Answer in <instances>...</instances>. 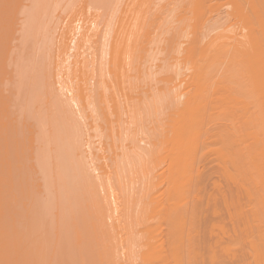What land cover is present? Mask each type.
I'll return each mask as SVG.
<instances>
[{
    "label": "bare ground",
    "instance_id": "6f19581e",
    "mask_svg": "<svg viewBox=\"0 0 264 264\" xmlns=\"http://www.w3.org/2000/svg\"><path fill=\"white\" fill-rule=\"evenodd\" d=\"M31 2V5H30V7L28 6V7H26V9H24V10H22L21 11V15L22 16H24V18L22 19V28L21 29H19V30H21V31H19V35H20V38H19V35H17L18 36V38L20 39V40H22L21 42H23V44L22 43H19V41H18V43L21 45L22 44V46H21V48H23V49H25V48H27L28 50H29V54L27 55V57L28 58H24V55H22V56H20V57H22L21 59H19V63H21V60H22V63L23 64H20V66H19V72H18V75H17V77H19V83L18 84H16V85H18L17 86V90L19 89V98H20V104H21V107H20V110H22L21 108H24V109H26L27 111H29L30 112V115H32V117L34 116V117H36V119H39V121L41 122V123H43V126H44V124H45V122H46V124L48 123H54V124H49V126L50 125H52V126H50V131L49 132H47V133H49V134H47V136H48V138H47V141H46V143H45V145L46 146H43V150L41 151V153H38V150L36 151V150H33V151H36L38 154H40L39 156H42L41 158L43 159V157H44V160H42V159H37V156H36V159H34V160H36L35 161V164H37V161L38 160H40L41 161V163L42 164H40V162L37 164L38 165V167H39V170H40V173H43L42 175H44L43 177L45 178V179H43V180H45L44 182L46 183V185H44V191L46 190V192L48 193L47 194V196H44V197H42V198H39L38 200H39V202L41 203V205L40 204H36L35 205V207L38 205L39 207V212H38V210H35L36 211V213H34L35 215H37V223H41V222H39V218H41L42 217V222H46L45 224H42V225H45V226H47L46 224H47V222H48V225L50 224L51 225V223H52V221L54 220V217L56 216L57 217V215L55 214L56 213V211H57V209L58 208H61V210H62V213L61 214H63L64 215V208L65 207H68V205L70 204V203H75L76 202V199L79 197V195H81L80 193H82L83 194V192H82V190H81V184L83 185L84 184V180L85 181H87V177L89 178V182L91 181V183L90 184H92V186H93V184L95 183V182H93V181H96V179L98 178L99 179V176H97V174L99 175V174H102L101 175V177H102V179H104V177L106 176V174H108L109 176H106L108 179H109V182H108V184L109 183H113V181H115L117 184H119L118 183V181H116L119 177H122V176H120V174H123L122 172L120 173L119 172V174L117 173V169H121V168H117L115 165H116V163H114L113 165H114V167L112 168L113 170H112V174L114 173V174H116V176H117V174L119 175V177H117V179L115 180H113V179H111L112 177H111V172H110V169L109 168H107V167H112L113 165L111 164L110 165V163L109 162H112L113 163V160H111V155L113 154L114 155V157L116 156V155H118V153H119V151H117V154H116V152H111L112 150H113V147H114V150H115V146H114V144H111V140L112 139H114L113 137H112V135H113V133L115 132H113V133H111L110 131V133H109V140L111 141L110 142V145H109V148H112L111 150L109 149V151L112 153L110 156L109 155H105L106 156V158L109 156L110 157V161L109 162H107V160L105 161V162H107V170L105 169V166H104V164H106V163H101V166L99 167V168H97L99 171V173L97 172H95V171H97L95 168H91L92 169V171L94 172V173H96L95 175H93L92 174V177H94L95 178V176H97V178H95V180L92 178V180H90V173L89 172H91V171H89V170H91L90 169V159H88V156L86 155V152H85V150L86 149H83V148H86V146H91V142H89V141H87V140H83L84 138H82L83 136H84V133H83V131L81 130V133H83V135L81 134H79L78 133V131L76 130V127H74L73 128V126H71L72 125V123L74 124V122H72L71 123V125H69V123L68 122H66L65 123V121L64 120H66V116L68 115V112H66V111H64V112H62V111H60V108H62V107H60L59 108V106L57 107L59 110H54V113H52V115L50 116L48 113L49 112H46L47 111V109H46V107H45V109H44V107L43 106H45L44 105V103L46 102L45 101V97H46V99H49L50 98V96H51V92H50V94H49V98H47L48 96H46L45 95V93L46 92H48V91H46L45 90V79H46V77H45V73H46V71H47V69L45 70V67H44V65L46 64V60L49 58V56H48V50H49V48L51 49V47H50V45L51 46H53L52 45V42H53V44L54 43H56V42H54V41H57V40H54L55 39V36L57 35L56 34V32H57V30H56V28H58L59 27V23H61V22H59V23H57L58 25H57V27L56 26H54V27H56V28H53V26L51 25V23L53 22V20H54V23L53 24H55V17H56V19L60 16V17H62L61 15H59V16H56V12H57V10H59L58 8L62 5V3H64L66 0H54V2L52 1V0H28V2ZM78 1V0H77ZM80 1V0H79ZM79 1H78V3H79ZM82 1H84V0H82ZM91 1V0H90ZM90 1H89V4H90ZM92 1H94V0H92ZM100 1V0H99ZM101 1H103V0H101ZM100 1V2H101ZM107 1V0H106ZM114 2H115V0H113ZM119 1V0H118ZM148 1V0H147ZM163 1V0H162ZM166 1V0H165ZM172 1V0H171ZM171 1H169L168 0V4L170 3L171 4ZM189 1V0H188ZM202 1H203V3H202ZM215 1L216 0H214V3H215ZM217 1H219V0H217ZM238 0H229V2H232V4H235V5H233V8H234V10H235V13H231V15L232 14H234V16L236 17L237 16V14L239 13V15L241 16H237L236 18H242V20H243V22L241 23L242 24V27L248 32V36L249 37H245L244 35H243V39H246L247 38V42H246V40L245 41H243L242 39L240 40V39H238L239 41H242V42H246L245 44L246 45H244V44H240L239 43V41H238V43H234L233 45H231V43L229 44V42L227 41L226 43L227 44H222L221 46L219 45V48H218V46L216 47L215 46V49L217 48V52L214 54L213 52V50L214 49H212L213 48V46L211 47V48H209V47H206L205 46V44L203 45L202 44V41L199 39V37H197V38H195V40L197 39V44L196 45H198V43L200 44H202V46L201 45H198L199 47H201L200 49H201V53H204L203 54V56L204 57H206V59L204 60V59H202V63L201 64H198V63H196V62H200V61H197L198 60V57H197V53H196V50L194 49L195 47H194V43H193V48L191 49V51H189L188 52V54H187V57H186V60H185V62H187V60H189V61H195L196 60V62H194V63H196L197 65H195V69H193V70H195L192 74H191V76H190V79L189 80H187L186 81V84H185V91L187 92H183V87L181 86V84L179 85H177V86H175V87H173V88H171L172 89V91L171 90H169L170 92H169V94L167 93V95L166 94H164L165 93V91H166V89H164L163 88V90L162 89H155L157 92L159 91V92H161V90L163 91V92H161L160 94H164V96L167 98V99H164V98H162V99H158L159 100V103H158V105L161 107V105H162V107L159 109L160 111H159V114L160 115H162V113H163V115H164V117H166V118H171V119H168V120H170V121H166L167 119H165V122H171V123H169V124H167V123H165L164 122V120H162L165 124H164V126L167 124V126H169V128L166 126V128H168L169 130H167V129H165L164 128V126L162 125V124H160V123H162V121L159 123V125L160 126H163V127H158V125H155V126H157L158 128V130L156 129V130H153V129H155V127H152V125L150 126V128L152 127V129L149 131L150 133H153L154 134V132L156 131V133H158L157 131H159L160 129L162 130H160L161 132H160V134L162 133H166V135H164V137L165 138H161L160 139V137L158 138V140L160 141V140H162V144H164L163 146H154L155 147V149H153V150H155V152H153L154 154H150V153H152V151L149 149V148H144V147H146V146H143L142 147V145H138V143H135V141L133 142V143H135L136 145L135 146H133V147H136L137 145H138V147H136V149L138 148L139 150H145V149H149V150H147V152H149V151H151L150 153H148V156H146V155H144L143 154V152H145V151H137V152H140V154L139 153H135V154H137L136 155V157L135 158H139V159H141V160H139V163L140 162H142L141 164H142V166H143V169H144V165H143V163H145V165L147 164L148 166H149V164L150 163H153L152 164V166L154 165V163L156 164L158 161V163H157V166H159L158 164H160V162L162 163V162H164V161H166V163H168V165L167 166H165V167H163L164 169H166V171L162 168V171H164L163 173L161 172V171H158V170H156V171H158L156 174L154 173V172H156V171H154V168H152V167H148V166H146L147 168H145V169H148L147 171H144V172H146V175H150L149 176V178H146V175L145 176H143V175H141V176H143V178H146L147 180L149 179L150 180V183L149 182H146L145 183V181H147L146 179H142L141 178V180H139V181H137V180H129L128 178L130 177V176H126V177H122L121 179H123V178H125V181L127 180V181H129L128 183L130 184H133V182L135 183L136 181L138 182V183H135V184H138V185H140L139 184V182L140 181H142V180H145V181H143V188L145 187V186H147L148 188V190L151 188L150 186H152L153 184H152V182H153V179H151L153 176H154V174H155V176H157V177H159L160 176V178H157V177H153L155 180H154V182H156V183H158L159 182V184L160 185H158L159 186V188L161 189V184L163 183V182H167V183H171V185H172V188L170 189V187L168 188L167 187V184L165 183V185H166V187L168 188V189H170L171 191L169 192V194L167 193V191H169V190H166V193L168 194V196L166 197V199H165V197H164V199L166 200V203H165V201H164V199H163V197H161L162 195H157V194H159L158 193V191L156 190V188H158V186L156 187L155 186V184L156 183H154V186L156 187H154V189H155V192H153V188L152 189H150V191H147L146 190V187L144 188L145 190H143V188L141 187L142 186V184H141V188H142V191H140V193L142 192L143 194L145 193L146 195H143L142 196V194H140L139 196H140V198L142 199V201L141 200H139L140 201V203L141 202H143L144 201V198L146 197H148V201H149V199H150V197L151 196H154V198L152 199L151 198V200H150V203H151V205H150V203L147 201V199L145 198V200L148 202V203H146L145 201H144V203H145V205H146V208H147V210H146V208L144 209V203H141L142 205H144V206H142L141 204H138V205H136L137 203H135L136 201L139 203V201L136 199V198H129L128 200H127V198H126V200H127V202L128 203H126L125 201V199H124V201H121V203L123 204V202L124 203H126V204H124V206L126 205L127 206V210H126V206L124 207V209L122 208V211L120 210V212H122V213H124V212H129V214L128 213H125V214H122V216H121V218L123 219V221L125 220H127L129 217H130V215L131 214H133V213H131L132 212V209H135V208H133V206H139L140 207V205L143 207L142 209H143V219H142V216L141 217H137L138 218V220H136V217L135 216H131L130 217V219H128L127 221H128V223H129V220H130V222H131V220H133L134 222H132V226H133V223H134V225H137V223L139 222V225H140V229L141 228H145L144 229V231H142V230H140V232H141V240H142V242L144 241L143 239H142V236L144 235V236H146V238H147V236H148V232H149V235L150 236H152V237H154L156 234H155V232H159L160 231V233H158V235L157 236H159L160 235V237H157L158 239H157V241L156 242H154L155 241V239H153L152 237L151 238H149L148 237V239H152V240H154L153 242V244H152V240L150 241V244H147L146 242V244L144 245L145 246V248H142L141 250H143V252H142V255L141 256H143L144 258V261H145V263L146 264H195V262L197 261V259L198 260H202L201 261V263L203 264H206V263H210V264H213L211 261H214V264H218V262L219 261H221V260H219V259H217V258H220V255H227V256H230V258H233L231 261L230 260H227V261H223V263L224 264H227L226 262H228V261H230V263H228V264H233L234 262V260L236 261V259L238 258V260H239V257H234L233 255H235L234 253H236V255L238 254V252H241L242 250L244 251V245H245V247L248 249V250H246V253H245V258H247L248 259V257H249V263L247 262V264H264V0H241L240 2L238 1ZM26 2V1H25ZM67 2H68V0H67ZM71 2H72V0H71ZM110 2V1H109ZM109 2H105V4H109L110 5V3H112V0H111V2L109 3ZM120 2V1H119ZM122 2V1H121ZM120 2V3H121ZM156 2V1H155ZM158 2V1H157ZM176 2H179V1H177L176 0ZM183 2H185L184 0L182 1V3ZM187 2V1H186ZM185 2V3H186ZM192 2V1H191ZM196 2L198 3H200V8L198 7L199 5L198 4H195V5H197V7L199 8V11H197L198 9H196V11L195 12H197V14H200L199 16L201 17V16H203L204 15V13L206 12V10L209 8V7H211V8H215L216 9V6L215 7H212L213 5H209L207 2H209V0L207 1V0H196ZM225 2V1H224ZM228 2V1H227ZM228 2V3H229ZM234 2V3H233ZM4 3V2H3ZM76 3V2H75ZM83 3H85V2H83ZM87 3V2H86ZM93 3V5L95 6V1L94 2H91V4ZM98 3V2H97ZM120 3H119V5H120ZM159 3V2H158ZM166 4H167V2H165ZM185 3H183V5L185 4ZM188 3V2H187ZM206 3V5H208V6H206V5H204ZM212 3H213V0H212ZM212 3H210V4H212ZM213 3V4H214ZM14 4V3H13ZM65 4H67V3H65ZM64 4V5H65ZM90 4V5H91ZM100 4V6L101 7H104V4L102 5L101 3H99ZM113 5H114V3H112ZM111 4V5H112ZM151 4V3H150ZM149 4V5H150ZM159 4H161V3H159ZM169 4V5H170ZM201 4H202V6H201ZM217 4V3H216ZM231 4V3H230ZM12 5V4H11ZM69 5V7H70V4H67V6ZM75 5V4H74ZM93 5H92V7H93ZM97 5V4H96ZM110 5V6H111ZM158 5V4H157ZM163 5V4H162ZM162 5H159V6H162ZM179 5H180V3H179ZM185 5H187V4H185ZM190 5H193V4H190ZM226 5V4H225ZM67 6H66V8H67ZM86 6H87V4H86ZM89 6V5H88ZM108 7V10H109V8H111V7ZM118 6V5H117ZM122 6V5H121ZM166 6H168V5H166ZM194 6V5H193ZM205 6L207 7L206 8V10H205V12H204V8H205ZM219 8H221L222 6L220 5V3H219ZM24 7V8H25ZM62 7H64V6H62ZM74 7V6H73ZM72 7V8H73ZM97 7H98V5H97ZM105 7H106V5H105ZM113 7V6H112ZM120 7V6H119ZM151 7V6H150ZM157 7V6H156ZM170 7V6H169ZM177 7H178V4H177ZM182 7V6H181ZM184 7V6H183ZM190 7V6H189ZM225 7V6H224ZM224 7L221 9V10H223L224 9ZM9 8V7H8ZM19 8V7H18ZM91 8V7H90ZM96 8V7H95ZM114 8H115V6H114ZM117 8V7H116ZM149 8V7H148ZM186 8H188V6L186 7ZM185 8V9H186ZM229 9H230V7H228ZM10 9H11V7H10ZM63 9V8H62ZM61 9V11H60V14H62L63 13V10ZM97 9V8H96ZM100 10H101V8H99ZM103 9V8H102ZM107 9V8H106ZM106 9H103V10H106ZM120 9V8H119ZM150 9V8H149ZM153 9H155L154 7H153ZM160 9V8H159ZM159 9H158V11H159ZM164 9V8H163ZM166 9H167V7H166ZM190 9V8H189ZM193 9H195V7L193 8ZM217 9H218V7H217ZM217 9H216V11H217ZM227 9V8H226ZM225 9V10H226ZM69 10L71 11L72 9H70L69 8ZM111 10V9H110ZM118 10V9H117ZM165 10V9H164ZM174 10H176V9H174ZM179 12H181V9L179 8ZM188 10V9H187ZM214 10V9H213ZM212 10V11H213ZM220 10V11H221ZM233 10V11H234ZM11 11V10H10ZM135 11V10H134ZM153 11V10H152ZM157 11V12H158ZM183 11H184V9H183ZM190 11V10H189ZM189 11H187V15H188V13H189ZM208 11V10H207ZM211 11V12H212ZM215 11V10H214ZM220 11L218 12V14L220 13ZM228 11H231V9L230 10H228ZM112 12V11H111ZM115 12V11H114ZM161 12H162V10H161ZM186 12V11H185ZM184 12V13H185ZM69 13V12H68ZM68 13L66 12V14H67V17H68ZM119 13V12H118ZM143 13H144V11H143ZM173 13H176V12H173ZM182 13V12H181ZM207 13L208 12H206V14L205 15H207ZM221 13H224V12H221ZM64 14V13H63ZM132 14V13H131ZM134 14V13H133ZM140 14V13H139ZM145 14V13H144ZM149 14V13H148ZM159 14H160V11H159ZM161 14H163V12L161 13ZM186 14V13H185ZM193 14V13H192ZM209 14V13H208ZM213 14H215L214 12H213ZM225 14V13H224ZM228 14V13H227ZM227 14L225 15V16H227ZM20 15V14H19ZM21 15H20V17H21ZM65 15V14H64ZM103 15H105L106 16V13L104 12V14ZM111 15V14H110ZM118 15V14H117ZM174 15H178V14H174ZM183 15V14H182ZM210 15V14H209ZM208 15V16H209ZM104 16V17H105ZM112 16H114V17H117V16H115V15H112ZM133 16V15H132ZM139 16V15H138ZM166 16H169V17H171L170 16V14L169 15H166ZM184 16H186V15H184ZM190 16V15H189ZM193 16V15H192ZM192 16H191V18H192ZM199 16H198V18H199ZM215 16H217V13H216V15ZM221 16H222V14H221ZM225 16H223V17H225ZM233 16V17H234ZM59 17V18H60ZM66 17V16H65ZM111 17V16H110ZM164 17H165V15H164ZM169 17H167V18H169ZM173 17V16H172ZM172 17L170 18V19H172ZM180 17V16H179ZM178 16H177V18H179ZM194 17V16H193ZM204 17V16H203ZM210 17H212L211 15H210ZM218 17V16H217ZM8 18V17H7ZM108 18V17H107ZM106 18V19H107ZM138 18V17H137ZM155 18V17H154ZM154 18H152V19H150V20H152L153 21V19ZM174 18V17H173ZM187 18V17H186ZM184 19L185 21H184V23L186 22V20L187 19ZM197 18V19H198ZM209 18V17H208ZM215 18V17H214ZM214 18L212 17V19L214 20ZM220 18V17H219ZM227 18V17H226ZM231 18V17H230ZM230 18H228V19H230ZM235 18V19H236ZM61 19V18H60ZM63 19H65V18H63ZM97 19V18H96ZM104 18L102 17V20H103ZM112 19V18H111ZM128 19H129V17H128ZM132 19V18H131ZM163 19V18H162ZM175 19V18H174ZM183 19V18H182ZM202 19V18H201ZM228 19H224V22L226 21L227 23H228ZM234 19V18H233ZM68 20V19H67ZM78 20V19H77ZM76 20V23L77 22H79V21H77ZM94 20V19H93ZM93 20L91 21V23L93 22ZM101 20V19H100ZM108 20V19H107ZM109 20H110V18H109ZM148 20V19H147ZM166 20V18L164 19V21ZM176 21H177V19H175ZM180 20V19H179ZM212 20V21H213ZM241 20V19H240ZM241 20V21H242ZM57 21V20H56ZM62 21H64V20H62ZM66 21V20H65ZM98 21V20H97ZM111 21V20H110ZM109 21V22H110ZM131 21V20H130ZM149 21V20H148ZM154 21H155V19H154ZM153 21V22H154ZM171 21H173V19L171 20ZM192 21V20H191ZM194 21V20H193ZM192 21V22H193ZM201 21V20H200ZM209 21H211L210 20V18H209ZM220 21V20H219ZM218 21V22H219ZM237 22L239 21V19H237L236 20ZM96 22V21H95ZM95 22H93V24L95 23ZM114 22H115V20H114ZM121 22V21H120ZM138 22V21H137ZM162 22V21H161ZM168 22V21H167ZM177 22H179V21H177ZM190 22V21H189ZM197 22V21H196ZM195 22V23H196ZM199 22V21H198ZM223 22V23H224ZM240 22V21H239ZM238 22V23H239ZM16 23V22H15ZM20 23H21V21H20ZM66 23V22H65ZM82 22H81V20H80V24H81ZM90 23V24H91ZM102 23V22H101ZM119 23V22H118ZM127 23H128V21H127ZM149 23V22H148ZM147 23V24H148ZM152 23V22H151ZM150 23V24H151ZM159 23V22H158ZM172 23V22H171ZM174 23V22H173ZM176 23V22H175ZM174 23V24H175ZM183 23V22H182ZM191 23V22H190ZM216 23V22H215ZM222 23V24H223ZM227 23H224L222 26H226L227 25ZM80 24H78V25H76V27L74 28V29H72V30H70V33H73V35H72V38L71 39H69V41H67L66 39L64 40L65 41V43H66V41L69 43L70 41V43H72V44H64L63 45V48H65V49H63V52H64V54H62V52H60L62 55H64V58H63V56H62V59H63V65H65V64H69V66H70V64H74V76L72 77L71 76V78H70V81H74V82H77V83H74V85L76 84V86H72V87H69V85H67V86H65L66 84H65V82L64 81H62V83H61V80H63L64 78L63 77H61V78H63V79H61L60 80V82L58 83L59 84V86L61 85V87L63 88V89H66V90H64V91H61V93H59L60 94V98H59V100L57 99V98H55V97H51L52 99H53V103L54 102H61V101H64L63 103H65L67 100L68 101H71L73 104H75V106L76 105H80V102L81 103H83V107L85 106V105H87L86 104V101H87V94H85V91H86V93H87V90H88V92H90V87H88V88H86V86H87V84H89L88 82H89V79H88V81H86V77L88 76V74L86 75V72L84 71V70H82V69H85V68H82V69H78L77 67H83V66H80L81 64L83 65V64H86V63H84L85 62V60H86V56L84 57V55L86 54H90V52L93 50L92 48H93V46L95 47L96 45H94V43L96 42H93V44H92V41H93V39L95 40V38L97 37V34L98 33H96L97 31H95V30H93V28L94 29H96V27L97 26H95L94 27V25H93V27L92 26H90L89 27V23H88V27H84V25L82 24V26H83V28L85 29L86 28V30H84V32H81V29H82V27H80L79 25ZM99 24H100V22H99ZM99 24H97V25H99ZM131 24V23H130ZM149 24V25H150ZM169 24V23H168ZM167 24V25H168ZM174 24H173V26H174ZM177 24V23H176ZM186 24H188L187 22H186ZM205 24V23H204ZM229 24H230V22H229ZM232 24V23H231ZM19 25V24H18ZM66 25V24H65ZM68 25V24H67ZM70 25V24H69ZM96 25V24H95ZM109 25V23H107V25H106V27ZM113 25H114V23H113ZM121 25V24H120ZM146 25V24H145ZM145 25H143V30L145 29L144 28V26ZM151 25H153V24H151ZM160 25V24H159ZM172 25V24H171ZM181 25H183V24H181ZM207 25H208V23H207ZM219 25H221L220 23H219ZM233 25H236V24H233ZM21 26V25H20ZM71 26V25H70ZM75 26V25H74ZM101 26V25H100ZM105 26V25H104ZM125 27H126V25H124ZM154 26H156V22H155V25ZM175 26H178V25H175ZM180 26V25H179ZM186 25H184L183 27H185ZM188 26H190V25H188ZM188 26L187 27H185V28H188ZM204 26V25H203ZM202 26V27H203ZM239 26V25H238ZM241 26V25H240ZM61 27V26H60ZM64 27V26H63ZM111 27V29H113V27L110 25L109 27H107L108 29ZM134 27V26H133ZM138 27V26H137ZM146 28H147V26H145ZM149 27V26H148ZM151 27V28H150ZM149 28H150V31L152 30V26H150ZM158 27V26H157ZM162 27H165V26H162ZM197 27H198V25H197ZM208 27H209V25H208ZM231 27V26H230ZM230 27H228V28H230ZM71 28H73V27H71ZM103 28V27H102ZM106 28V29H107ZM128 28H130V26L128 27ZM166 28H168V27H165V29ZM171 27H169L168 28V31H169V29H170ZM196 28V27H195ZM217 28H218V26H217ZM220 28H221V30H222V27L220 26ZM224 28V27H223ZM227 28V30H229V31H231L230 29H228ZM68 29H69V27H68ZM97 29H99L98 27H97ZM119 29V28H118ZM138 29H139V27H138ZM141 29V28H140ZM155 29V28H154ZM157 29V28H156ZM163 29V28H162ZM172 29V28H171ZM170 29V30H171ZM173 29H174V27H173ZM180 29H181V27H180ZM189 29V28H188ZM191 29V28H190ZM204 29V28H203ZM55 30H56V32H55ZM61 30V29H60ZM59 30V31H60ZM63 31H64V29H62ZM66 30V29H65ZM117 30V29H116ZM120 30H121V28H120ZM124 30V29H123ZM128 30V29H127ZM149 30V29H148ZM164 30V29H163ZM163 30H162V32H163ZM178 30V29H177ZM192 30V29H191ZM207 30V29H206ZM218 30V29H217ZM239 30V29H238ZM6 31V30H5ZM10 31V30H9ZM59 31H58V33H59ZM93 31V34H91V32ZM95 31V32H94ZM99 31V30H98ZM101 31V30H100ZM103 31V30H102ZM107 31V30H106ZM106 31L104 32L105 33V35L107 34L108 35V33H109V31H112V30H110L109 29V31L106 33ZM138 31V30H137ZM142 31V30H141ZM153 31V30H152ZM176 31V30H175ZM184 32V35H185V33L188 31L187 29L186 30H180L179 31V33H181L182 34V32ZM186 31V32H185ZM226 31V30H225ZM16 32H18V31H16ZM16 32H15V34H16ZM135 32H136V30H135ZM140 32V31H139ZM146 32V31H145ZM158 32V31H157ZM166 31H164L163 33H165ZM189 32V31H188ZM202 32V29H201V31H200V33ZM206 32V31H205ZM209 32V31H208ZM241 32V31H240ZM69 33V32H68ZM101 33V32H100ZM103 33V32H102ZM100 34V35H102L103 36V34ZM111 34H112V32H110ZM125 33V32H124ZM169 33H171V31L169 32ZM169 33H167V34H169ZM173 33H174V31H173ZM173 33H171V35L173 36ZM176 33H177V31H176ZM189 33H192L193 34V32L191 31V32H189ZM214 33V32H213ZM242 33V32H241ZM240 33V34H241ZM18 34V33H17ZM111 34H109L108 35V38L106 37V36H104V37H106L105 39H104V41L103 40H101V41H103V42H106V40L107 39H109L108 41H110L111 39L110 38H112V36L113 35H111ZM129 34V33H128ZM153 34H155L154 32H153ZM194 34H195V32H194ZM198 34V33H197ZM202 34H203V32H202ZM228 34V33H227ZM230 34V33H229ZM233 34H235V33H233ZM244 34V33H243ZM245 34H246V32H245ZM4 35V34H3ZM55 35V36H54ZM59 35V34H58ZM65 35V34H64ZM69 35V34H68ZM80 35V36H79ZM99 35V38L101 37ZM111 35V37L109 38V36ZM119 35H121V36H123V34L122 33H120V34H118V37L120 38V40H119V38L116 36V39L118 40H116V39H112L111 41H112V43H111V45L109 44V43H102V44H100V45H98L99 43L98 42H96V43H98L97 44V46H100V47H104V48H106L105 50H106V52H102L103 53V56H104V53H105V55L107 54V53H109L110 54V56H111V58H109V59H111V70H109L108 69V67L106 68V69H108L112 74H113V76H111L112 74L111 73H109V74H111V75H108V77L109 76H111L112 77V79H113V77H114V82H115V85H119V84H121V85H123V86H121V85H119L118 86V88L121 86L122 87V90L124 89L123 87H125V86H127V87H125V90H123V94H124V92L126 91V90H130V88L131 87H134L135 88V86H138V85H140V78L138 77L140 74H141V76H142V73H140V72H138V69H136V74L137 73H140L138 76H136V74H135V71L133 72L134 73V75H135V80H136V77H138L137 79L138 80H133V78H132V80L134 81V82H131V77L132 76H130V78H129V82H131V84L127 81L128 79L127 78H125L126 77V75H129V74H133L132 72H129L128 70L130 69V70H132L130 67L132 66V65H130V64H132V63H134L135 61H136V59H135V55L137 56V54H135V51H134V53H128V50H129V46L130 45H128L127 47H125L126 46V44H125V46L123 45V43H124V41L126 40H124V38H123V40H121V36H119ZM127 35V34H126ZM125 34H124V37L126 36ZM132 35V34H131ZM134 35V34H133ZM142 35V34H141ZM148 35V34H147ZM157 35V34H156ZM155 35V36H156ZM160 35H161V33H160ZM159 35V36H160ZM170 35V34H169ZM177 36H180V34L178 35V33L176 34ZM187 35H189L188 33H187ZM196 35V34H195ZM204 35H205V33H204ZM203 35V36H204ZM209 35V34H208ZM212 35V34H211ZM221 35V34H220ZM222 35H224L223 33H222ZM16 36V35H15ZM61 36V35H60ZM70 36V35H69ZM143 36V38L146 40V37H144V34L142 35ZM150 35H148V37H149ZM154 35H153V40H154V37H155ZM164 36H166V35H164ZM164 36H162V37H164ZM172 36H170L171 38H172ZM216 36V35H215ZM233 36V35H232ZM65 37V36H64ZM79 37V38H78ZM114 37V36H113ZM129 37H131V36H129ZM133 37V36H132ZM135 37V36H134ZM138 37H140V33H139V35H137V37H136V39L135 38H132L131 40H133V39H135L134 40V42L135 41H137L138 42ZM152 36H150L149 37V39L151 40L152 38H151ZM167 37V36H166ZM174 37H175V35H174ZM184 37V36H183ZM188 38L190 37L191 39H192V37L191 36H187ZM205 37V36H204ZM206 37H208V36H206ZM218 37H219V34H218ZM56 38H57V36H56ZM60 38V37H59ZM66 38V37H65ZM77 38L79 39V40H77ZM142 37L141 38H139L140 39V41L141 42H143L144 40H142L143 39ZM177 38V37H176ZM176 38H175V40L174 41H177L176 40ZM180 39H181V36L179 37ZM179 38H178V40H179ZM209 38V37H208ZM208 38H206V39H208ZM220 38V37H219ZM235 38V37H234ZM242 38V37H241ZM6 39V38H5ZM15 39V38H14ZM98 39V38H97ZM148 39V38H147ZM163 39V38H162ZM165 39V38H164ZM183 39V38H182ZM184 39H185V37H184ZM187 39V38H186ZM210 39V38H209ZM208 39V40H209ZM233 39V38H232ZM236 39V38H235ZM53 40V41H52ZM149 40V42H148V45H150L151 44V42H154V41H150ZM159 40V43L161 44V42H160V40L161 39H158ZM166 40V39H165ZM168 40L170 41V38L168 37ZM172 41H173V39H171ZM190 40V39H189ZM194 40V39H193ZM204 40V39H203ZM219 40V39H218ZM234 40V39H233ZM75 41H79V44L76 42L75 43ZM155 41H156V39H155ZM161 41H164V40H161ZM168 41V42H169ZM173 41V42H174ZM185 41V40H184ZM187 41V40H186ZM215 41V40H214ZM222 41V40H221ZM236 41V40H235ZM234 41V42H235ZM236 41V42H237ZM57 42H59V41H57ZM91 42V43H90ZM120 42V43H119ZM123 42V43H122ZM132 42L133 41H131L130 43H131V45H132ZM141 42H139L140 44H142ZM168 42H167V44H166V47L165 48H167L166 50H168V51H166V52H168V54L170 55V53H169V51H171V48H169V47H171L172 46V48L174 47L173 46V44L171 45V43H169L168 44ZM171 42V41H170ZM205 42V41H204ZM208 42V41H207ZM209 42H211V40L209 41ZM13 43H14V41H13ZM64 43V42H63ZM73 43H75L74 44V46H71V45H73ZM88 43H90L91 45H93L92 47L90 46H88L89 44ZM126 43V42H125ZM139 43H137V44H139ZM144 43H145V41H144ZM143 43V44H144ZM155 43V42H154ZM158 43V42H157ZM182 43V42H181ZM181 43H179V44H181ZM213 43V42H212ZM60 44V43H59ZM76 44H78V45H76ZM88 44V45H87ZM104 44V45H103ZM119 44V45H118ZM122 44V45H121ZM129 44V43H128ZM136 44V43H135ZM136 44V45H137ZM164 43H162V45H163ZM186 44H188V43H186ZM185 44V45H186ZM208 44H210V43H208ZM215 44V43H214ZM16 45V44H15ZM66 45V47H64ZM101 45H103V46H101ZM109 45L111 46V48H109ZM134 45V44H133ZM153 44H151L150 46H152ZM157 45H159V44H157ZM156 44H155V46H157ZM169 45V46H168ZM171 45V46H170ZM174 45H178V43H176L175 44V42H174ZM190 45V44H189ZM188 45V46H189ZM239 45V46H238ZM241 45H243L242 47H244V48H242V49H240V46ZM54 46H55V44H54ZM89 47V48H91V50H88V51H86V49L84 50V47ZM96 46V49H98L99 51H100V49H99V47H97ZM122 46H124V48L122 47ZM138 47H139V45H137ZM149 46V47H150ZM165 46V45H164ZM179 47H180V49L182 48L180 45H178ZM182 46H184L183 45V43H182ZM57 47H58V45H57ZM85 47V48H86ZM120 47H122V48H120ZM131 48L133 47V46H130ZM138 47H136L138 50H139V48ZM141 47V46H140ZM148 47V48H149ZM154 47V46H153ZM185 47V46H184ZM53 48H56V46L55 47H53ZM53 48H52V52L54 51L53 50ZM61 48V47H60ZM102 48H101V50H102ZM104 48H103V50H104ZM110 50V51H108V49ZM128 48V50H126V52L128 53H126L125 52V49H127ZM130 48V49H131ZM147 48V47H146ZM155 48V47H154ZM221 48H222V50H223V52H222V56H224V58H222L221 57V59H217V57H218V55H219V53L222 51L221 50ZM27 49H25V50H27ZM121 49H123V50H121ZM136 49V50H137ZM160 49V48H159ZM170 49V50H169ZM174 49V48H173ZM172 49V50H173ZM179 49V50H180ZM211 49H212V52H211ZM16 50V49H15ZM81 50H83L84 52L86 51V53L84 54ZM132 50H135L134 48L132 49ZM129 51V52H133V51ZM137 50V51H138ZM147 50V49H146ZM146 50L144 51V49L142 48V52H146ZM163 50V47H162V49H161V51ZM176 50V51H175ZM181 50H183L184 51V49H181ZM190 50V49H189ZM219 50H221V51H219ZM75 51V52H74ZM90 51V52H89ZM94 51V54H93V52H91V54H90V57L92 56V57H94V56H96V53H95V50H93ZM121 51L123 52L122 54L125 56V59H127L128 57L125 55V54H127V55H131L132 56V58H131V56H129V58H128V60L130 59H132V63L130 62H128L127 60H125V59H123V60H125L126 62H122V58L124 57L123 55V57H121ZM140 51V50H139ZM148 51H150V50H148ZM155 51H157V50H155ZM160 51V50H159ZM158 51V52H159ZM160 51V52H161ZM174 51L175 52H177L178 51V49H174ZM208 51H210V52H208ZM18 52V51H17ZM55 52V51H54ZM56 52H57V49H56ZM88 52V53H87ZM100 52V54H102ZM154 52V51H153ZM159 52V53H160ZM175 52H173L172 51V53L173 54H171V55H174V53ZM185 52V51H184ZM13 53V52H12ZM15 53V52H14ZM13 53V54H14ZM22 53V52H21ZM42 54L41 56L39 55L38 56V54ZM50 53V52H49ZM59 53V52H58ZM141 53V52H140ZM140 53H139V56H140ZM149 53V52H148ZM151 53V52H150ZM162 53V52H161ZM180 54L181 53H183V52H179ZM179 53H177V54H179ZM210 53H212L213 54V56H212V58H211V56L209 57V54ZM12 54V55H13ZM18 54V53H17ZM53 53H51V55H52ZM55 54V53H54ZM88 54V55H89ZM162 54H164V53H162ZM166 54V53H165ZM195 54H197V55H195ZM212 54H210V55H212ZM221 54V53H220ZM224 54V55H223ZM97 55H99V54H97ZM142 55V54H141ZM151 55H152V53H151ZM155 55V58L156 57H158L157 56V53H155L154 54ZM154 55H152V56H154ZM171 55H170V57H168V60L166 59V61H169V59L171 60ZM181 55H184V54H181ZM54 56V55H53ZM56 56V55H55ZM84 58H83V57ZM107 56V55H106ZM134 56V57H133ZM139 56H137L136 58H138ZM152 56H150L149 58L151 59V57ZM160 56V55H159ZM162 56H165V55H162ZM167 56V55H166ZM166 56L165 57H162L163 59H165L166 58ZM176 57H174L173 56V58H172V60L171 61H169V64H168V62H167V64H168V66L170 65H172L173 64V62L175 61V60H177V62L179 63V58H178V56L177 55H175ZM197 58H196V57ZM216 56V57H215ZM18 57V56H17ZM26 57V56H25ZM35 57H38V59H37V61L34 63V64H32L31 62V64L30 65H28L26 62H25V60L27 59V61H28V59H30L29 61H31L32 59L33 60H35ZM52 57V56H51ZM59 57V56H58ZM91 57V58H92ZM97 57V56H96ZM101 57V56H100ZM105 57V56H104ZM108 57H109V55H108ZM108 57H105V60L107 61L108 59ZM127 57V58H126ZM144 57H145V55H144ZM144 57H142V58H144ZM146 57H147V59H149L148 58V56L146 55ZM215 57V58H214ZM74 58V59H73ZM82 58V59H81ZM90 58V59H91ZM98 58H99V56H98ZM155 58L153 57L152 59H154L155 60ZM196 58V59H195ZM208 58H209V60H208ZM10 59H11V57H10ZM9 59V60H10ZM52 59V58H51ZM50 59V60H51ZM71 59H73V61L71 62ZM87 59H88V57H87ZM89 59V60H90ZM101 59H104V58H101ZM139 60H140V57L138 58ZM149 59V60H150ZM159 59H160V57H159ZM162 59V60H163ZM182 59V58H181ZM211 59V60H210ZM212 59L214 60V61H212ZM44 60H45V64L43 63L44 62ZM50 60H49V65H51V62H50ZM56 60V59H55ZM93 59H91V61H92ZM129 60V61H130ZM135 60V61H134ZM138 60V61H139ZM144 60V59H143ZM156 60L158 61V58H156ZM155 60V62H157ZM161 60V59H160ZM199 60H201V59H199ZM208 60V61H207ZM12 61V60H11ZM43 61V62H42ZM52 61V60H51ZM59 61V60H58ZM95 61V60H94ZM97 61V60H96ZM96 61L95 62H92V63H96ZM99 61V60H98ZM10 62V61H9ZM25 62V63H24ZM62 62V61H61ZM60 61H59V63H61ZM89 62V61H88ZM105 62V61H104ZM103 62V63H104ZM141 62H143V61H141ZM147 62V61H146ZM155 62H152V63H155ZM160 62V61H159ZM159 62H157L158 64H159ZM162 62H164L165 64H166V62L163 60ZM171 62V63H170ZM183 62V61H182ZM12 63V62H11ZM15 63H17V67H18V61L17 62H15ZM53 63V62H52ZM58 63V64H59ZM92 63H91V65H92ZM100 63V62H99ZM123 63H125V65L123 64ZM136 63H137V61H136ZM150 63V62H149ZM152 63L150 64V65H152ZM203 63H205V64H203ZM57 64V63H56ZM57 64V65H58ZM87 64H89V63H87ZM107 64V63H106ZM140 63H138L137 64V66H140L139 65ZM148 64V63H147ZM164 64V65H165ZM177 64V63H176ZM176 64H174V65H176ZM180 64V63H179ZM189 63L187 62V65H188ZM47 65V64H46ZM63 65H61V66H63ZM94 65V64H93ZM92 65V66H93ZM99 65V64H98ZM102 65V64H101ZM100 65V67H104L103 65L101 66ZM105 65V64H104ZM124 65V66H123ZM130 65V66H129ZM144 66V64H141V66ZM155 65V64H154ZM154 65L153 66H151V67H154ZM160 65V64H159ZM182 65H184L183 63H182ZM181 64H180V67L182 66ZM191 65V64H190ZM205 65V66H204ZM14 66V65H13ZM52 66V65H51ZM51 66H50V68L49 69H51L52 70V68H53V66H52V68H51ZM66 67L68 66V65H65ZM90 66V65H89ZM89 66H86V67H89ZM91 66V67H92ZM95 66V65H94ZM97 66V65H96ZM129 67V69H128V67L127 68H124V70H123V72H124V74H125V69H126V74L124 75V74H121V76H125L124 78L125 79H127L126 81V83L128 84V85H126V83L123 81L122 83L121 82H119V81H121V79H119L118 78V75L120 74V72L122 73V69H123V67ZM142 66V67H143ZM148 66V65H147ZM156 66H158V65H156ZM156 66L153 68V70H155V68H156ZM177 66V65H176ZM185 66V65H184ZM183 66V67H184ZM64 67V66H63ZM72 69H73V66L71 65L70 66ZM69 67V68H70ZM99 67V68H100ZM133 67V66H132ZM149 67V66H148ZM150 67V68H151ZM161 67V66H160ZM159 67V68H160ZM163 67V66H162ZM173 67V66H172ZM178 67V66H177ZM179 67V68H180ZM182 67V68H183ZM190 67V66H189ZM192 67V66H191ZM16 68V67H15ZM58 68H59V66H58ZM99 68H96L97 69V71H98V69ZM136 68H138V67H136ZM8 69H11V66H10V68H8ZM13 69H14V67H13ZM18 69V68H17ZM61 69V68H60ZM134 69H135V64H134ZM133 69V70H134ZM149 69V68H148ZM152 69V68H151ZM158 69V68H157ZM166 69H167V66H166ZM165 69V70H166ZM172 69V68H171ZM170 69V70H171ZM141 70V69H140ZM147 70V69H146ZM150 70V69H149ZM149 70H148V72H149ZM159 70V69H158ZM173 70V69H172ZM176 68H175V72H176ZM183 70H184V68H183ZM7 71V70H6ZM18 71V70H17ZM62 71H65V69L64 70H61V72ZM67 71V70H66ZM89 71H91V69L89 70ZM93 71V70H92ZM101 71H104V70H102L101 69ZM127 71H128V73L129 74H127ZM143 71V70H142ZM141 71V72H142ZM168 71V70H167ZM166 71V72H167ZM174 71V70H173ZM173 71H170V73L171 72H173ZM177 71H179V69L177 70ZM181 71V70H180ZM53 72V71H52ZM73 73L71 70L69 71V74H71V73ZM94 72V71H93ZM148 72H145V74H147ZM156 72V71H155ZM158 72V71H157ZM162 72V71H161ZM165 72V73H166ZM7 73V72H6ZM11 73V72H10ZM16 73V72H15ZM15 73H14V75H15ZM65 73V72H64ZM76 73V74H75ZM91 73V72H90ZM95 73V72H94ZM100 73H102V72H100ZM150 73V72H149ZM160 73V72H159ZM164 72H163V74H165ZM168 73V72H167ZM181 73H184V72H180L179 74L177 73V76H179L178 77V79L179 78H181L180 76H181ZM47 74V73H46ZM53 74V73H52ZM68 74V73H67ZM81 74H83V77H82V75ZM93 74V73H92ZM104 74H106V72L104 73ZM156 75H158L157 73H155ZM161 74V79H160V81L161 82H163V83H169L168 85H170V83H171V81H175V77H173V74H175V73H173L172 75L171 74H169V75H171V76H168V74L166 75V76H164V75H162V73H160ZM159 74V75H160ZM49 75H50V72H49ZM60 75H62V73L60 74ZM65 75V74H64ZM71 75H73V74H71ZM85 75H86V77H85ZM90 75V74H89ZM96 75V74H95ZM99 76H100V74H98ZM103 74H101V76H102ZM9 76V75H8ZM78 76V77H77ZM79 76H81V77H79ZM92 76V75H91ZM104 76V75H103ZM120 76V75H119ZM121 76H120V78H121ZM145 76V75H144ZM143 76V77H144ZM146 76H148V74L146 75ZM149 76H150V74H149ZM151 76H153L154 77V74H152ZM162 76H164V77H162ZM182 76H183V74H182ZM184 76H185V74H184ZM11 77V76H10ZM49 77V76H48ZM75 77H77L78 79H76ZM85 77V78H84ZM128 77V76H127ZM158 77H160V76H158ZM55 78V77H54ZM56 78H59V77H56ZM73 78H75V79H73ZM89 78V77H88ZM100 78V77H99ZM104 78V77H103ZM103 78H101V79H103ZM110 78V77H109ZM146 78V77H145ZM157 78V77H156ZM52 79V78H51ZM67 79V78H66ZM65 79V80H66ZM73 79V80H72ZM96 79H97V76H96ZM112 79H110V82H111V80ZM7 80V79H6ZM5 80V81H6ZM56 80V79H55ZM54 80V81H55ZM76 80V81H75ZM92 81H93V77H92V79H91ZM95 80V79H94ZM98 81L100 80V79H97ZM104 80H105V78H104ZM107 80V79H106ZM109 80V79H108ZM113 80H112V84H110V85H112V86H114V82H113ZM142 80H144V78L142 79ZM141 80V81H142ZM147 80V78L145 79V81ZM149 80H150V78H149ZM181 80V79H180ZM13 81V80H12ZM30 81V82H29ZM51 81V80H50ZM48 82V84L49 83H51V82ZM58 81H59V79H58ZM96 81V80H95ZM156 81H158V80H156ZM155 81V82H156ZM159 81V82H160ZM178 81V80H177ZM182 81L183 80H181L180 82L182 83ZM4 82V81H3ZM47 82V81H46ZM64 82V83H63ZM97 82V81H96ZM107 83H108V85H109V83L110 82H108V81H106ZM105 81H100V82H97V83H99V85L97 84V86H99V87H97L98 89L99 88H102V86H104V88H106V85L105 84H107ZM119 84H118V83ZM144 82V81H143ZM152 82V81H151ZM179 82V83H180ZM17 83V82H16ZM54 82H52V85H53V87H55L54 85L55 84H53ZM56 83V82H55ZM70 83V82H69ZM68 83V84H69ZM83 83L85 84V87H84V85H83ZM132 83H135V85L133 84V86H132ZM138 83V85H136ZM144 83H146L147 85H149L148 83L149 82H144ZM157 83V82H156ZM175 83V82H174ZM178 83V82H177ZM177 83H175V84H177ZM90 84H91V82H90ZM94 84V83H93ZM160 84V83H159ZM182 84H184V82L182 83ZM5 85V84H4ZM7 85V84H6ZM8 85H10V84H8ZM15 85V86H16ZM96 85V84H95ZM107 85V86H108ZM131 85V86H130ZM167 85V86H168ZM111 86V87H112ZM128 86H130L129 88H128ZM145 85L143 84V86L142 85H140V89H142V87H144ZM154 86V82L151 84V86L149 85V87L151 88V87H153ZM161 86H162V84H161ZM174 86V85H173ZM110 86H108V88H109ZM149 87H148V89H149ZM158 87V86H157ZM156 87V88H157ZM163 87V86H162ZM171 87V85L168 87V89ZM180 87H182V89H181V92H179L180 91ZM48 88V87H47ZM49 88L51 89V87L49 86ZM61 88V89H62ZM96 88V92H100V90H98ZM118 88H117V86H116V89L118 90ZM138 88V87H137ZM145 88V87H144ZM154 88H155V86H154ZM186 88H188V91L186 90ZM5 89H6V86H5ZM107 89V88H106ZM103 90V92H106V94H107V90ZM109 89H111V88H109ZM108 89V91H109V96H108V94L105 96V97H107L106 99H108V98H110L111 97V95H110V93H113V91L111 92V90H109ZM132 89L133 88H131V90H130V92H133L135 89H133V91H132ZM139 89V88H138ZM147 89V87H146V91L148 90ZM55 90V89H54ZM59 90V91H58ZM57 90V92H60V89H58ZM92 90V89H91ZM94 90V89H93ZM113 90H114V88H113ZM122 90H118V95H119V93L120 92H122ZM144 90V89H143ZM151 90V89H150ZM115 91V90H114ZM142 91V90H141ZM153 90H151V92H152ZM7 91L5 90V93H6ZM18 92V91H17ZM102 92V93H103ZM128 92V91H127ZM127 92H126V95H128L130 92H128V94H127ZM144 91H142V93H143ZM150 92V93H151ZM167 92V91H166ZM183 92V93H182ZM56 93V92H55ZM54 93V94H55ZM92 93V92H91ZM94 93V92H93ZM101 93V92H100ZM134 94L133 95H135L137 92H133ZM142 93H141V95H142ZM155 93V95L157 94L156 92H154ZM154 93H152V98H153V100L154 101H152L153 103H151L150 102V104L152 105H157V102L155 103V100H156V97L154 98L153 97V94ZM68 94V95H67ZM70 94V95H69ZM96 95H99V93H95ZM122 94V93H121ZM131 94V93H130ZM129 94V95H130ZM138 94V93H137ZM143 94H145V92L143 93ZM148 94V93H147ZM162 94V95H163ZM48 95V94H47ZM53 95V94H52ZM93 95V94H92ZM92 95H91V97L90 96H88L89 98H93L92 97ZM113 95H114V97H111L110 99L111 100H109V102H107L106 100H104L105 99V97H102V96H104V93L102 94V96H101V98H100V96H95L94 98H96L95 100H99L100 101V103H98L97 104V102H94V100L93 99H91L93 102H94V105H95V103H96V106L98 105V109L99 110H101V111H99L98 109H97V111H99V113L102 115V116H104L105 117V119H104V117H102L101 116V120H102V118H103V120L102 121H104L103 123H107V125H111V126H113L114 124H113V122H115V119H112V120H110L111 119V117L109 116V115H111L110 113L112 112V115H114V116H116V117H120V113L123 111V107H122V103L124 102H122L121 104H120V100H123L124 98H125V94H124V98H122V99H115V95H117V93L116 94H114L113 93ZM128 95V100H127V102L130 100H134L135 99V101L137 102L138 100H140V99H138V98H131V99H129L130 98V96ZM146 95V94H145ZM144 95V96H145ZM162 95H160L161 97H162ZM18 96V95H17ZM57 96V95H56ZM71 96V97H70ZM121 96H123V95H121ZM131 96H132V94H131ZM143 96V97H144ZM147 96V95H146ZM145 96V97H146ZM157 97L159 96V93L156 95ZM159 96V97H160ZM61 97H62V99L63 100H61L60 101V99H61ZM63 97H65V100H64V98ZM97 97H99V98H97ZM142 97V96H141ZM142 97V98H143ZM16 98V97H15ZM18 98V97H17ZM17 98H16V100H17ZM66 98H67V100H66ZM147 98V97H146ZM184 98V99H183ZM54 99H55V101H54ZM138 99V100H137ZM145 99V98H144ZM151 99V98H150ZM149 99V100H150ZM104 100V101H103ZM125 100V99H124ZM146 100V99H145ZM149 100L146 102V105H147V103H148V105H149ZM152 100V99H151ZM4 101V100H3ZM80 101V102H79ZM98 101V102H99ZM118 101V102H117ZM129 101V102H130ZM135 101H133V103L134 104H136V105H138L139 104V102L141 103V101H138V103H135ZM157 101V100H156ZM76 102L77 103H79V104H76ZM89 102V101H88ZM87 102V103H88ZM105 105L106 104V106H102L103 104ZM105 102V103H104ZM108 104H107V103ZM128 102V103H129ZM47 103V102H46ZM62 103V104H63ZM71 103V104H72ZM91 103V102H90ZM89 103V104H90ZM128 103H126V105L128 104ZM143 103V102H142ZM145 103V102H144ZM143 103V104H144ZM2 104V103H1ZM62 104H60V105H62ZM66 104L68 105L69 104V102H66ZM65 104V105H66ZM71 104H69V105H71ZM102 104V105H101ZM124 104H125V102H124ZM130 104H131V106H133V107H131V109L133 108V109H136V105H132V102H130ZM130 104L128 105L129 107H130ZM3 105V104H2ZM10 105V104H9ZM37 105H39V107H38V109L36 110L35 109V107L37 106ZM52 105V104H51ZM57 105V104H56ZM64 105V106H65ZM91 105V104H90ZM109 105V106H108ZM120 105H121V108H120ZM145 105V104H144ZM145 105V106H146ZM148 105L146 106V107H148ZM155 105V107L157 108V111H158V107L159 106H156ZM7 106V105H6ZM20 106V105H19ZM81 106V105H80ZM88 106V105H87ZM87 106H86V108H87ZM96 106H94V107H96ZM102 106V108H100ZM135 106V107H134ZM144 106V108H146ZM163 106H164V108L165 109H168V110H172V112L170 113V111H169V113H167L168 111L167 110H163L162 108H163ZM14 107V106H13ZM43 107V108H42ZM70 109H71V107L70 106H68ZM78 107V106H77ZM82 107V110L84 109ZM91 107H93V105H91ZM93 107V108H94ZM140 107L142 108V105H140ZM149 107H150V105H149ZM148 107V108H149ZM152 107H154V106H152ZM152 107H151V110L150 111H152V110H154V111H152L153 113L155 112V114L154 115H158V114H156V108L155 109H152ZM6 108H8V107H6ZM14 108H16V107H14ZM56 108V109H57ZM65 108H67V106L65 107ZM81 108V107H80ZM85 108V109H86ZM89 108L90 107H88V110H89ZM139 107H137V109H138ZM144 108H142V110H143V112L142 113H144V112H147L148 114H149V112L146 110L145 111V109ZM24 109L22 110L23 112H24ZM76 109V108H75ZM77 109H79V108H77ZM122 109V110H121ZM128 109V108H127ZM132 109V111L129 113V114H131L132 112L134 113V110ZM150 109V108H149ZM148 109V110H149ZM69 110V109H68ZM108 110H109V112H108ZM140 110V109H139ZM165 112H163V111ZM6 111V110H5ZM70 111V110H69ZM81 111V110H80ZM91 111V110H90ZM96 110H95V112H97ZM106 111L108 112V113H106ZM111 111V112H110ZM124 111L126 112V109H125V107H124ZM130 111V110H129ZM66 112V116L64 117V113ZM71 112V111H70ZM75 112V111H74ZM83 112V111H82ZM89 112V111H88ZM92 112H94V109H92ZM92 112H90V114L92 113ZM136 112V111H135ZM137 112H138V110H137ZM136 112V114L138 115L139 114V112L137 113ZM6 113V112H5ZM72 113H73V111H72ZM79 113V112H78ZM86 113H87V111H86ZM98 113V112H97ZM124 113V112H123ZM132 113V114H133ZM151 113V112H150ZM167 113V114H166ZM9 114V113H8ZM81 114V113H80ZM79 114V115H80ZM83 115H84V113H82ZM94 114H96V113H94ZM93 114V115H94ZM126 114V113H125ZM135 114V113H134ZM140 114H141V110H140ZM139 114V115H140ZM145 114V113H144ZM48 115V116H47ZM55 117H54V116ZM88 115V114H87ZM126 115H128V114H126ZM137 115L135 116L134 115V117H137ZM138 115V116H139ZM143 115V114H142ZM142 115H140L139 116V118L141 117V119L142 118H144V117H142ZM146 115V114H145ZM150 115V114H149ZM152 115V114H151ZM150 115V116H151ZM153 115V116H154ZM162 115V116H163ZM69 116V115H68ZM67 116V117H68ZM78 116V115H77ZM109 116V117H108ZM150 116H146V117H149L150 118ZM153 116H152V118H153ZM161 116V117H162ZM239 116H240V118H239ZM13 117H15V116H13ZM52 117H54V118H52ZM83 117V116H82ZM87 117V116H86ZM89 117H90V115L87 117V119H89ZM95 116H93V118H94ZM98 117H99V114H98ZM123 117H124V115H123ZM123 117L121 116V118H122V120H124L123 119ZM129 117V116H128ZM127 117V118H128ZM132 117V116H131ZM8 118V117H7ZM19 118V117H18ZM25 118V117H24ZM61 118V119H60ZM70 118V117H69ZM78 118V117H77ZM85 118V117H84ZM92 118V117H91ZM97 118V117H96ZM100 118V117H99ZM98 118V119H99ZM137 119L138 121H140V119ZM152 118H150V119H152ZM62 119H64L63 121H62ZM79 119H80V117H79ZM86 119V118H85ZM86 119V120H87ZM95 119V118H94ZM97 119V120H98ZM120 119V118H119ZM118 119V120H119ZM126 119V118H125ZM154 119V118H153ZM156 119V118H155ZM154 119V120H155ZM159 119V118H158ZM158 119H156V122L158 121ZM164 119V118H163ZM227 120V122L229 121V119H230V124H228L227 122H226V120ZM239 119V120H238ZM244 121H243V120ZM0 120H1V117H0ZM8 120V119H7ZM60 120V121H59ZM76 121H78L77 119H75ZM97 120H96V122H97ZM118 120H116L117 122H119ZM122 120H120V121H122ZM136 120V121H137ZM144 120H146V119H144ZM148 120V119H147ZM154 120H152V121H154ZM238 120V121H237ZM6 121V120H5ZM25 121V120H24ZM36 121V120H35ZM49 121V122H48ZM50 121H53V122H50ZM75 121V122H76ZM107 121V122H106ZM113 121V122H112ZM126 121H127V119H126ZM129 121V120H128ZM132 121H133V119H132ZM135 121V120H134ZM133 121V124L136 122H134ZM143 121V120H142ZM221 121H225L226 123H227V125H226V123L225 122H223V123H225L224 125L225 126H227L226 127V129H225V127H223V124H222V122ZM243 121V122H242ZM70 122H71V120H70ZM91 122H92V120H91ZM116 122V123H117ZM131 122V121H130ZM148 122H149V120H148ZM148 122L146 123V125L148 124ZM151 122V121H150ZM149 122V123H150ZM155 122V121H154ZM29 123H31V122H29ZM33 123V122H32ZM76 123H79V121L78 122H76ZM84 123V122H83ZM99 123H100V121H99ZM103 123H101V124H103ZM116 123H115V126H116ZM123 123V121L121 122V124ZM128 123V122H127ZM143 123V122H142ZM2 124V123H1ZM80 124V123H79ZM82 124V123H81ZM124 124V123H123ZM126 124V123H125ZM131 124V123H130ZM140 124V125H139ZM153 124V123H152ZM155 124V123H154ZM3 125H5V124H3ZM13 125V124H12ZM76 125V124H75ZM97 125H99V124H97ZM106 125V124H105ZM104 126V125H101V127H99V129L100 130H102L101 128H105V127H110V126ZM118 125H119V123H118ZM128 125H129V123H128ZM134 125H136V124H134ZM137 125L139 126V127H141V122L140 123H137ZM143 125V124H142ZM149 125V124H148ZM34 126V125H33ZM81 126V125H80ZM87 126V125H86ZM102 126H104V127H102ZM115 126H113V127H115ZM121 126V125H120ZM127 126V125H126ZM130 126V125H129ZM132 126V125H131ZM130 126V127H131ZM6 127V126H5ZM4 127V128H5ZM41 127V126H40ZM47 127V126H46ZM52 127V128H51ZM125 127V126H124ZM129 127V129H130V131H131V129H132V135H135V131L136 130H134L133 129V127L134 126H132L131 128ZM222 127V129H220ZM15 128V127H14ZM42 128V127H41ZM48 128V127H47ZM80 129H81V127H79ZM78 128V129H79ZM123 128V127H122ZM128 128V127H127ZM136 129L138 128V127H135ZM145 128V127H144ZM164 128V129H163ZM29 129V128H28ZM35 129V128H34ZM79 129V130H80ZM82 129H83V126H82ZM87 129V128H86ZM90 129H91V127H90ZM96 130L98 129V127L97 128H95ZM108 129V128H107ZM106 128H105V133L106 132H108V130H107ZM110 129V128H109ZM111 129H112V127H111ZM116 129V128H115ZM125 129H126V127H125ZM124 129V130H125ZM141 129V128H140ZM145 129H148L149 130V128H145ZM9 130V129H8ZM92 130V129H91ZM117 131L118 130H121L120 128L119 129H116ZM167 130V131H166ZM16 131V130H15ZM33 131V130H32ZM116 131V132H117ZM125 131H127V130H125ZM129 131V132H130ZM133 131H134V133H133ZM141 131V130H140ZM139 131V132H140ZM142 131H143V126H142ZM152 131V132H151ZM154 131V132H153ZM163 131H166V132H163ZM120 132V131H119ZM129 132L127 131V132H125V133H128L127 135H131V134H129ZM138 132V133H139ZM144 132V131H143ZM96 133V132H95ZM121 133V132H120ZM142 133V132H141ZM141 133L139 134V135H141ZM146 133V132H145ZM149 133V134H150ZM156 133H155V138H156ZM223 133H225L224 135H223ZM46 134V133H45ZM85 134H86V132H85ZM89 134V133H88ZM100 134H101V131H100ZM149 134H148V137L150 138V136H149ZM13 135V134H12ZM32 135V134H31ZM103 135H105V134H103ZM102 135V136H103ZM115 135H116V133H115ZM118 135L120 136V134L118 133ZM126 136L127 137V135L126 134H124V132H123V134H122V136ZM11 136V135H10ZM33 136V135H32ZM86 136V135H85ZM84 136V137H85ZM108 135L106 134V138H108L107 137ZM136 136V135H135ZM145 137H144V139L146 140V135H144ZM158 136H159V133H158ZM161 136V135H160ZM16 137V136H15ZM45 137V136H44ZM94 137V136H93ZM104 137V138H105ZM118 137V136H117ZM126 137H123L122 138V140H119V143H121V141H123V139H125ZM138 139H140L138 136H136ZM142 137H143V135H142ZM227 137V138H226ZM12 138V137H11ZM96 138V137H95ZM111 138V139H110ZM116 138V137H115ZM127 138H129L130 139V136L129 137H127ZM126 138V139H127ZM148 138V139H149ZM221 138H222V140L224 141V139H225V143H222L221 142ZM224 138V139H223ZM2 139V138H1ZM21 139V138H20ZM24 139V138H23ZM94 139V138H93ZM100 139V138H99ZM120 139V138H119ZM126 139H125V142H122L123 143V145L125 144V145H127L126 144ZM135 139V138H134ZM150 139H153L152 137L150 138ZM16 140V139H15ZM45 140H46V138H45ZM95 140V139H94ZM93 140V141H94ZM104 140H106V139H103L102 140V142L104 141ZM128 140V139H127ZM154 140V139H153ZM155 140H157V139H155ZM27 141H29V140H27ZM91 141V140H90ZM97 141V140H96ZM137 141V140H136ZM141 141H142V139H141ZM117 142V141H116ZM115 142V143H116ZM150 142V141H149ZM156 142V141H155ZM159 142V144H158V142H156L157 143V145H162L161 143ZM16 143V142H15ZM97 143V142H96ZM99 143V142H98ZM108 143V142H107ZM106 143V144H107ZM127 143H129V142H127ZM142 143V142H141ZM140 143V144H141ZM144 143V142H143ZM146 144H147V142H145ZM151 143H152V141H151ZM155 143V144H156ZM1 144V143H0ZM6 144V143H5ZM41 144V143H40ZM103 144V146L101 147V149L102 150H106V144H104V143H102ZM109 144V143H108ZM145 144V145H146ZM152 144H154V142L152 143ZM152 144H148V146L149 147H151L152 146ZM223 144V145H222ZM13 145V144H12ZM36 145V144H35ZM93 145H94V142H93ZM117 145V144H116ZM222 145V146H221ZM4 146V145H3ZM2 146V147H3ZM15 147H16V145H14ZM20 146V145H19ZM95 146H97V145H95ZM104 146H106V147H104ZM113 146V147H112ZM121 147V151H122V149H123V146H122V144H120V145H118V146H116V147ZM131 146V145H130ZM130 146H128L127 148L128 149H132ZM231 148V149H233L231 152H229V153H227V151H226V149H228V151H230L229 150V147ZM47 148L46 150L44 149V148ZM221 147V148H220ZM13 148V147H12ZM24 148V147H23ZM28 148V147H27ZM96 148V147H95ZM105 148V149H104ZM124 148H126L125 146H124ZM162 148V149H161ZM210 148V149H209ZM30 149V148H29ZM99 149V148H98ZM118 150H119V148H117ZM135 149V150H136ZM159 149V150H158ZM208 149V150H207ZM32 150V149H31ZM45 150V151H44ZM89 150V149H88ZM100 150V149H99ZM98 150V151H99ZM113 150V151H114ZM17 151V150H16ZM30 151V150H29ZM90 151V150H89ZM88 151V152H89ZM109 151H108V153H109ZM126 151V150H125ZM132 151V150H131ZM162 151V152H161ZM204 151H207L206 153H208L209 151H210V153L212 154V155H209L208 154V156H209V158H212V157H210V156H213L214 157V155L215 156H217V157H219V159H218V161L220 160V161H223V163H226V167L223 165L222 166V164H221V166L222 167H224V168H229L228 169V173H227V170H225V174H229L231 177L228 179V180H226L227 179V177H229L228 175H227V177L225 178L224 177V175H223V178L225 179V182L226 181H228V183H229V180L230 181H232L231 180V178L232 179H234L235 181L237 180L238 181V183L240 182V184H239V187L237 186L238 184H236V188H235V186H234V188L235 189H239V188H241L242 189V191L241 190H236V191H234L233 189L234 188H232L231 187V189L229 188V191L228 190H224L225 188H227L228 189V187H225L223 190L225 191V193H226V195H225V193L223 194V190H221V188L220 189H218V186L219 185H217L216 184V186H215V189H216V187H217V189L218 190H220L221 191V194H223L222 196H220L221 194L220 193H218L219 195H218V197L220 198V200H218V203L221 201V200H223L222 199V197L223 198H226V199H224V201L223 202H225V205L223 204V202L222 203H220L221 204V206H219V208H224V207H227V208H229V209H227V210H229V215H231V214H233V213H236L235 212V208H236V210H237V212H239L238 214H233L234 215V217L231 215V217H233L234 219H235V217H236V215H238V217H239V219H238V217H237V219H235V221H236V224L234 223V225H233V227L232 228H235V227H237L233 232L231 231V229H229V232H227L228 231V226H232V224H231V221L233 220V218H232V220L228 217V216H226L225 218H223V220L224 221H226V218L228 217V219H230L231 221H229V220H227V222H225L227 225H223L222 224V227H221V232H224V236L226 237V236H229L231 233H230V231L232 232V233H238L237 234V236L236 237H238V235H239V238H235L234 236H235V234H232V238H230L231 237V235L228 237V238H226V240H227V243H228V245L225 243L226 242V240L224 241V238L222 237V233H221V236L220 237H222L223 238V241H222V239H221V241L219 240V236L217 237H215V234H218V233H220V232H218V233H215V232H217V231H219L218 229L220 228V226L221 225H219V222H220V224H221V222L223 223L224 221L222 220V218H221V216L222 215H224L225 216V214L227 215L228 214V211H226V208L223 210V212L225 213V214H221V211H220V214H217V215H215L214 216V218H216V219H221V221H217V220H215V219H211V221H212V223H213V221H214V223H215V221H217L218 222V224L217 223H213V226L215 225L216 227H217V230L215 231V229H214V231H212V230H210V231H212V233L214 232L215 234L213 235L212 234V236H214L215 237V240H216V238H218V240H216V241H220L221 243L223 242L224 244H225V246L226 247H224V248H220V249H222L221 251H220V249L218 248L219 247V245L221 246L222 244L221 243H219V245H215V244H213L212 242H213V238H212V236H211V238L213 239H211L210 237H209V239H208V241L207 240H205L204 241V239H202L203 241H202V243H203V245L205 244V250L207 249V245L206 244H208V245H210V241H211V244H212V246L211 247H209V248H212L213 247V245H214V247L212 248V249H216V252L213 250V252H211V253H209L210 255H208V258L212 255V258L210 259L209 258V260H208V258H207V254H206V252H204L205 250H203L202 249V247H201V249H200V242H201V240L200 239H198L197 240V243H199V246H198V248L203 252H201L202 254H200L199 255V249L197 250L196 249V247H195V237L196 236H198L197 235V233H200V231H201V235H200V237L203 235V236H205L206 235V233L208 232V233H210L209 232V229H210V227L212 228V225L211 226H209L208 225V222L207 221H204V222H207V225H206V230H205V234L203 233L202 234V232H204V231H202V228L200 229V227H201V225H199L200 227H197L198 226V224H200L199 222H197L196 223V219L195 218H198L199 220L200 219H204L205 220V216L202 218V211H201V208H202V210H203V208H204V205L205 204H208L209 202H207V203H205L204 202V200H202V197L204 196H200L202 193H204L203 192V190H205V188H202L203 190H199L200 188H201V185H199L200 186V188L198 189V191H201V192H197L196 190L194 191L195 193H191V191L192 190H194L193 189V185H194V180H196V179H194V178H196V176H195V174L196 173H198V171L196 172V170H193L194 168L195 169H197L198 170V166L196 167V165H197V163H203V162H201L204 158V156L206 155L205 153H204V156L203 157H201L200 158V156H201V154L204 152ZM212 151V152H211ZM18 152V151H17ZM79 153V155H80V157L83 159V157L85 156V158H86V160L84 159V161L83 160H81L82 162H80L78 159H77V157H78V153ZM92 152H93V150H92ZM101 152V151H100ZM98 153V154H101V153ZM133 152H134V150H133ZM8 153V152H7ZM36 153V155H38ZM90 153V152H89ZM105 153H107L106 151L104 152V153H102V154H105ZM116 155H115V154ZM122 153H123V155H124V153L126 154V155H124L126 158L129 156L128 155V153H130L129 151H128V153H127V151L126 152H121V153H119V154H121V160L125 163V165L128 163L129 164V159H126V161L125 160H123L124 159V156H122ZM201 153V154H200ZM31 154V153H30ZM28 155L27 157H28V159L29 160H31L32 159V155ZM93 154V153H92ZM101 154V156L99 155V157H98V159L99 160H101L102 158H105L104 157V155H102ZM143 155V156H145V157H149V154H150V156L151 155H154L153 156V158H151V159H149L148 158V160L150 161V163H149V161L148 162H146L147 161V158H145L146 159V161L144 162V161H142V159L143 160H145L144 158H141V157H143V156H138V155ZM146 154V153H145ZM19 155V154H18ZM27 155V154H26ZM90 155V154H89ZM128 155V156H127ZM203 155V154H202ZM219 155V156H218ZM2 156V155H1ZM0 156V157H1ZM103 156V157H102ZM119 156V155H118ZM18 157V156H17ZM102 157V158H101ZM113 157V158H114ZM156 157H161V159H157ZM207 157V156H206ZM223 157V158H222ZM112 158V159H113ZM117 158V157H116ZM116 158L114 159V161L116 160ZM135 158H134V160H135ZM157 160H156V159ZM203 158V159H202ZM27 159V160H28ZM132 160L131 161H133V158H131ZM162 159H164V161L162 160ZM200 159H202L200 162L198 161V160H200ZM215 159V158H214ZM23 160V159H22ZM98 160V161H99ZM152 160H153V162H152ZM206 160V159H205ZM212 161H213V158L211 159ZM216 160V159H215ZM215 160H214V163H215ZM89 161V162H88ZM92 161H94L93 159L91 160V162ZM102 161H103V159H102ZM122 161H120V162H122ZM136 161V160H135ZM138 161V160H137ZM157 161V162H156ZM209 160H207V162H208ZM212 161H209V162H212ZM219 161V162H220ZM83 162H85V163H83ZM95 162V161H94ZM122 162V163H123ZM127 162V163H126ZM208 162V163H209ZM229 162H233V163H229ZM30 163V162H29ZM97 163V162H96ZM99 163V162H98ZM149 163V164H148ZM20 164H21V161H20ZM26 164V163H25ZM94 164V163H93ZM103 164V165H102ZM163 164V163H162ZM162 164H160V166L162 165ZM205 164H207V163H205ZM217 164H219V163H217ZM231 164H235L234 166L237 168L238 167V165L240 166V165H242V167L244 168V169H242V167L240 168V169H242V171L243 170H246V173H244V172H242L241 173V175H239L240 174V169H232V170H230L232 167L230 166ZM11 165H13V164H11ZM41 165V166H40ZM91 165H92V163H91ZM100 164H96V166H99ZM109 165V166H108ZM138 165V164H137ZM164 165H166L165 163H164ZM163 165V166H164ZM203 165V164H202ZM208 165V167H206L207 169L210 167L211 168V163H210V165L209 164H207ZM213 165V164H212ZM232 165V166H233ZM237 165V166H236ZM9 166V165H8ZM17 166H19V165H17ZM121 166H122V168H124L123 167V165L121 164ZM128 166H130V165H128ZM150 166H151V164H150ZM156 166V165H155ZM154 166V167H155ZM157 166H156V168H157ZM203 166H206V165H203ZM228 166V167H227ZM13 167V166H12ZM20 167V166H19ZM92 167V166H91ZM93 167H95V166H93ZM117 168L116 170L114 169V168ZM126 167V166H125ZM131 167H132V165H131ZM141 167V166H140ZM139 167V168H140ZM167 167V168H166ZM194 167V168H193ZM219 167V166H218ZM221 167V168H222ZM231 167V168H230ZM86 170L87 169V171H89V172H87L88 174H90V175H87L86 176V178H84L83 176H81V175H79V173H80V171L81 170H84V169ZM126 168H129V167H126ZM132 168H134V167H132ZM137 168V167H136ZM153 170H152V169ZM160 168V169H161ZM192 168V169H191ZM205 168V169H206ZM15 169V168H14ZM109 169V170H108ZM130 169V168H129ZM135 169V168H134ZM203 169V168H202ZM204 169V170H205ZM206 169V170H207ZM10 170V169H9ZM26 170V169H25ZM100 170H103L102 172H100ZM126 170V169H125ZM133 170V169H132ZM140 170H142V169H140ZM211 169H209V171H210ZM213 170H215L216 171V169H215V167H214V169ZM219 170H221V169H219ZM222 170H223V172H224V169L222 168ZM7 171V170H6ZM34 171V170H33ZM116 173H115V172ZM130 171H131V169H130ZM136 171L138 172V170H133V172H135L136 173ZM154 171V172H153ZM196 172L195 174L193 173V172ZM229 171H234L233 173H235V171H236V173L238 172V176L237 175H235L234 176V174L232 175L231 173H229ZM37 172V171H36ZM82 172H85V173H83V175L84 174H87L86 173V171H82ZM147 172H149L148 174H147ZM150 172H151V174H150ZM154 174H153V173ZM159 172H161V174L159 173ZM200 172H204V171H200ZM218 172V171H217ZM222 172V173H223ZM40 173H37V174H40ZM110 173V174H109ZM125 173V172H124ZM126 173H127V171H126ZM139 173V172H138ZM137 173V174H138ZM141 173V172H140ZM159 173V174H158ZM206 174H207V171L205 172ZM204 173V174H205ZM210 173H211V171H210ZM210 173L208 172V174H207V176H208V178H209V176H210ZM215 173V172H214ZM214 173H211L212 175L214 174ZM243 173L245 174V176L243 175ZM82 174V173H81ZM105 176H104V175ZM136 174V175H137ZM216 174V173H215ZM12 175V174H11ZM41 175V174H40ZM126 175V174H125ZM124 174H123V176H125ZM127 175H129L128 173H127ZM131 175L133 176V174L131 173ZM201 175H203V173L201 174ZM211 175V176H212ZM220 173H219V177H220ZM85 176V175H84ZM115 176V177H116ZM140 176V177H141ZM203 176H205V175H203ZM203 176H201L202 178H203ZM210 176V177H211ZM215 176V175H214ZM222 176V175H221ZM105 177V178H106ZM135 177V176H134ZM133 177V178H134ZM137 177H139V175L137 176ZM197 177H198V179L200 178L198 175H197ZM213 177V176H212ZM211 177V178H212ZM216 177V176H215ZM219 177H217V178H219ZM246 177V178H245ZM7 178H9V177H7ZM6 178V179H7ZM11 178V177H10ZM127 178V179H126ZM132 177H131V179H133ZM136 178V177H135ZM134 178V179H135ZM157 178V179H156ZM201 178V179H202ZM222 178V177H221ZM222 178V179H223ZM247 180V182H245L246 180ZM5 179V180H6ZM107 179V180H108ZM110 179L111 180H113V181H111L110 182ZM160 181H159V180ZM205 179V178H204ZM244 179V180H243ZM1 180H3V179H1ZM105 180V179H104ZM118 180H120V178L118 179ZM152 180V181H151ZM157 180V181H156ZM206 181H208L207 180V177H206V179H205ZM213 180H214V178H213ZM217 180V179H216ZM12 181V180H11ZM123 182H124V180H122ZM122 181H120V182H122ZM132 181V182H131ZM192 181L194 182V183H192ZM200 182H201V180H199ZM199 181L198 180H196V184H197V186H194V187H196L195 189H197L199 186H198V183H199ZM203 181V180H202ZM3 182H5V181H3ZM7 182V181H6ZM28 182V181H27ZM32 182V181H31ZM83 182V183H82ZM88 181H87V183H89ZM93 182V183H92ZM97 182V181H96ZM113 183V185L115 184L116 185V183ZM123 182H122V185H123ZM214 182H215V180H214ZM218 182V181H217ZM219 182H221L220 180H219ZM224 182V183H225ZM234 182V181H233ZM244 182H245V184L246 183H248L249 184V186H247V187H244ZM10 183V182H9ZM15 183V182H14ZM18 183V182H17ZM99 183V182H98ZM97 183V184H98ZM104 183H106V182H104L103 181V184ZM125 184L123 185V186H125L126 185V182H124ZM127 183V184H128ZM141 183V182H140ZM204 183H206V182H204ZM211 183V182H210ZM223 183V182H222ZM221 183V184H222ZM227 183V182H226ZM227 183V184H228ZM40 184V183H39ZM38 184V185H39ZM97 184H94V189H95V192L97 191V192H99L98 190H96V186L98 187V185ZM146 184H148V185H146ZM169 184H168V186H169ZM195 184V185H196ZM200 184V183H199ZM202 184V183H201ZM206 184H208V182L206 183ZM220 184V183H219ZM231 185L233 184L232 182L230 183ZM230 184H228V185H230ZM38 185H37V187H38ZM89 185V184H88ZM96 185V186H95ZM102 185V184H101ZM105 185H107V183L105 184ZM104 185V186H105ZM115 185H114V187L112 186V184H110L108 187H109V189L108 188H106V189H108V190H105V188H104V190L105 191H107L106 193V195H104L103 193H101V192H103V189H100V188H97V189H100V190H102V191H100L99 193H101V195H104V196H101L99 193L97 194V193H95V194H97V195H99L100 197H104L103 199H105L106 201H102V203H101V201H99V197L97 196V200L98 201H96V204L98 203V204H100V207H101V205L103 206L104 205V203L103 202H107L106 203V207L105 206H103V208H104V210H107L105 213V215L103 216L102 215V217H100V222H102L103 220V223L104 224H99V226H101V225H103L105 228H103L102 230L98 227V229L102 232L103 230V233H101V235H103V234H106V233H108L109 235H110V229L109 228H111L112 229V231H113V229H114V231H116L117 230V228H116V226H115V224L117 223H115L114 225H112L113 224V222L116 220V219H118V220H120L119 222H122L123 223V221H121V218L119 219V218H115L114 216L116 215V216H118L119 214V209H120V204H119V200H121V196H122V194L120 195V192L122 191H124V189L122 190L121 189V191L120 192H118V191H116V192H118L119 193V197L116 195V193H115ZM119 185H121V184H119ZM164 184H162V186H163ZM170 185V186H171ZM205 185V184H204ZM203 185V186H204ZM210 186H211V184H209ZM223 185V184H222ZM227 185V186H228ZM230 185V186H231ZM234 185V184H233ZM247 185V184H246ZM245 185V186H246ZM9 186V185H8ZM26 186V185H25ZM91 186V185H90ZM132 186V185H131ZM133 186H134V184H133ZM132 186V187H133ZM136 186V185H135ZM134 186V187H135ZM191 186H192V188H191ZM210 186H208V187H210ZM212 186H213V184H212ZM226 186V185H225ZM229 186V187H230ZM56 190H54L53 191V188ZM84 187V186H83ZM86 187V186H85ZM89 187V186H88ZM107 187V186H106ZM113 187V188H112ZM117 187H118V185H117ZM133 187V188H134ZM137 187V186H136ZM135 187V189L137 190V188L139 187H137L136 188ZM164 187V186H163ZM162 187V188H163ZM220 187V186H219ZM4 188V187H3ZM22 188V187H21ZM92 188V189H93ZM125 188V187H124ZM128 188V186L126 185V188H125V192H128V190H126ZM133 188H132V190H133ZM158 188V189H159ZM167 188H163L164 190L165 189H167ZM207 188V187H206ZM5 189H8V188H5ZM10 189V188H9ZM39 189V188H38ZM79 189H80V193H79ZM85 189V188H84ZM87 189V188H86ZM91 189V191H93ZM118 189H120V188H118ZM129 189V188H128ZM134 189V191L136 192V190ZM139 189V188H138ZM162 189V190H163ZM211 189V188H210ZM216 189V190H217ZM18 190V189H17ZM40 190V189H39ZM88 190V189H87ZM117 190V189H116ZM130 190V189H129ZM141 190V189H140ZM152 190V191H151ZM162 190H160V193L162 192ZM163 190V191H164ZM208 190V189H207ZM215 190V191H216ZM217 190V191H218ZM10 191V190H9ZM104 191V192H105ZM131 191V190H130ZM208 191H210V190H208ZM212 191V190H211ZM227 191L228 192H230V194H229V198L230 197H232V198H234V199H231L230 198V200L231 201H226L227 200V196H228V193H227ZM237 191L239 192V193H237ZM241 191V192H240ZM5 192V191H4ZM27 192V191H26ZM45 192V193H46ZM94 192V191H93ZM121 192V193H122ZM123 193L124 195H126V197H128V195L127 194H129V193ZM131 192H133V191H131ZM137 192H139V191H137ZM149 192H152V193H150L149 195H148V193ZM207 192V191H206ZM214 192V191H213ZM236 192V193H235ZM6 193V192H5ZM14 193V192H13ZM154 193H155V195H154ZM164 193H165V191L164 192H162L161 194H163V196H164ZM198 193V194H197ZM199 193H201V194H199ZM233 193V195H238V197H240V193L242 194L243 193V195H244V197L246 196V200L244 201L245 202V204H241L242 203V201H243V199H244V197H243V195H242V197L239 199V201L236 203L234 200H236V198H237V196H234L233 197V195H231ZM89 194H90V197L92 196L91 195V192H90V189H89ZM88 194V195H89ZM139 194V193H138ZM138 194H137V197H139L138 196ZM152 194V195H151ZM166 194V195H167ZM194 194H197L198 195V201H203L204 203V205H203V207L201 206V207H199V205L198 206H196V209H197V211H199V209H200V211H201V213H200V216H196V213H197V211H196V213H195V210H194V208H195V205H197L199 202L197 201V200H193V204L192 205H194V207L192 206V207H190V209L192 208L194 211H192V210H190L189 209V206H191L190 204H188L187 205V203L189 202V203H191L189 200H190V196H192V195H194ZM205 194V193H204ZM211 194H213L214 195V193H211ZM211 194H209V195H211ZM94 195V194H93ZM130 195V194H129ZM131 195H133V194H131ZM135 195V194H134ZM5 196V195H4ZM82 196V195H81ZM84 196V195H83ZM86 196V195H85ZM96 196V195H95ZM196 195H194L193 197H192V199L195 197ZM206 196V195H205ZM226 196V197H225ZM17 197V196H16ZM90 197H89V199H90ZM129 197H131V196H129ZM135 197H136V195H135ZM143 197V198H142ZM156 197V198H155ZM159 199H158V198ZM161 197V198H160ZM199 197H201V199L199 198ZM236 197V198H235ZM8 198V197H7ZM6 198V199H7ZM92 198H94V197H91V199ZM123 198H125L124 196H123ZM139 198V199H140ZM210 198V197H209ZM215 198H217L216 197V194H215V197H214V200H215ZM218 198V199H219ZM229 198H228V200H229ZM20 199V198H19ZM24 199V198H23ZM79 199V198H78ZM88 199V198H87ZM102 199V200H103ZM135 199V200H134ZM163 199V200H162ZM200 199V200H199ZM203 199H204V197H203ZM212 199H213V196H212ZM247 199H248V201H247ZM81 200V199H80ZM133 200V201H132ZM153 200V201H152ZM158 200V201H157ZM205 200H206V197H205ZM207 200H209V199H207ZM211 200V199H210ZM213 200V201H214ZM237 200H238V198H237ZM3 201V200H2ZM1 201V202H2ZM44 201V202H43ZM83 201V200H82ZM81 201V202H82ZM94 201H95V199H94ZM164 201V202H163ZM232 201H234V202H232ZM14 202H15V200H14ZM22 202V201H21ZM23 202H25V201H23ZM22 202V203H23ZM29 202V201H28ZM38 202V201H37ZM92 202H93V200H92ZM92 202H91V204H92ZM152 202H154V203H152ZM157 202V203H156ZM211 202V201H210ZM231 202V204L233 205V203L235 204L233 207V210L234 211H232V206H231V204H228V203H230ZM241 202V203H240ZM247 202V203H246ZM43 203H46V205H44ZM94 203V202H93ZM131 203H132V206H131ZM158 204V205H155V206H153L154 204ZM166 204L165 205V207H164V212L162 211L163 210V205L162 204ZM195 203H197V204H195ZM212 203V202H211ZM211 203H209L205 208L206 209H210L209 211L208 210H206V213H208V214H210V213H212L213 211V209H215V207H217L216 209H218L219 210V208H218V205H220V204H218L216 201L215 202H213L214 204H213V206H215L214 208L211 206L210 207V205H212ZM218 204L217 206H216V204ZM5 204H6V202H5ZM43 204V205H42ZM68 204V205H67ZM84 204H86V203H84ZM127 204H129V206L127 205ZM153 204V205H152ZM224 205V207H222L223 205ZM228 204V205H227ZM16 205H18V203L16 204ZM246 205V206H245ZM0 206L2 207V208H0V209H5L6 207L4 206L3 207V205L2 204H0ZM8 206V205H7ZM10 206H12V205H10ZM23 206H24V204H23ZM22 206V207H23ZM26 206V205H25ZM90 206V205H89ZM99 206V205H98ZM150 206V207H149ZM152 206V207H151ZM162 206V210H161V207ZM188 206V207H187ZM244 206V207H243ZM248 206V208H246ZM35 207H34V209H35ZM58 207V208H57ZM71 207V206H70ZM82 207V206H81ZM86 207V206H85ZM122 207V206H121ZM156 208V210H157V208H158V212H160V216H159V219L156 217V215L155 214H158V213H156L157 211L156 210H154L155 208ZM8 208V211H10V208L9 207H7ZM24 208V207H23ZM26 208V207H25ZM24 208V209H25ZM29 208H30V206H29ZM37 208V207H36ZM90 208H91V206H90ZM93 208H95L94 207V205H93ZM152 208H154L153 209V211H152ZM199 208V209H198ZM205 208H204V210H203V212L205 213ZM240 208V209H239ZM66 209V208H65ZM87 210H88V208H86ZM137 209V208H136ZM161 211H160V210ZM249 209V210H248ZM6 210V209H5ZM56 210V211H55ZM71 210H72V207H71ZM90 210V209H89ZM88 210V211H89ZM95 210H96V208H95ZM99 210H100V208H99ZM140 210V211H139ZM150 211V213H154V211H156L154 214H152V215H155V217L156 218H154L152 215V217L151 218H153V220L155 219V221H153V225L150 223V227H148V226H145V227H143V224H144V222H146L147 220V216L149 215H147V213L146 212H149ZM1 211V210H0ZM7 211V210H6ZM16 211L18 212L19 210H16L15 209V211L13 210V212L12 213H10L11 215H9L10 216V219L12 218V222H10V224L8 223L7 224V222L8 221H6V224L7 225H13V220L15 221V219H13V213L15 212V214H17L16 213ZM26 211H27V208H26ZM55 211V212H54ZM90 211H92V208H91V210ZM103 211V210H102ZM102 211H101V214H102ZM131 211V212H130ZM136 211V210H135ZM139 213H138V212ZM136 212L138 213V215L140 214V212H141V209L139 208L138 210H137ZM211 211V212H210ZM2 212H5V211H3L2 210ZM1 212V213H2ZM11 212V211H10ZM32 212V211H31ZM38 212V213H37ZM60 212V211H59ZM73 212V211H72ZM104 212V211H103ZM109 212H111V213H109ZM218 212V211H217ZM232 212V213H231ZM0 213V214H1ZM7 213H9V212H7ZM21 212H18V214H17V217H18V215L20 214ZM23 213V212H22ZM22 213L20 214V216H22ZM26 213V212H25ZM33 213V212H32ZM58 213V212H57ZM89 213V212H88ZM92 214H93V212H91ZM95 213V212H94ZM118 215H117V214ZM137 213H135V214H137ZM142 213V212H141ZM145 213V214H144ZM193 213H195V215L193 214ZM199 213V212H198ZM205 213V215H206V220H207V217L208 216H210V215H207ZM215 213H216V210H215ZM33 214V215H34ZM55 214V215H54ZM86 214V213H85ZM95 214H97V212L95 213ZM94 214V215H95ZM100 214V213H99ZM129 215V217H128V215ZM134 214V215H135ZM213 214H214V212H213ZM213 214H211V218H213L212 217V215ZM3 217H4V215L3 214H1ZM25 215V214H24ZM41 215V217H39ZM84 215V214H83ZM88 216H89V214H87ZM140 215H142V214H140ZM139 215V216H140ZM146 215V216H145ZM204 215V214H203ZM221 215V216H220ZM2 216H1V219H0V224H1V222H2V226H3V224H5V221H4V223H3V221H1V220H3L2 219ZM12 216V217H11ZM217 216H218V218H217ZM36 217V216H35ZM74 217V216H73ZM73 217H71V218H73ZM94 217V216H93ZM98 217V214H97V216L95 217V219ZM103 217H105V218H103ZM123 217H126V218H123ZM149 218H150V216H148ZM220 217V218H219ZM20 218V217H19ZM19 218H18V220H19ZM26 220H27V215H26ZM28 218H29V215H28ZM32 218H33V216H32ZM83 218V217H82ZM81 218V219H82ZM91 218V217H90ZM101 218H102V220H101ZM132 218V219H131ZM146 218V219H145ZM148 218V219H149ZM9 219V220H10ZM86 219V218H85ZM92 219V218H91ZM94 219V220H95ZM142 219V220H141ZM145 219V220H144ZM208 219H210L209 217H208ZM17 220V221H18ZM57 220V219H56ZM99 220V219H98ZM144 220V221H143ZM196 220V221H195ZM239 220V221H238ZM20 221V220H19ZM18 221V222H19ZM97 221V220H96ZM95 221V222H96ZM108 221H111L110 223H112V224H109L108 223ZM136 221H137V223H136ZM143 223H142V222ZM151 221V220H150ZM157 221V223L155 224L154 222H156ZM209 221V220H208ZM211 221L209 222V224L211 223ZM228 221H229V223H228ZM238 221V222H237ZM240 221H243V223L240 225L239 224V222ZM24 222V221H23ZM202 222V221H201ZM203 222V223H204ZM27 223H29V220L27 221ZM56 223H58V222H56ZM75 223V222H74ZM77 223V222H76ZM87 223H88V221H87ZM91 223H93V222H91ZM91 223H90V225H91ZM99 223V222H98ZM127 223V224H128ZM148 223V224H149ZM224 223V224H225ZM238 223V224H237ZM14 224H15V222H14ZM53 224H54V222H53ZM53 224H52V226H53ZM95 224H97V222L95 223ZM109 224V225H108ZM130 224V223H129ZM128 224V225H129ZM202 224V223H201ZM206 224V223H205ZM24 225V224H23ZM89 225V226H90ZM93 225V224H92ZM110 225H112V226H110ZM117 225V224H116ZM118 225H120V223L118 224ZM128 225H124V226H126L127 228H128ZM139 225L138 226H133V227H136V229L137 230H139L137 227H139ZM147 225V224H146ZM152 225V226H151ZM218 225V226H217ZM237 225H239V226H237ZM1 226V228H3ZM15 226V225H14ZM19 226V225H18ZM38 224H37V228H38ZM51 226V227H52ZM89 226H87L88 227V229H89ZM97 226V225H96ZM103 226H101V227H103ZM106 226H109V227H106ZM121 226H122V224H121ZM124 226H123V229H124ZM142 226V227H141ZM164 226H166V227H164ZM207 226H209L208 227V230H207ZM223 226H225V227H227V234H226V232H225V230L223 229ZM230 226V227H231ZM9 227V226H8ZM43 227V226H42ZM50 227V228H51ZM55 227V226H54ZM76 227V226H75ZM94 227V226H93ZM146 227H148V228H146ZM164 227V228H163ZM219 227V228H218ZM224 227V228H225ZM1 228H0V230H1ZM11 228H12V230L11 231H16V230H13V228L15 229L16 227H13V226H11ZM10 228V229H11ZM27 228V227H26ZM31 228V227H30ZM44 228V227H43ZM42 228V229H43ZM49 227H47V229H48ZM49 228V229H50ZM57 228V227H56ZM83 228V227H82ZM126 228V229H127ZM256 228V229H255ZM39 229V228H38ZM38 229L37 230H35V232L37 231V234H39V235H41V236H43L42 238H43V240L45 239V235H42L41 233H39V232H41V229L38 231ZM47 229H45L46 231H47ZM74 229V228H73ZM84 229V228H83ZM88 229H86V230H88ZM97 229V231H99ZM105 229H107L106 231H105ZM108 229H109V231H108ZM119 229V228H118ZM122 229V230H123ZM125 229V230H126ZM130 229V228H129ZM129 229H127L128 230V233H126V235L128 234V235H133V233L131 232V233H129L130 231H129ZM131 229L133 230L134 228H132L131 227ZM203 229H204V226H203ZM120 230V229H119ZM118 230V231H119ZM124 230V231H125ZM126 230V231H127ZM186 230H187V232H186ZM197 230H200L199 232H197ZM223 230V231H222ZM256 230V231H255ZM23 231V230H22ZM44 231V230H43ZM46 231H44L45 233L44 234H48V231L50 232V230H48L47 231V233H46ZM75 231H76V229H75ZM93 231H95V229L93 230ZM92 231V232H93ZM114 231H113V233H114ZM255 231V232H254ZM257 231H260L259 232V236H258V233H257ZM17 232V231H16ZM15 232V233H16ZM26 232H29L28 230L26 231ZM78 232H80V231H78ZM83 232H85V231H83ZM82 232V233H83ZM90 232V231H89ZM89 232H87V233H89ZM96 232V231H95ZM94 232V233H95ZM140 232H139V234H140ZM142 232H144L143 234H142ZM147 234H146V233ZM195 232H197V233H195ZM255 234H254V233ZM14 233V232H13ZM12 233V234H13ZM43 233V232H42ZM75 233H77V232H75ZM94 233H93V235H94ZM99 233V232H98ZM116 233H118L117 231H116ZM116 233H114V237L115 236H118ZM135 233H136V231H135ZM152 233V234H151ZM251 233V234H250ZM253 233V234H252ZM257 233V234H256ZM12 234H10V235H12ZM17 234V233H16ZM16 234H13V235H15L16 236ZM50 234V233H49ZM84 234V233H83ZM89 234H91V233H89ZM137 234H138V232H137ZM137 234H136V240L138 241V239L140 240V236H138L139 238L137 239ZM153 234H155V235H153ZM241 234V235H240ZM20 234H17V236H19ZM23 235V234H22ZM56 235H57V233H56ZM67 235V234H66ZM76 235V234H75ZM74 235V236H75ZM85 235V234H84ZM99 235V234H98ZM107 235V234H106ZM127 235V236H128ZM196 235V236H195ZM210 235H211V233H210ZM210 235H206V236H210ZM15 236H13V238L16 240L17 238H18V241H15L14 239H12L13 240V244L15 243V244H17V246H18V244L20 243L21 244V239L19 240V237L21 238L22 236H19V237H17L16 236V238H15ZM25 236V235H24ZM41 236H39V239H40V237ZM48 236H50V235H48ZM92 236V235H91ZM90 236V237H91ZM108 236V235H107ZM112 236V235H111ZM121 236H123V235H121ZM120 236V237H121ZM125 236V235H124ZM127 236H125V240H127L126 239V237ZM134 236H135V234H134ZM243 236V237H242ZM257 236V237H256ZM46 237H47V235H46ZM56 237V236H55ZM78 237V236H77ZM94 237H96L95 235H94ZM99 237H101V236H99ZM104 237H106V236H103V241H105V238ZM241 237L243 238V239H241ZM23 238V237H22ZM33 238H35V236L33 237ZM37 238V237H36ZM36 238H35V240H36ZM81 238H83V236H81ZM81 238H79V240L81 239ZM87 238H89V237H87ZM108 239H110L109 237H107ZM106 238V239H107ZM116 238V237H115ZM115 238H113L114 240H115ZM127 238H129V236L127 237ZM198 238V237H197ZM206 238V237H205ZM208 238V237H207ZM206 238V239H207ZM25 239V238H24ZM48 239H49V237H48ZM56 239V238H55ZM76 239V238H75ZM95 239V238H94ZM100 239V238H99ZM117 239H118V237H117ZM116 239V240H117ZM124 239V238H123ZM130 239L133 241V239L130 237ZM130 239H128L127 241L128 242H126V243H130L129 242V240ZM144 239H145V237H144ZM211 239V240H210ZM231 239H233V240H231ZM237 241V242H235V240ZM241 239V240H240ZM43 240H41L42 242H44ZM97 240H98V238H97ZM96 240V241H97ZM112 239H110V241H111ZM120 240V239H119ZM119 240H117L116 241V243L115 244H119ZM199 240H200V242H199ZM15 241V242H14ZM22 241H23V244H25V240H23L22 239ZM83 241V240H82ZM100 241V240H99ZM99 241H97V242H99ZM102 241V240H101ZM113 241V240H112ZM122 241V240H121ZM145 241H147V240H145ZM232 241H234V242H232ZM17 242H19V243H17ZM36 242V241H35ZM46 243L48 242V241H45ZM91 242H93V241H91ZM94 242H95V240H94ZM97 242H96V244H97ZM115 242V241H114ZM139 242H141V241H139ZM215 242V241H214ZM240 242H242L243 243V245H241L242 243H240ZM11 243H12V241H11ZM100 243V242H99ZM103 243V242H102ZM102 243H100V244H102ZM108 243V242H107ZM112 242H110V244H111ZM122 243V242H121ZM125 243V242H124ZM126 243H125V245H126ZM131 243H133L134 244V242H131ZM137 244H138V242H136ZM144 243V242H143ZM149 243V242H148ZM202 243H201V245H202ZM216 243V242H215ZM230 243V244H229ZM19 244V245H20ZM23 244H21V245H23ZM29 244V243H28ZM31 244V243H30ZM35 244V243H34ZM55 244V243H54ZM80 244V243H79ZM87 244V243H86ZM115 244H114V246H115ZM136 244V245H137ZM217 244H218V242H217ZM224 244L222 245V246H224ZM239 244V245H238ZM49 245H50V243H49ZM92 245V244H91ZM104 245L105 246H107L106 244H105V242H104ZM109 245V244H108ZM122 245V244H121ZM125 245H123L124 246V248H126L127 250H129V245H131V244H128L127 245V247L125 246ZM198 245V244H197ZM196 245V246H197ZM202 245V246H203ZM243 246V248L241 247V246ZM14 246V247H13ZM12 246V250L15 248V249H17L18 247L16 246L15 247V245H13ZM80 246V245H79ZM95 246V245H94ZM93 246V247H94ZM100 246H102V245H100ZM111 247H114V246H112V245H110ZM122 246V247H123ZM135 246V245H134ZM133 246V247H134ZM139 246H141V244L139 245L138 244V246H136V247H138L139 248ZM143 246V245H142ZM143 246V247H144ZM216 246H218V247H216ZM221 246V247H222ZM240 246V247H239ZM40 247H41V245H40ZM64 247V246H63ZM97 247H98V244H97ZM104 247V246H103ZM116 247H118L117 248V250L114 248L113 250L115 251H118L119 250V246H117L116 245ZM135 247V248H136ZM24 248V247H23ZM50 248V247H49ZM83 248H85V247H83ZM88 248V247H87ZM110 248V247H109ZM108 248V249H109ZM131 248V247H130ZM141 248V247H140ZM19 250H22L21 248H18ZM17 249V250H18ZM25 252H27L28 250H29V248H28V250H26L27 249V246H25ZM35 249V248H34ZM43 249V248H42ZM54 249V248H53ZM78 249H80L81 250V248H78ZM89 249V248H88ZM103 249H105V248H103ZM112 249V248H111ZM111 249H110V251H111ZM126 249H125V251H126ZM133 249V248H132ZM145 249V250H144ZM217 249H219L218 251H220V252H218L217 251ZM234 251H236V252H233V250ZM241 249V251H239ZM18 250V251H19ZM32 250V249H31ZM36 250V249H35ZM46 250H48L47 248H46ZM99 250H100V248H99ZM124 250V249H123ZM135 249H133V251H134ZM154 250V251H153ZM155 250H156V252H155ZM23 251V250H22ZM38 251V250H37ZM40 251V250H39ZM90 251H92L91 249H90ZM106 251V250H105ZM109 251V252H110ZM124 251V252H125ZM129 251H131V249L129 250ZM136 252H137V250H135ZM135 251L132 253L133 255H131V253L129 254V252L127 253V257H130L131 259L132 258H134V260L136 259V257H131V256H134V255H136L137 253H135ZM138 251H139V249H138ZM199 251V252H198ZM210 251H211V249H210ZM209 251V249H208V252H210ZM238 251V252H237ZM241 252L242 254L241 255H239V256H242L243 255V253L244 252ZM13 252H15L14 250H13ZM12 252V253H13ZM24 252V251H23ZM75 252V251H74ZM102 254H103V250L102 251H100ZM100 252H97L98 254L100 253ZM107 252V251H106ZM113 252V251H112ZM111 252V253H112ZM121 252H123V251H121ZM132 252V251H131ZM155 252V253H154ZM222 252V253H221ZM11 253V254H12ZM19 253L21 254V252L19 251V252H17V256L19 255ZM41 253V252H40ZM43 253V252H42ZM49 254H50V252H48ZM54 253V252H53ZM57 253V252H56ZM85 253V252H84ZM93 253V252H92ZM108 253V252H107ZM115 253H117V255H118V252H115ZM139 253H141V252H139ZM153 253V254H152ZM204 253H205V255H204ZM217 253H221L220 255L219 254H217ZM248 253V254H247ZM16 254V253H15ZM34 254V253H33ZM32 254V255H33ZM58 254V253H57ZM68 254V253H67ZM91 254V253H90ZM94 254V253H93ZM113 255H114V253H112ZM119 254H120V252H119ZM126 254V253H125ZM240 254V253H239ZM248 256H247V255ZM22 255V254H21ZM52 255V254H51ZM104 255V254H103ZM105 255H106V253H105ZM108 255V254H107ZM130 255V256H129ZM147 255H150L149 256V258L150 259H148V257H147ZM203 255V256H202ZM217 255H219V257H217ZM222 255V256H223ZM232 255V256H231ZM235 255V256H236ZM13 256H15L14 254H13ZM17 256H15V257H17ZM26 256V255H25ZM43 256H44V254H43ZM47 257H48V255H46ZM74 256V255H73ZM91 256V255H90ZM116 256V255H115ZM114 256V257H115ZM121 256V255H120ZM120 256H117V257H120ZM123 256H124V254H123ZM122 256V257H123ZM227 256H225V257H222L223 259H226V257ZM244 256V255H243ZM27 257V256H26ZM46 257V258H47ZM56 257V256H55ZM54 257V258H55ZM67 257V256H66ZM89 257V256H88ZM99 257V259H100V255L98 256ZM105 257V259H106V257L107 256H104ZM109 257H110V255H109ZM112 257V256H111ZM109 258V260H108V262L110 261V259H112V258ZM116 257V258H117ZM125 258V260L126 259H128V258ZM145 257H147L146 259H145ZM202 257H206L207 258V260L208 261H210V262H207V260H206V258L204 259V258H202ZM24 258V257H23ZM42 258V257H41ZM52 258H53V255H52ZM85 258V257H84ZM94 258V257H93ZM97 258V257H96ZM103 258V257H102ZM138 258V257H137ZM245 258H243V261H244V259ZM12 259H14L13 257H12ZM57 259V258H56ZM55 259V260H56ZM72 259H74L73 257H72ZM76 259V258H75ZM114 260H116L115 258H113ZM113 259H112V261L111 262H113ZM118 260V262H119V259L120 258H117ZM123 259V258H122ZM130 259V260H131ZM139 259V258H138ZM138 259H136L137 261H140V260H138ZM206 260V262H203L204 260ZM221 259V258H220ZM222 259V260H223ZM227 259H228V257H227ZM240 259H242V258H240ZM17 260H19V259H17ZM16 259H15V264H16V261H17ZM22 260V259H21ZM25 260V259H24ZM36 260V259H35ZM82 260H83V257H82ZM104 260V259H103ZM129 260V261H130ZM142 260V259H141ZM218 260V261H217ZM26 261V260H25ZM31 261V260H30ZM39 261V260H38ZM64 262H66L67 263V261H65V260H63ZM69 261V260H68ZM72 261V260H71ZM74 261H77V260H74ZM73 261V262H74ZM94 261V260H93ZM105 261V260H104ZM124 261V260H123ZM128 260H126V262H127ZM128 261V262H129ZM133 261V260H132ZM132 261L131 262H129V263H131V264H134V263H132ZM215 261H217V262H215ZM242 261V262H243ZM50 262V261H49ZM48 262V263H49ZM51 262H52V259H51ZM54 262V261H53ZM82 262H84V260L82 261ZM91 262V261H90ZM102 262V261H101ZM107 262V263H108ZM141 262V261H140ZM139 262V263H140ZM197 262H199L200 263V261H197ZM237 262L238 261H236V263H234V264H237ZM241 262V261H240ZM26 263V262H25ZM24 262H23V264H25ZM34 263V262H33ZM42 263H44V260H43V262ZM94 263H95V261H94ZM105 263H106V261H105ZM114 263H115V261H114ZM117 263V262H116ZM115 263V264H116ZM119 263H122V261H120ZM118 263V264H119ZM144 263V262H143ZM142 263V264H143ZM144 263V264H145ZM199 263H197V264H199ZM239 263V262H238ZM18 264V263H17ZM30 264V263H29ZM35 264V263H34ZM55 264V263H54ZM58 264H59V262H58ZM61 264V263H60ZM65 264V263H64ZM68 264H69V262H68ZM84 264V263H83ZM91 264V263H90ZM109 264V263H108ZM128 264V263H127ZM136 264V263H135ZM220 264V263H219ZM242 264H246L245 262H243Z\"/></svg>",
    "mask_w": 264,
    "mask_h": 264
},
{
    "label": "rangeland",
    "instance_id": "374dc122",
    "mask_svg": "<svg viewBox=\"0 0 264 264\" xmlns=\"http://www.w3.org/2000/svg\"><path fill=\"white\" fill-rule=\"evenodd\" d=\"M26 1V2H25ZM53 2H54V0H52ZM79 1V0H78ZM78 1L77 0H72V2H71V0H68V2H67V0L64 2V3H62V5L58 8L59 10H57V12H56V16H59V15H61L62 17H58L57 19H56V17H55V24H53L54 23V20H53V22L51 23V25L53 26H56L57 27V23H59V22H61V23H59V27L58 28H56V27H54L53 26V28H56V30H57V32H56V30H55V32H56V36H57V38H56V36H55V39L54 40H57V41H59V42H57V41H54V42H56V43H54L55 44V46H56V48H53V47H55L54 46V44H53V42H52V45L53 46H51L50 45V47H51V49L49 48V50H48V56H49V58L46 60L47 62H46V64H45V60H44V67H45V70L47 69V71H46V73H45V77H46V81H45V90L46 91H48V92H46L45 93V95L46 96H48L47 98H49V94H50V92L53 94H51V96H50V98L49 99H46V97H45V101L47 102H45L44 103V105L45 106H43L44 107V109H45V107H46V109H47V111L46 112H49L48 114L51 116L52 115V113H54V110L56 111V110H59L57 107L59 106V108L60 107H62V108H60V111H62V112H64V111H66V112H68V115L66 114V112L64 113L65 115H64V117L66 118V120H64V119H62V121L64 120L65 121V123L66 122H68L69 123V125H71V123L72 122H74V124L72 123V125L71 126H73V128L74 127H76V130L78 131V133L81 135H83V133H84V136L82 137V138H84L83 140H87V141H89V142H91V146H86V148H83V149H86L85 150V152H86V155L88 156V159H90L89 161H90V169L91 168H95L97 171H95L96 173L99 171L97 168H99L100 166H101V163L103 162V163H106V164H104V166H105V169L107 170V168H109L110 169V172H111V179H117V177H119V172L121 173H123L125 176H123V174H120V176H122V177H128V176H130L128 179L129 180H137V181H139V180H141V178L142 179H146V178H149V172H147V174L148 175H146V172H144V171H147L148 169H145V168H147L146 166H148L147 164L145 165V163H143V165H144V169H143V166H142V162H140L139 163V160H141V159H139L138 157L137 158H135L136 157V155L137 154H135L137 151H145V152H143V154L144 155H146V156H148V153H150L153 149H155V147L156 146H163L164 144H162L161 142H162V140H158V138L160 137V139L163 137V138H165L164 137V135H166V133H161L160 134V132L162 131L161 129V131L159 130V131H157L158 133H159V136H158V133H156V131L154 132V134L153 133H150L149 131L152 129V127H155V129H153V130H156L158 127H163L164 126V124L165 123H167V124H169V123H171V122H165V119H167L166 121H170V120H168V119H171V118H166V117H164V115H163V113H162V115H160L159 114V109L162 107V105H161V107L158 105V103H159V100L158 99H162V98H164V99H167L165 96L167 95V93L169 94V90H171L172 91V89L171 88H173V87H175V86H177L178 84L180 85L181 84V86L183 87V89H182V87H180V91L179 92H181V89L183 90V92L185 91V84H186V81L187 80H189L190 79V76H191V74L195 71V70H193V69H195L194 67H195V65H197L196 63H198V64H201L202 62V59H206V57H204L203 56V54L204 53H201V47H199L198 45H201L202 46V44L204 45L205 44V46L206 47H209V48H211L212 46H213V48L212 49H214L213 51V53L215 54L218 50H217V48L215 49V46L217 47L218 46V48H219V45L221 46L222 44H227L226 42L228 41L229 42V44L231 43V45H233L234 43L236 44V43H238V39H242L243 41H245L246 40V42H247V38L246 39H243V35L245 36V37H249L247 34H248V32L242 27V22H243V20H242V18H236L237 16L239 17L240 15H239V13L237 14V16L235 17L234 16V14H232L231 15V13H235V10H234V8H233V5H235V4H232V2H229V0H219V1H215V3H214V0H213V3H212V0H209V2H207L210 6L211 5H213L212 7H215L216 6V9H217V7H218V9H217V11H216V9L215 8H211V7H209L207 10H206V6H208V5H206V3L204 4V5H206L205 6V8H204V12H205V10H206V12H208L213 18H214V20L212 19V17H210V15L207 13V15H205L206 14V12L204 13V17L203 16H199L200 14H197V12H195L196 11V9H198L197 11H199V8H200V3L198 2H196V0H184L185 2H183V3H185V4H187V5H183V3H182V1L183 0H177V1H179V2H176V0H169V1H171V4L169 5L168 4V0H115V2L112 0V3H114V5L112 4V3H110L111 2V0H103V1H99V0H94L95 1V3L98 5V7H97V5L95 4V6L93 5V3L91 4V2H94V1H90V0H84V1H82V0H80L79 1V3H78ZM89 1H90V4H89ZM110 1V2H109ZM156 1V2H155ZM159 3H161V4H159ZM192 1V2H191ZM208 1V0H207ZM225 1V2H224ZM229 3H228V2ZM239 2L241 1V0H238ZM237 1V2H238ZM4 2V3H3ZM76 2V3H75ZM83 2H85V3H83ZM87 2V3H86ZM98 2V3H97ZM105 2L107 3V2H109L110 3V5L109 4H105ZM165 2H167V4L165 3ZM14 3V4H13ZM65 3H67V4H70V7H69V5L67 6V4H65ZM99 3H101L102 5L104 4V7H101L100 6V4ZM119 3H120V5H119ZM151 3V4H150ZM179 3H180V5H179ZM202 3H203V1H202ZM210 3H212V4H210ZM217 3V4H216ZM219 3H220V5L222 6L221 8H219L220 6H219ZM231 3V4H230ZM234 3V2H233ZM12 4V5H11ZM65 4V5H64ZM75 4V5H74ZM86 4H87V6H86ZM150 4V5H149ZM158 4V5H157ZM163 4V5H162ZM177 4H178V7H177ZM190 4H193V5H190ZM195 4H198L199 6V8L197 7V5H195ZM226 4V5H225ZM30 5H31V2L29 1L28 2V0H0V117H1V120H0V204H2L3 205V207L5 206L6 208V210L3 208V209H0L1 211H0V213L2 212V210L3 211H5V212H2L1 214H3L4 215V217L0 214V219H1V216H2V219L3 220H1V221H3V223H4V221H5V224H3V226L1 225L2 224V222H1V224H0V228H1V226L3 227V228H1V230H0V264H15V259L17 260V259H19V260H17L16 261V264L18 263V264H23V262L25 263V264H58V262H59V264L61 263V264H68V262H69V264H115L116 262V264H118L120 261H122V263H119V264H131V263H129V262H131L132 260V263H136V264H142L143 262L145 263V261H144V257L143 256H141L142 255V252H143V250H141L142 248H145V244L147 243V244H150V241L152 240V239H148V237L149 238H151L152 236H150L149 235V232H148V236H147V238H146V236H142V239L144 240L143 242H142V240H141V232H140V230H142V231H144V229L145 228H141L140 229V225H139V222L137 223V221H136V223H137V225H134V223H133V226H138L139 225V227H137L139 230H137L136 229V227H133L131 224H132V222H134L133 220H131V222H130V220H129V223H128V219H130V217L133 215V216H137L138 218L139 217H141L142 216V219H143V207L142 206H144L145 205V203H144V201L146 202V203H150V200H151V198L153 199L154 198V196H151L150 197V199H149V201H148V197L146 198L147 199V201L145 200V198H144V201L143 202H141V203H144V205H142L141 203H140V201L139 200H141L142 201V199L140 198V194H142V196L143 195H146L145 193L143 194L142 192V188H143V185L146 183V182H149L150 183V180L148 179H146L147 181H145V180H142V181H140L139 182V184L140 185H138V184H135V183H138L137 181L134 183L133 182V184H134V186L137 188V190L135 189V187L133 186V184H129L128 182L129 181H125V178H123V179H121L122 177H119L120 178V180H116V181H118V183L119 184H121V185H119V184H117L115 181H113V180H111L110 179V182L111 181H113V183L115 182L116 183V185H115V193H116V195L119 197L121 194H122V196H121V200H119L118 202H119V204L122 206H120V209H119V215L118 216H114L115 218H121V216H122V214H125V213H128L129 214V212H124V213H122L123 211H122V208L124 209V207L126 206H124V204H126V203H128L127 202V200L130 198H138L137 200L139 201V203L136 201L135 203H137L136 205H138V204H141L140 205V207L138 206H133V208H135V209H132V212L131 213H133V214H131L130 215V217H129V215H128V219L125 221H123V219L121 218V221H123V223L122 222H119L120 220H118V219H116L114 222H113V224L112 223H110L111 221H108V223L109 224H112V225H114L116 222V224H115V226H116V228H117V232L118 233H116V231H114V229H113V231H114V233H116L118 236H113L114 235V233H113V231H112V229L111 228H109L110 229V231H109V229H108V231L110 232V235L108 234V233H106V234H103V235H101V233H103V231L101 232L99 229H98V227L102 230L103 228H105L103 225H101V226H103V227H101V226H99V224H104L103 223V221L102 222H100V217H102V215L104 216L107 212V210H104V208L107 206L106 205V203L107 202H103L104 203V205L103 206H105L104 208H103V206L101 205V207H100V204L102 203V201H106L105 199H103L104 197H100L99 195H97L100 191H102V190H100V189H103V192H101V193H105L104 195H106L107 193V191H105V190H108L109 189V185L110 184H112V186L114 187V185H113V183H109L108 184V182H109V179L106 177V176H109L108 174H106V178L104 177V179H102V177H101V175L102 174H97V176H99V179L97 178V176H95V178H97L96 179V181H93V182H95L94 184H97L98 182V187L96 186V190H98L99 192H95V189L93 188L94 187V184H93V186H92V184H90L91 183V181L89 182V176L86 178V176L87 175H90V180H92V178L95 180V178L94 177H92V174L93 175H95L96 173H94L93 171H92V169L91 170H89V171H91V172H89V171H87V169L85 170L84 168V170H81L80 171V173H79V175H81V176H83L84 178H86L87 179V181L89 182V183H87V181H85L84 180V184L82 185L81 184V190H82V192H83V194L82 193H80V189H79V193L82 195H79V199L77 198L76 199V202L75 203H70L69 205H68V207H65L64 208V215L63 214H61L62 213V210H61V208H58L57 209V211H56V215H57V217L55 216L54 217V220L52 221V223H51V225L49 224L48 225V222H47V226H45V225H42V224H45L46 222L44 221V222H42V217H41V215L39 216V217H41V218H39L38 220H39V222H41V223H37V215H35L34 213H36V211L35 210H38L40 207L37 205L36 207H35V205L36 204H40L41 205V203L39 202V198H42V197H44V196H47V192H46V190L44 191V185H46V183L44 182L45 180H43V179H45L43 176L44 175H42L43 173H40V170H39V167H38V163L40 162V164H42L41 163V161L40 160H38L37 161V164H35V161L36 160H34V159H36V156H37V159H42L41 157L42 156H39L40 154H38V153H41V151L43 150L42 148H43V146H46L45 145V143H46V141H47V138H48V136H47V134H49V133H47V132H49L50 130V126H52V125H50L49 126V124H54V123H47L46 124V122H45V124H44V126H43V123H41L40 121H39V119H36V117H32V115H30V112L29 111H27L26 109H24V108H21L22 110L24 109V112L22 111V110H20V107H21V104H20V98H19V89L17 90V86L18 85H16V84H18L19 83V77H17V75H18V72H19V66H20V64H23L22 63V60H21V63H19V59H21L23 56L22 55H24V58H28L27 57V55L29 54V50L27 49V48H25V49H27V50H25V49H23V48H21V46H22V44H23V42H21L22 40H20L19 38H20V35H19V31H21V30H19V29H21L22 28V19L24 18V16H22L21 15V11L22 10H24V9H26V7H30ZM89 5V6H88ZM92 5H93V7H92ZM105 5H106V7H105ZM118 5V6H117ZM122 5V6H121ZM159 5H162V6H159ZM166 5H168V6H166ZM203 5V6H204ZM26 6V7H25ZM62 6H64V7H62ZM66 6H67V8H66ZM74 6V7H73ZM111 7V8H109V10H108V7ZM113 6V7H112ZM114 6H115V8H114ZM120 6V7H119ZM151 6V7H150ZM157 6V7H156ZM170 6V7H169ZM182 6V7H181ZM184 6V7H183ZM188 6V8H186ZM190 6V7H189ZM201 6H202V4H201ZM202 6V7H203ZM225 6V7H224ZM9 7V8H8ZM10 7H11V9H10ZM19 7V8H18ZM25 7V8H24ZM73 7V8H72ZM91 7V8H90ZM97 9H96V8ZM117 7V8H116ZM150 9H149V8ZM153 7L155 8V9H153ZM166 7H167V9H166ZM195 7V9H193ZM224 7V9L223 10H221L222 8ZM228 7H230V9H231V11H228V10H230ZM63 8V9H62ZM69 8L70 9H72L71 11L69 10ZM99 8H101V10L99 9ZM106 9V10H103V9ZM120 8V9H119ZM160 8V9H159ZM165 10H164V9ZM179 8L181 9V12H179L180 10H179ZM186 8V9H185ZM190 8V9H189ZM227 8V9H226ZM61 9L63 10V13L65 14H60V11H61ZM111 9V10H110ZM118 9V10H117ZM158 9H159V11H160V14H159V11H158ZM174 9H176V10H174ZM183 9H184V11H183ZM188 9V10H187ZM215 11H214V10ZM226 9V10H225ZM11 10V11H10ZM135 10V11H134ZM153 10V11H152ZM161 10H162V12H163V14H161L162 12H161ZM190 10V11H189ZM213 10V11H212ZM221 10V11H220ZM234 10V11H233ZM112 11V12H111ZM115 11V12H114ZM143 11H144V13H143ZM158 11V12H157ZM186 11V12H185ZM187 11H189V13H188V15H187ZM212 11V12H211ZM220 11V13L218 14V12ZM66 12L68 13V17H67V14H66ZM104 12L106 13V16L105 15H103L104 14ZM119 12V13H118ZM173 12H176V13H173ZM186 14H185V13ZM213 12L215 13V14H213ZM221 12H224V13H221ZM132 13V14H131ZM134 13V14H133ZM140 13V14H139ZM149 13V14H148ZM193 13V14H192ZM216 13H217V16H215L216 15ZM228 13V14H227ZM21 15V17H20V15ZM59 14V15H58ZM111 14V15H110ZM118 14V15H117ZM170 14V16L172 17H174L175 19H177V21H179V22H177L173 17H172V19H173V21H171L172 19H170L171 17H169V16H166V15H169ZM174 14H178L177 16L179 17V18H177V16L176 15H174ZM183 14V15H182ZM221 14H222V16H221ZM227 14V16H225ZM236 14V13H235ZM112 15H115V16H117V17H114V16H112ZM133 15V16H132ZM139 15V16H138ZM164 15H165V17H164ZM184 15H186V16H184ZM190 15V16H189ZM194 17H193V16ZM209 15V16H208ZM66 16V17H65ZM105 16V17H104ZM111 16V17H110ZM191 16H192V18H191ZM198 16H199V18H198ZM223 16H225V17H223ZM234 16V17H233ZM8 17V18H7ZM102 17L104 18L103 20H102ZM108 17V18H107ZM128 17H129V19H128ZM138 17V18H137ZM155 17V18H154ZM167 17H169V18H167ZM187 17V18H186ZM210 18V20L211 21H209V18ZM220 17V18H219ZM227 17V18H226ZM231 17V18H230ZM241 17V16H240ZM63 18H65V19H63ZM97 18V19H96ZM108 20H107V19ZM109 18H110V20H109ZM112 18V19H111ZM132 18V19H131ZM152 18H154L155 19V21H154V19H153V21L152 20H150V19H152ZM163 18V19H162ZM166 18V20L164 21V19ZM183 18V19H182ZM187 19L186 20V22L188 23V24H186V22L184 23V19ZM198 18V19H197ZM202 18V19H201ZM228 18H230V19H228ZM234 18V19H233ZM236 18V19H235ZM68 19V20H67ZM78 19V20H77ZM94 19V20H93ZM101 19V20H100ZM149 21H148V20ZM180 19V20H179ZM224 19L226 20V19H228L227 21H228V23L225 21L224 22ZM237 19H239V23L236 21ZM242 21H241V20ZM57 20V21H56ZM60 20V21H59ZM62 20H64V21H62ZM66 20V21H65ZM76 20L77 21H79V22H77L76 23ZM80 20H81V24H80ZM93 20V22H95L94 24H93V22L91 23V21ZM98 20V21H97ZM114 20H115V22H114ZM131 20V21H130ZM193 22H192V21ZM201 20V21H200ZM213 20V21H212ZM220 20V21H219ZM20 21H21V23H20ZM59 21V22H58ZM110 21V22H109ZM121 21V22H120ZM127 21H128V23H127ZM138 21V22H137ZM162 21V22H161ZM168 21V22H167ZM191 23H190V22ZM197 21V22H196ZM199 21V22H198ZM219 21V22H218ZM16 22V23H15ZM57 22V23H56ZM66 22V23H65ZM99 22H100V24H99ZM102 22V23H101ZM119 22V23H118ZM149 22V23H148ZM152 22V23H151ZM155 22H156V26H154L155 25ZM159 22V23H158ZM172 22V23H171ZM175 24H174V23ZM183 22V23H182ZM196 22V23H195ZM216 22V23H215ZM227 23V25L226 26H222L224 23ZM229 22H230V24H229ZM88 23H89V27L90 26H92L93 27V25H94V27L95 26H97L99 29H97V27H96V29H94L93 28V30H95V31H97L96 33H98L97 34V37L95 38V40L93 39V41H92V44H93V42H98V43H94V45H96L97 46V44L98 45H100V44H102V43H106L109 39H107L106 40V42H103L104 41V39L107 37L108 38V35L109 34H111L110 32H112V34L111 35H113L112 36V38H110L111 37V35L109 36V38L112 40H114V39H116V36L118 37V34H120V33H122L123 34V36H121V35H119V36H121V40H123V38H124V43H123V45L125 46V44H126V46L125 47H127L128 45H130V46H133L132 48L129 46V50H128V48L127 49H125V52H126V50H128V53H134V51H135V54H137V56H139V53H140V60L138 59V58H136L137 56L135 55V59H136V61H137V63H136V61L134 62V63H132L133 61H132V59L129 61L128 60V58H129V56H131L130 54L129 55H127V54H125L127 57V59H125V56L122 54L123 52L121 51V57H123L122 58V62L124 61V62H126L125 60H127L129 63L131 62L132 64H130V65H132L130 68L132 69V70H130L129 69V67H128V71L129 72H134L135 71V74H136V69H138V72H140V73H142V76H141V74L140 73H137L136 74V76H138V77H136V80H140L139 82H140V85H142L143 86V84L145 85L144 87H142V89H140V85H138V83L136 84V85H138V86H135V88L134 87H131V88H133V89H135L134 91H133V89H132V91L133 92H137L135 95H133L134 93L133 92H130V90H131V88H130V90H126L125 92H124V94L126 95V92L128 91V92H130L131 94H132V96H131V94L129 95L128 94V92H127V94L130 96V98L129 99H131V98H138V99H140V100H138V101H141V103L139 102V104L138 105H136V104H134L133 103V101H135V99L132 101H130V102H132V105L134 104V105H136L137 107H139L138 109H137V107H136V109H133L134 110V113L132 114H129L131 111H132V109H131V107H133V106H131V104H130V102L128 103L127 102V100H128V95H126L125 96V98H124V94H123V90H125V87H127V86H125V87H123L124 89L122 90V87L121 86H123V85H121V84H119L118 82V84L119 85H121L119 88H118V86L119 85H115V82H114V77H113V79H112V77L111 76H113V74L109 71V70H111V59H109V58H111V56H110V54L109 53H107L106 55H105V53H104V56L105 57H108V55H109V57L107 58L108 60L106 61L105 60V57L103 56V51L104 52H106V48H104V50H103V48L102 47H100V46H97V47H99V49H100V51L98 50V49H96V46L94 47L93 45H91L90 43H88L87 45L90 47H92L93 46V50H95V53H96V56H94V57H90V54H91V52H93V54H94V51L92 50L91 52H90V54L88 55H86L85 53H86V51H88V50H91V48H89V47H84V50L86 49V51L84 52L83 50H81L85 55H84V57L86 56V60H85V62L84 63H89V64H81L80 66H83V67H77L78 69H82V68H85V69H82V70H84L85 72H86V75L88 74V76L86 77V75H85V77H86V81H88V79H89V84H87V86H86V88H88V87H90V92H88V90H87V93H86V91H85V94H87V101H86V104L88 105H85L84 107H83V103H81L80 101V105H76L75 106V104H73L71 101H68L67 100V98H66V102H69V104H71V105H67L66 104V102L65 103H63L64 101H61V100H63L62 99V97H61V99H60V101L61 102H54L53 103V97H55V98H57L58 100H59V98H60V94L59 93H61V91H64V90H66V89H63L62 87H61V85L59 86V82H60V80L61 79H63V80H61V83H62V81H64L65 82V86H67V85H69V87H72V86H76V84L74 85V83H77V82H74V81H70V78H71V76L73 77L74 76V64H70V66L72 65L73 66V69L69 66V64H65V65H68L67 67L65 66V65H63L62 63H63V59H62V56H63V58H64V52H63V49H65V48H63V45L64 44H69L67 41H69V39H71L72 38V35H73V33H70V30H72V29H74L75 27H76V25H78V24H80L79 26L80 27H82V29H81V32H84V30H86V28L84 29L83 28V26H82V24L84 25V27H88L87 25H88ZM91 23V24H90ZM107 23H109V25L107 26V27H109L110 25L113 27V29H111V27L109 28L110 30H112V31H109V29L106 27V25H107ZM113 23H114V25H113ZM131 23V24H130ZM148 23V24H147ZM153 24V25H151V24ZM169 23V24H168ZM205 23V24H204ZM207 23H208V25H209V27H208V25H207ZM219 23L221 24V25H219ZM223 23V24H222ZM232 23V24H231ZM19 24V25H18ZM66 24V25H65ZM68 24V25H67ZM71 26H70V25ZM87 24V25H86ZM93 24V25H92ZM96 24V25H95ZM97 24H99V25H97ZM121 24V25H120ZM146 24V25H145ZM150 24V25H149ZM160 24V25H159ZM168 24V25H167ZM172 24V25H171ZM173 24H174V26H173ZM181 24H183V25H181ZM233 24H236V25H233ZM21 25V26H20ZM75 25V26H74ZM101 25V26H100ZM105 25V26H104ZM124 25H126V27L124 26ZM143 25H145V26H147V28L144 26V30H143ZM175 25H178V26H175ZM180 25V26H179ZM184 25H186L185 27H187L188 25H190V26H188V28H185V27H183ZM197 25H198V27H197ZM204 25V26H203ZM225 25V24H224ZM239 25V26H238ZM241 25V26H240ZM61 26V27H60ZM64 26V27H63ZM130 26V28H128ZM134 26V27H133ZM139 27V29H138V27ZM150 26H152V30L150 31V28L149 27ZM158 26V27H157ZM162 26H165V27H171L170 29H169V31H168V28H166L165 29V27H162ZM203 26V27H202ZM217 26H218V28H217ZM220 26L222 27V30H221V28H220ZM231 26V27H230ZM68 27H69V29H68ZM71 27H73V28H71ZM103 27V28H102ZM173 27H174V29H173ZM180 27H181V29H180ZM196 27V28H195ZM224 27V28H223ZM228 27H230V28H228ZM107 28V29H106ZM119 28V29H118ZM120 28H121V30H120ZM141 28V29H140ZM155 28V29H154ZM157 28V29H156ZM164 30H163V29ZM192 30H191V29ZM204 28V29H203ZM227 28L228 29H230L231 31H229V30H227ZM61 29V30H60ZM62 29H64V31L62 30ZM66 29V30H65ZM117 29V30H116ZM124 29V30H123ZM128 29V30H127ZM149 29V30H148ZM178 29V30H177ZM188 30L189 32H193V34L192 33H189L188 31L185 33V35H184V32H182V34L181 33H179V31L180 30ZM201 29H202V32H203V34H202V32L200 33V31H201ZM207 29V30H206ZM218 29V30H217ZM239 29V30H238ZM6 30V31H5ZM10 30V31H9ZM60 30V31H59ZM99 30V31H98ZM101 30V31H100ZM103 30V31H102ZM107 30V31H106ZM135 30H136V32H135ZM138 30V31H137ZM142 30V31H141ZM162 30H163V32L164 31H166L165 33H163L162 32ZM177 31V33H178V35L180 34V36H181V39L179 38L180 36H177L176 34V31ZM226 30V31H225ZM16 31H18V32H16ZM58 31H59V33H58ZM94 31V32H95ZM106 31V33L109 31V33H108V35L106 34L105 35V32ZM140 31V32H139ZM146 31V32H145ZM158 31V32H157ZM171 31V33H173V31H174V33H173V36L171 35V33H169ZM206 31V32H205ZM209 31V32H208ZM242 33H241V32ZM15 32H16V34H15ZM69 32V33H68ZM103 34V36L102 35H100L101 33ZM125 32V33H124ZM153 32L155 33V34H153ZM194 32H195V34H194ZM214 32V33H213ZM245 32H246V34H245ZM18 33V34H17ZM129 33V34H128ZM139 33H140V37H138L137 39H138V42L137 41H135L134 42V40L136 39V37H137V35H139ZM160 33H161V35H160ZM167 33H169V34H167ZM187 33L189 34V35H187ZM198 33V34H197ZM204 33H205V35H204ZM222 33L224 34V35H222ZM228 33V34H227ZM230 33V34H229ZM233 33H235V34H233ZM241 33V34H240ZM244 33V34H243ZM4 34V35H3ZM59 34V35H58ZM65 34V35H64ZM70 36H69V35ZM72 34V35H71ZM91 34H93V31L91 32ZM124 34L126 35L125 37H124ZM132 34V35H131ZM134 34V35H133ZM144 34V37H146V40L143 38V36L142 35ZM150 35V36H152L151 38V40L152 41H154V42H151V44H153L152 46H150V45H148V42H149V37H148V35ZM157 34V35H156ZM209 34V35H208ZM212 34V35H211ZM218 34H219V37H218ZM221 34V35H220ZM16 35V36H15ZM17 35H19V38H18V36ZM61 35V36H60ZM99 35L101 36L100 38H99ZM153 35L155 36L154 37V40H153ZM160 35V36H159ZM164 35H166V36H164ZM174 35H175V37H174ZM205 37H204V36ZM216 35V36H215ZM233 35V36H232ZM66 38H65V37ZM80 36V35H79ZM104 36H106V37H104ZM129 36H131V37H129ZM133 36V37H132ZM135 36V37H134ZM162 36H164V37H162ZM170 36H172V38L170 37ZM185 37V39H184V37ZM187 36H191L192 37V39L189 37H187ZM199 37V39L202 41V44L200 43H198V45H196L197 43V37ZM206 36H208V37H206ZM60 37V38H59ZM71 37V38H70ZM104 39H103V38ZM123 37V38H122ZM143 38L142 40H144L145 41V43H144V41L143 42H141L140 41V39L139 38ZM168 37L170 38V41L168 40ZM177 37V38H176ZM236 39H235V38ZM242 37V38H241ZM6 38V39H5ZM15 38V39H14ZM69 38V39H68ZM79 38V37H78ZM77 38V40H79ZM98 38V39H97ZM119 38V37H118ZM117 38V39H118ZM132 38H135V39H133V40H131ZM148 38V39H147ZM163 38V39H162ZM166 40H165V39ZM175 38H176V40L177 41H174L175 40ZM178 38H179V40H178ZM183 38V39H182ZM187 38V39H186ZM195 38H197L196 40H195ZM206 38H208V39H206ZM234 40H233V39ZM238 38V39H237ZM67 40L66 41V43H65V41L64 40ZM116 39V40H117ZM155 39H156V41H155ZM158 39H161V40H164V41H161L160 40V42H161V44L159 43V40ZM171 39H173V41L175 42V44L176 43H178V45H180L182 48L181 49H184V51L183 50H181L180 49V47L178 46V45H174V42L171 40ZM190 39V40H189ZM194 39V40H193ZM204 39V40H203ZM219 39V40H218ZM101 40H103V41H101ZM108 41L107 43H109L110 45H111V43H112V41ZM119 40H120V38H119ZM150 40V41H151ZM185 40V41H184ZM187 40V41H186ZM211 40V42H209ZM215 40V41H214ZM222 40V41H221ZM237 42H236V41ZM13 41H14V43H13ZM18 41H19V43H22L21 45L18 43ZM53 41V40H52ZM118 41V40H117ZM131 41H133L132 42V45H131ZM169 41V42H168ZM205 41V42H204ZM208 41V42H207ZM235 41V42H234ZM64 42V43H63ZM77 41H75V43H76ZM111 42V43H110ZM126 42V43H125ZM139 42H141L142 44H140ZM158 42V43H157ZM167 42H168V44L169 43H171V45L173 44V48L174 49H178V51L177 52H175L174 51V49L172 48V46L171 47H169V48H171V51H169V53H170V55L171 54H173L172 53V51L173 52H175L174 53V55H171V57L173 58V56L174 57H176L175 55H177L178 56V58H179V63L182 65V63L185 65H182L181 67H180V64L177 62V60H175L174 62H173V64L170 66H168V64H169V61H171L172 60V58H171V60L169 59V61H166V59L168 60V57H170V55L168 54V52H166V51H168V50H166L167 48H165L166 47V44H167ZM183 43V45L185 46H182V43ZM213 42V43H212ZM241 42V43H240ZM245 42V43H246ZM60 43V44H59ZM75 43H73V45H71V46H74V44ZM78 44H79V41L77 42ZM106 43V44H107ZM120 43V42H119ZM129 43V44H128ZM137 43H139V44H137V45H139V47L136 45ZM144 43V44H143ZM150 43V42H149ZM162 43H164L163 45H162ZM179 43H181V44H179ZM186 43H188V44H186ZM193 43L195 44L194 45V49L196 50V53L198 54H195V55H197V57H198V60L197 61H200V62H196V60L195 61H189V60H187V62L189 63L188 65H187V62H185V60H186V57H187V54H188V52L189 51H191V49L193 48ZM208 43H210V44H208ZM215 43V44H214ZM239 43L240 44H244V45H246L244 42H242V41H239ZM16 44V45H15ZM70 44H72V43H70ZM78 44H76V45H78ZM103 44V45H104ZM134 44V45H133ZM155 44L157 45V44H159V45H157V46H155ZM186 44V45H185ZM190 44V45H189ZM57 45H58V47H57ZM66 45L64 46V47H66ZM103 45H101V46H103ZM109 45V48H111V46ZM119 45V44H118ZM122 45V44H121ZM165 45V46H164ZM189 45V46H188ZM124 46H122L123 48H124ZM141 46V47H140ZM150 46V47H149ZM155 48H154V47ZM169 46V45H168ZM239 46V45H238ZM243 45H241L240 46V49H242V48H244V47H242ZM23 47V46H22ZM61 47V48H60ZM122 47H120V48H122ZM136 47H138L139 48V50L136 48ZM147 47V48H146ZM149 47V48H148ZM162 47H163V50L161 51V49H162ZM52 48H53V50L55 51H53L52 52ZM89 48V49H88ZM101 48H102V50H101ZM131 48V49H130ZM135 49V50H132V49ZM142 48L144 49V51L146 50V52H142L141 50H142ZM160 48V49H159ZM16 49V50H15ZM56 49H57V52H56ZM88 49V50H87ZM108 49V48H107ZM138 51H137V50ZM173 49V50H172ZM180 49V50H179ZM190 49V50H189ZM212 49H211V52H212ZM220 49V48H219ZM121 50H123V49H121ZM133 51V52H129V51ZM148 50H150V51H148ZM155 50H157V51H155ZM162 52V53H164V54H162L160 51ZM170 50V49H169ZM217 50V51H216ZM221 50H222V48H221ZM221 50H219V51H221ZM18 51V52H17ZM102 51V52H101ZM108 51H110L109 49H108ZM154 51V52H153ZM160 53H159V52ZM14 54H13V53ZM22 52V53H21ZM50 52V53H49ZM59 52V53H58ZM60 52H62V54H64V55H62ZM75 52V51H74ZM100 52L102 53V54H100ZM149 52V53H148ZM152 53V55H154L155 53H157V56L158 57H156V58H158V61L156 60V58H155V55L154 56H152L151 55V53ZM179 52H183V53H181V54H184V55H181ZM208 52H210V51H208ZM222 52H223V50L219 53V55H218V57H217V59H221V57L222 58H224V56H222ZM18 53V54H17ZM51 53H53L52 55H51ZM55 53V54H54ZM166 53V54H165ZM177 53H179V54H177ZM13 54V55H12ZM97 54H99V55H97ZM142 54V55H141ZM210 54H212V53H210ZM209 54V57L211 56V58H212V56H213V54L212 55H210ZM41 56L42 54H38V56ZM54 55V56H53ZM56 55V56H55ZM95 55V54H94ZM123 55V56H122ZM133 55V54H132ZM144 55H145V57H144ZM146 55L148 56V58L150 57V56H152L151 57V59L149 60V59H147V57H146ZM160 55V56H159ZM162 55H167L166 56V58L165 59H163L162 57H165V56H162ZM224 55V54H223ZM18 56V57H17ZM20 56H22V57H20ZM26 56V57H25ZM52 56V57H51ZM59 56V57H58ZM98 56H99V58H98ZM101 56V57H100ZM10 57H11V59H10ZM83 57V56H82ZM83 57V58H84ZM87 57H88V59H87ZM134 57V56H133ZM142 57H144V58H142ZM155 58V60L157 61V62H159V64L157 63V62H155V60L154 59H152V58ZM159 57H160V59H159ZM196 57V56H195ZM196 57V58H197ZM216 57V56H215ZM214 57V58H215ZM52 58V59H51ZM93 59L92 61H91V59ZM101 58H104V59H101ZM131 58H132V56H131ZM177 58V57H176ZM182 58V59H181ZM195 58V59H196ZM10 59V60H9ZM37 59H38V57H35V60H31V61H29L30 59H28V61H27V59L25 60V62L28 64V65H30L32 62V64H34L36 61H37ZM52 61H51V60ZM56 59V60H55ZM74 59V58H73ZM73 59H71V62L73 61ZM82 59V58H81ZM90 59V60H89ZM123 59H125V60H123ZM144 59V60H143ZM166 62V64L164 63V62H162L163 60ZM199 59H201V60H199ZM12 60V61H11ZM49 60H50V62H51V65L53 66V68H52V66L51 65H49ZM61 62V63H59V61ZM96 61V63H92V62H95ZM99 60V61H98ZM139 60V61H138ZM208 60H209V58H208ZM207 60V61H208ZM211 60V59H210ZM215 60V59H214ZM213 59H212V61H214ZM10 61V62H9ZM18 61V67H17V63H15V62H17ZM89 61V62H88ZM105 61V62H104ZM141 61H143V62H141ZM147 61V62H146ZM183 61V62H182ZM12 62V63H11ZM24 62V63H25ZM31 62V63H30ZM53 62V63H52ZM100 62V63H99ZM104 62V63H103ZM150 62V63H149ZM152 62H155V63H152ZM167 62H168V64H167ZM194 62H196V63H194ZM58 65H57V64ZM91 63H92V65H91ZM107 63V64H106ZM138 63H140L139 65L140 66H137V64ZM148 63V64H147ZM152 63V65H150ZM171 63V62H170ZM177 63V64H176ZM99 64V65H98ZM103 65L104 67H100V65ZM105 64V65H104ZM124 65H125V63H123ZM134 64H135V69H134ZM141 64H144V66L142 67L141 66ZM155 64V65H154ZM165 64V65H164ZM174 64H176V65H174ZM191 64V65H190ZM203 64H205V63H203ZM14 65V66H13ZM61 65H63V66H61ZM90 65V66H89ZM97 65V66H96ZM101 65V66H102ZM123 65V66H124ZM129 65V66H130ZM149 67H148V66ZM154 65V67L156 66V65H158V66H156V68H155V70H153V68L154 67H151V66H153ZM10 66H11V69H8V68H10ZM50 66H51V68H52V70L51 69H49L50 68ZM58 66H59V68H58ZM86 66H89V67H86ZM92 66V67H91ZM122 66V67H123ZM161 66V67H160ZM163 66V67H162ZM166 66H167V69H166ZM173 66V67H172ZM184 66V67H183ZM190 66V67H189ZM192 66V67H191ZM205 66V65H204ZM13 67H14V69H13ZM16 67V68H15ZM70 67V68H69ZM100 67V68H99ZM108 67V69H106V68ZM126 66L125 67H123V69H122V73L120 72V76H121V74H124V72H123V70H124V68H127ZM136 67H138V68H136ZM152 69H151V68ZM160 67V68H159ZM180 67V68H179ZM184 68V70H183V68ZM18 68V69H17ZM61 68V69H60ZM96 68H99L98 69V71H97V69ZM150 70H149V69ZM159 70H158V69ZM174 70H172V69ZM175 68L178 70L179 69V71H177L176 70V72H175ZM193 68V69H192ZM65 69V71H62L61 72V70H64ZM91 69V71H89ZM101 69L102 70H104V71H101ZM134 69V70H133ZM141 69V70H140ZM147 69V70H146ZM166 69V70H165ZM171 69V70H170ZM7 70V71H6ZM18 70V71H17ZM67 70V71H66ZM72 71L73 73H71V74H73V75H71V74H69V71ZM95 72H93V71ZM143 70V71H142ZM148 70H149V72H148ZM168 70V71H167ZM182 72H184V73H181V78H179L178 79V77L179 76H177V73L179 74L181 71ZM53 71V72H52ZM128 71H127V74H129L128 73ZM142 71V72H141ZM156 71V72H155ZM158 71V72H157ZM162 71V72H161ZM168 73H167V72ZM170 71H173V72H171L170 73ZM193 71V72H192ZM7 72V73H6ZM11 72V73H10ZM16 72V73H15ZM49 72H50V75H49ZM65 72V73H64ZM91 72V73H90ZM100 72H102V73H100ZM106 72V74H104ZM111 73V74H109V73ZM145 72H148L147 74H148V76H146L147 74H145ZM162 73V75H164V76H166L167 74H168V76H171L173 73H175V74H173V77H175V81L173 80V81H171V83H170V85H171V87L168 89V87L170 86V85H168L169 83H163V82H161L160 81V79H161V74L160 73ZM163 72L165 73V74H163ZM14 73H15V75H14ZM53 73V74H52ZM62 73V75H60ZM68 73V74H67ZM93 73V74H92ZM155 73H157L158 75H156ZM65 74V75H64ZM76 74V73H75ZM90 74V75H89ZM96 74V75H95ZM98 74H100V76L98 75ZM101 74H103L102 76H101ZM125 74H126V69H125ZM124 74V75H125ZM149 74H150V76H149ZM152 74H154V77L153 76H151ZM160 74V75H159ZM169 74H171V75H169ZM182 74H183V76H182ZM184 74H185V76H184ZM9 75V76H8ZM82 75V77H83V74H81ZM92 75V76H91ZM108 75H111V76H109L108 77ZM118 75V78L119 79H121V81H119V82H129V78H130V76H132L130 79H131V82H134L133 80H135V75H134V73L133 74H129V75H126V77L125 76H121V78H120V76ZM145 75V76H144ZM11 76V77H10ZM49 76V77H48ZM96 76H97V79H100L99 81L96 79ZM128 76V77H127ZM134 76V77H133ZM144 76V77H143ZM158 76H160V77H158ZM164 76H162V77H164ZM55 77V78H54ZM56 77H59V78H56ZM61 77H63V78H61ZM78 77V76H77ZM77 77H75L76 79H78ZM79 77H81V76H79ZM84 77V78H85ZM89 77V78H88ZM92 77H93V81L91 80L92 79ZM100 77V78H99ZM105 78V80H104V78ZM127 78V79H125V78ZM147 78V80L145 81V79ZM157 77V78H156ZM172 77V76H171ZM52 78V79H51ZM67 78V79H66ZM75 78H73V79H75ZM101 78H103V79H101ZM132 78H133V80H132ZM138 78V79H137ZM144 78V80H142ZM149 78H150V80H149ZM7 79V80H6ZM56 79V80H55ZM58 79H59V81H58ZM66 79V80H65ZM72 79V80H73ZM97 81V82H100V81H108V82H110V79H112L113 80V82H114V86H112L113 84H112V80H111V82L109 83V85H108V83L107 84H105L106 85V88H104V86H102V88H97V87H99V86H97V84L99 85V83H97L95 80ZM107 79V80H106ZM109 79V80H108ZM183 80L182 81V83L184 82V84H182L180 81L181 80ZM6 80V81H5ZM13 80V81H12ZM51 80V81H50ZM55 80V81H54ZM123 80V81H122ZM127 80V81H126ZM135 80V81H136ZM142 80V81H141ZM156 80H158V81H156ZM178 80V81H177ZM4 81V82H3ZM51 82V83H49L48 84V82ZM76 81V80H75ZM149 82L148 84L151 86V84L154 82V86H155V88H154V86L153 87H149V85H147L146 83H144V82ZM152 81V82H151ZM157 83H156V82ZM160 81V82H159ZM17 82V83H16ZM30 82V81H29ZM52 82H54L53 84H55L54 86L55 87H53V85H52ZM56 82V83H55ZM63 82V83H64ZM70 82V83H69ZM90 82H91V84H90ZM131 82H129L130 84H131ZM177 83V84H175V83ZM180 82V83H179ZM69 83V84H68ZM94 83V84H93ZM128 83V84H129ZM160 83V84H159ZM5 84V85H4ZM7 84V85H6ZM8 84H10V85H8ZM96 84V85H95ZM110 84H112V85H110ZM127 83H126V85H128ZM133 84L135 85V83H132V86H133ZM161 84H162V86H161ZM16 85V86H15ZM72 85V86H71ZM83 85H84V87H85V84L83 83ZM110 86L109 88H111V89H109L108 88V86ZM168 85V86H167ZM174 85V86H173ZM5 86H6V89H5ZM49 86L51 87V89L49 88ZM112 86V87H111ZM116 86H117V88H118V90L120 91V90H122V92H120L119 93V95H118V90L116 89ZM131 86V85H130ZM130 86H128V88L130 87ZM158 86V87H157ZM48 87V88H47ZM139 89H138V88ZM146 87H147V89H148V87H149V89L146 91ZM157 87V88H156ZM62 88V89H61ZM96 88L98 89V90H100V92H96L97 90H96ZM113 88H114V90H113ZM163 88L164 89H166V91H165V93L164 94H166L165 96H164V94L162 95V94H160L161 92H163L162 90H163ZM55 89V90H54ZM58 89H60V92H57V90ZM92 89V90H91ZM94 89V90H93ZM107 90V94H108V96H109V91H108V89L109 90H111V92L113 91V93L114 94H116L117 93V95H115L116 97H115V99H122V98H124L123 100H120L119 102H120V104L124 101L125 102V104H124V102L121 104L122 105V107L124 106L125 107V109H126V112L124 111V107L122 108L123 109V111L120 113V119L118 118V117H116V116H114V115H112V112L110 113L111 115H109L110 117H111V119L110 120H112V119H115V122H113V126H115V123L117 122L116 120H118L119 122H117L116 123V126L115 127H113V126H111V125H107V123H103L104 121H102L103 120V118H102V120H101V112L99 113V111H101V110H99L98 109V105L96 106V103H95V105H94V102H97V104L98 103H100V101L99 100H95L96 98H94L95 96H100V98H101V96H102V94L104 93V96H102V97H105L107 94H106V92H103V90ZM144 89V90H143ZM153 90L152 92H151V90ZM158 89H162L161 90V92H157L156 90ZM5 90L7 91L6 93H5ZM144 91L145 92V94L147 95H145V94H143L142 93V91ZM186 90L188 91V88H186ZM18 91V92H17ZM59 91V90H58ZM56 92V93H55ZM92 92V93H91ZM94 92V93H93ZM103 92V93H102ZM151 92V93H150ZM154 92H156L157 94L159 93V96L160 95H162V97L160 96H156L155 95V93ZM182 92V93H183ZM186 92V91H185ZM184 92V93H185ZM55 93V94H54ZM95 93H99V95H96ZM113 93H110V95H111V97H114V95H113ZM122 93V94H121ZM141 93H142V95H141ZM148 93V94H147ZM152 93H154L153 94V97L155 98L156 97V100H155V103L157 102V105L156 106H159L158 107V111H157V108L155 107V105H153L154 103L152 102V101H154L153 100V98H152ZM187 93V92H186ZM48 94V95H47ZM93 94V95H92ZM18 95V96H17ZM57 95V96H56ZM68 95V94H67ZM70 95V94H69ZM91 95H92V97L93 98H89L88 96H90L91 97ZM121 95H123V96H121ZM147 97H145V96ZM107 96V97H108ZM143 98H142V97ZM17 98V100H16V98ZM52 97V98H51ZM71 97V96H70ZM107 97H105V99L104 100H106L107 102H109V100H111L110 98H108V99H106ZM64 98V100H65V97H63ZM97 98H99V97H97ZM146 100H145V99ZM152 100H151V99ZM91 99H93L94 100V102L91 100ZM127 99V100H126ZM150 99V100H149ZM184 99V98H183ZM4 100V101H3ZM103 100V101H104ZM149 100V105H150V107H149V105H148V103H147V105H148V107L150 108H148V107H146L147 105H146V102ZM54 101H55V99H54ZM89 101V102H88ZM99 101V102H98ZM138 101L136 102L135 101V103H138ZM88 102V103H87ZM91 102V103H90ZM106 102V103H107ZM118 102V101H117ZM146 105H144L143 103ZM150 102L151 103H153L152 105L150 104ZM3 105H2V104ZM63 103V104H62ZM93 105V107L94 106H96V107H91V105ZM102 103V102H101ZM105 103V102H104ZM126 103H128L127 105H126ZM10 104V105H9ZM52 104V105H51ZM57 104V105H56ZM60 104H62V105H60ZM66 104V105H65ZM76 104H79V103H77L76 102ZM103 104V103H102ZM101 104V105H102ZM108 104V103H107ZM130 104V107L128 106ZM7 105V106H6ZM20 105V106H19ZM65 105V106H64ZM121 105H120V108H121ZM140 105H142V108H144V106L146 107V108H144L145 109V111L147 110L148 112H149V114L151 115H149L147 112H144V113H142L143 112V110H142V108L140 107ZM16 107V108H14V107ZM67 106V108H65ZM68 106H70L71 107V109L68 107ZM78 106V107H77ZM86 106H87V108H86ZM103 107L104 106H106V104L104 105H102ZM102 106L100 107V108H102ZM109 106V105H108ZM152 106H154L155 108H156V114H158L157 116L156 115H154L155 114V112L153 113L152 111H154V110H152V111H150L151 110V107ZM6 107H8V108H6ZM38 107H39V105H37L36 107H35V109L37 110L38 109ZM42 107V108H43ZM81 107V108H80ZM82 107L84 108L83 110H82ZM88 107H90L89 108V110H88ZM135 107V106H134ZM154 107H152V109H155ZM57 108V109H56ZM76 108V109H75ZM77 108H79V109H77ZM86 108V109H85ZM128 108V109H127ZM45 109V110H46ZM66 109V110H65ZM71 111H69V110ZM92 109H94V112H92ZM97 109L99 110V111H97ZM121 109V110H122ZM141 110V114H140V110ZM149 109V110H148ZM164 111L165 110H167L168 112L167 113H169V111H170V113L172 112V110L170 109V110H168V109H165L164 108V106H163V108H162ZM6 110V111H5ZM81 110V111H80ZM91 110V111H90ZM95 110L98 112H95ZM130 110V111H129ZM137 110H138V112H139V114L140 115H142V117H144V118H142L141 119V117L139 118V116L136 114V112H137ZM162 110V111H163ZM72 111H73V113H72ZM75 111V112H74ZM83 111V112H82ZM86 111H87V113H86ZM89 111V112H88ZM136 111V112H135ZM163 111V112H164ZM6 112V113H5ZM52 112V113H51ZM79 112V113H78ZM90 112H92L91 114H90ZM108 112H109V110H108ZM107 111H106V113H108ZM124 112V113H123ZM137 112V113H138ZM151 112V113H150ZM9 113V114H8ZM81 113V114H80ZM82 113H84V115L82 114ZM94 113H96V114H94ZM128 114V115H126V114ZM165 113V112H164ZM166 113V114H167ZM169 113V114H170ZM80 114V115H79ZM88 114V115H87ZM94 114V115H93ZM98 114H99V117H98ZM78 115V116H77ZM90 115V117H89V119H87V117ZM123 115H124V117H123ZM134 115L136 116L137 115V117H134ZM150 116V118H152V116H153V118L155 119H158V121L156 122V119L154 120L153 118L152 119H150L149 117H146V116ZM13 116H15V117H13ZM48 116V115H47ZM54 116V115H53ZM83 116V117H82ZM87 116V117H86ZM93 116H95L94 118H93ZM105 116V115H104ZM104 116H102V117H104ZM108 116V117H109ZM121 116L123 117V119L124 120H122V118H121ZM129 116V117H128ZM132 116V117H131ZM162 116V117H161ZM8 117V118H7ZM19 117V118H18ZM25 117V118H24ZM55 117V116H54ZM54 117H52V118H54ZM70 117V118H69ZM78 117V118H77ZM79 117H80V119H79ZM87 119H85V118ZM92 117V118H91ZM97 117V118H96ZM115 117V118H114ZM128 117V118H127ZM99 118V119H98ZM127 119V121H126V119ZM140 119V121H138L137 119ZM164 118V119H163ZM239 118H240V116H239ZM8 119V120H7ZM61 119V118H60ZM75 119H77L78 121H79V123H76V122H78V121H76ZM98 119V120H97ZM104 119H105V117H104ZM132 119H133V121L135 120H137L134 124H136V125H134L133 124V121H132ZM144 119H146V120H144ZM149 120V122H148V120ZM6 120V121H5ZM25 120V121H24ZM36 120V121H35ZM70 120H71V122H70ZM91 120H92V122H91ZM96 120H97V122H96ZM120 120H122L123 121V123L121 124V122L122 121H120ZM129 120V121H128ZM143 120V121H142ZM152 120H154V121H152ZM162 120H164V122L162 121ZM226 120V119H225ZM228 120V119H227ZM227 120H226V122H227ZM239 120V119H238ZM237 120V121H238ZM243 120V119H242ZM60 121V120H59ZM63 121V122H64ZM76 121V122H75ZM99 121H100V123H99ZM131 121V122H130ZM162 121V123H160ZM244 121V120H243ZM242 121V122H243ZM29 122H31V123H29ZM33 122V123H32ZM49 122V121H48ZM50 122H53V121H50ZM84 122V123H83ZM129 123V125L131 126H134L133 127V129L134 130H136L135 131V135L136 136H138L140 139H138L135 135H132V129H131V131H130V129H129V125H128V123ZM141 122V127H139L138 125H137V123H140ZM143 122V123H142ZM148 122V124L146 125V123ZM222 122V124H223V127H225V129H226V127L227 126H225L224 124L226 123L225 121H221ZM223 122H225V123H223ZM229 122V123H228ZM227 123L228 124H230V119H229V121H228ZM2 123V124H1ZM82 123V124H81ZM101 123H103V124H101ZM118 123H119V125H118ZM126 123V124H125ZM131 123V124H130ZM153 123V124H152ZM155 123V124H154ZM159 123L160 124H162L163 126H160L159 125ZM227 123H226V125H227ZM3 124H5V125H3ZM13 124V125H12ZM76 124V125H75ZM97 124H99V125H97ZM110 126V127H105L107 130H108V132H106L105 133V128L103 129V128H101L102 130H100L99 129V127H101V125H104V126ZM143 124V125H142ZM167 124L164 126V128L165 129H167V130H169L168 128H169V126H167ZM34 125V126H33ZM81 125V126H80ZM87 125V126H86ZM121 125V126H120ZM127 125V126H126ZM140 125V124H139ZM152 125V127L150 128V126ZM155 125H158V127L157 126H155ZM6 126V127H5ZM42 128H41V127ZM48 128H47V127ZM82 126H83V129H82ZM104 126H102V127H104ZM126 127V129H125V127ZM131 126V127H132ZM142 126H143V131H142ZM166 126L168 127V128H166ZM5 127V128H4ZM15 127V128H14ZM79 127H81V129L79 128ZM90 127H91V129H90ZM98 127V129L96 130L95 128H97ZM111 127H112V129H111ZM123 127V128H122ZM128 127V128H127ZM130 127V128H131ZM135 127H138L137 129L135 128ZM149 128V130L148 129H145V128ZM29 128V129H28ZM35 128V129H34ZM52 128V127H51ZM80 130H79V129ZM87 128V129H86ZM110 128V129H109ZM121 129V130H116V129ZM141 128V129H140ZM163 128V129H164ZM9 129V130H8ZM75 129V128H74ZM127 130L128 132H129V134H131V135H127L128 133H125V132H127V131H125V130ZM159 129V128H158ZM157 129V130H158ZM220 129H222V127L220 128ZM16 130V131H15ZM33 130V131H32ZM49 130V131H48ZM81 130L83 131V133H81ZM111 130V131H110ZM141 130V131H140ZM166 130V131H167ZM100 131H101V134H100ZM111 133H113L114 131V133H113V135H112V137L114 138V139H112L111 141L109 140V133L110 132ZM117 131V132H116ZM121 133H120V132ZM140 131V132H139ZM166 131H163V132H166ZM85 132H86V134H85ZM96 132V133H95ZM123 132H124V134H126L127 135V137H129L130 136V139L129 138H127L126 136H122V134H123ZM139 132V133H138ZM142 132V133H141ZM146 132V133H145ZM152 132V131H151ZM46 133V134H45ZM89 133V134H88ZM115 133H116V135H115ZM118 133L120 134V136L118 135ZM133 133H134V131H133ZM141 133V135H139ZM150 133V134H149ZM155 133H156V138H155ZM13 134V135H12ZM33 136H32V135ZM103 134H105V135H103ZM106 134L108 135L107 137L108 138H106L105 136H106ZM148 134H149V136H150V138L152 137L153 139H150L149 137H148ZM225 133H223V135H224ZM11 135V136H10ZM103 135V136H102ZM142 135H143V137H142ZM144 135H146V140L144 139ZM161 135V136H160ZM226 135V134H225ZM16 136V137H15ZM45 136V137H44ZM94 136V137H93ZM118 136V137H117ZM12 137V138H11ZM96 137V138H95ZM105 137V138H104ZM116 137V138H115ZM123 137H126L125 139H126V144L127 145H123V143L122 142H125V139H123V141H121V143H119V140H122V138ZM158 137V138H157ZM2 138V139H1ZM21 138V139H20ZM24 138V139H23ZM45 138H46V140H45ZM95 140H94V139ZM100 138V139H99ZM120 138V139H119ZM135 138V139H134ZM149 138V139H148ZM227 138V137H226ZM16 139V140H15ZM103 139H106V140H104L103 142H102V140ZM111 139V138H110ZM141 139H142V141H141ZM155 139H157V140H155ZM224 139V138H223ZM27 140H29V141H27ZM91 140V141H90ZM94 140V141H93ZM97 140V141H96ZM137 140V141H136ZM117 141V142H116ZM135 141V143H138V145H142V147L143 146H146V147H144V148H151L150 150L151 151H149V152H147V150H149V149H145V150H139L138 148V145L136 146V147H138L137 149H136V147H133V146H135L136 144L135 143H133ZM150 141V142H149ZM151 141H152V143L154 142V144H152L151 143ZM158 142V144H159V142L162 144V145H157V143L156 142ZM224 141H225V139H224ZM223 140H222V138H221V142L222 143H225ZM16 142V143H15ZM93 142H94V145H93ZM97 142V143H96ZM99 142V143H98ZM109 144H108V143ZM110 142H111V144H114V146H115V150H114V147H113V150L111 151L112 153L113 152H116V154H117V151H119V153H121L122 151L123 152H126L127 151V153H128V151L130 152V153H128V157L126 158L124 155H126L125 153H124V155H123V153H122V156H124V159L123 160H125L126 161V159H129L128 161H129V164L127 163L126 165H125V163L121 160V154H119L118 153V155H116L115 153V157H114V155L109 151V149L111 150L112 148H109V145H110ZM116 142V143H115ZM127 142H129V143H127ZM142 142V143H141ZM144 142V143H143ZM145 142H147V144L145 143ZM6 143V144H5ZM41 143V144H40ZM102 143H104V144H106V146H104V147H106V150H102L101 149V147L103 146V144ZM141 143V144H140ZM152 144V146L151 147H149L148 146V144ZM156 143V144H155ZM13 144V145H12ZM36 144V145H35ZM117 144V145H116ZM120 144H122V146H123V149H122V151L120 150L121 149V147L119 146V147H116V146H118V145H120ZM146 144V145H145ZM4 145V146H3ZM14 145H16V147L14 146ZM20 145V146H19ZM95 145H97V146H95ZM131 145V146H130ZM156 145V146H155ZM223 145V144H222ZM221 145V146H222ZM3 146V147H2ZM124 146L126 147V148H124ZM128 146H130L132 149H128L127 147ZM155 146V147H154ZM13 147V148H12ZM24 147V148H23ZM28 147V148H27ZM96 147V148H95ZM229 147V146H228ZM30 148V149H29ZM100 150H99V149ZM117 148H119V150L117 149ZM221 148V147H220ZM32 149V150H31ZM45 150L47 149L46 147L44 148ZM90 151H89V150ZM105 149V148H104ZM136 149V150H135ZM162 149V148H161ZM210 149V148H209ZM231 148L229 147V150H230ZM18 152H17V151ZM30 150V151H29ZM33 150H38V153L36 152V151H33ZM44 150V151H45ZM92 150H93V152H92ZM99 150V151H98ZM126 150V151H125ZM132 150V151H131ZM133 150H134V152H133ZM156 150V149H155ZM155 150H153L152 151V153H150V154H154L153 152H155ZM159 150V149H158ZM208 150V149H207ZM233 149H231L230 151H228V149H226V151H227V153H229V152H231ZM90 153H89V152ZM102 153H104L105 151L107 152V153H105V154H102ZM108 151H109V153H108ZM8 152V153H7ZM101 153L102 155H104V157L105 158H102L103 159V161H102V159L101 160H99L98 159V157H99V155L101 156V154H98V153ZM162 152V151H161ZM207 151H204L202 154H201V156H200V158L201 157H203L204 156V153L206 154L202 159H200V160H198L199 162L201 161V162H203V163H197V165H196V167L198 166V170L197 169H195L194 167V169L193 170H196V172L198 171V173H196V172H193L194 174H195V176H196V178H194V179H196V180H201V182L199 181V183H198V186L199 185H201V188H200V186L197 188V189H195L196 187H194V186H197V184H196V180H194V182L192 181V183H194V185H193V189L194 190H192L191 191V193L193 194V193H195L194 191L196 190L197 192H201V191H198V189L199 190H203L202 188H205V190H203V192L205 193H199V194H201L200 196L202 197L203 195V197H204V199H203V197H202V200H204V202L205 203H207V202H209V203H211L212 205H210V207L212 206L213 208L215 207V206H213V202H217L218 203V200H220V196H222L224 193H225V191L224 190H228L229 191V188L231 189V187L232 188H234V186H235V188L238 186L239 187V184H240V182L238 183V181L236 180H234V179H232L231 178V180L232 181H230L229 180V183H228V181H226L228 184H230L231 182L234 184H230V185H228L226 182H225V179L223 178V175H224V177L226 178L227 177V175L229 176V177H227V179L226 180H228L231 176L229 175V174H225L226 172H225V170H227V173H228V169L227 168H224V167H222L223 165L226 167V163H223V161H218V159H219V157H217V156H215L214 155V157L213 156H210V157H212L213 158V161L211 160L212 158H209V156H208V154L209 155H212L211 153H210V151L208 152V153H206ZM212 152V151H211ZM233 152V151H232ZM231 152V153H232ZM31 153V154H30ZM36 153L38 154V155H36ZM78 153V152H77ZM93 153V154H92ZM137 153H139L140 154V152H137ZM146 153V154H145ZM19 154V155H18ZM27 154V155H26ZM32 155L31 157H32V159L31 160H29L28 159V155ZM90 154V155H89ZM112 154V155H111ZM150 154H149V159H151V158H153V156L154 155H151L150 156ZM105 155H111L110 157H111V160H113V163L112 162H109L110 161V157L108 156L107 158H106V156ZM18 156V157H17ZM98 156V157H97ZM139 157L140 156H143L142 154L141 155H138ZM207 156V157H206ZM219 156V155H218ZM114 157V158H113ZM117 157V158H116ZM145 156H143V157H141V158H144ZM155 157V156H154ZM113 158V159H112ZM116 158V160L114 161V159ZM131 158H133V161H131L132 159ZM134 158H135V160H134ZM145 158H147V157H145ZM144 158V159H145ZM148 158H147V161H146V159L145 160H143L142 159V161H146V162H148L149 160H148ZM157 159H161V157H156ZM155 158V159H156ZM216 160H215V159ZM218 158V159H217ZM223 158V157H222ZM23 159V160H22ZM28 159V160H27ZM77 159L80 161V162H82L81 160H83L84 161V159L86 160V158H85V156L83 157V159L80 157V155H79V153H78V157H77ZM94 160V161H92L91 162V160ZM154 159V158H153ZM156 159V160H157ZM206 159V160H205ZM42 160H44V157H43V159ZM99 160V161H98ZM107 160V162H109L110 163V165L112 164H114V163H116V167L118 168H121L120 170L119 169H117L116 167L114 168L116 171H117V176H116V174H112V168L114 167V165L112 166V167H107V162H105V161ZM138 160V161H137ZM163 161H164V159H162ZM207 160H209V161H212V162H207ZM214 160H215V163H214ZM20 161H21V164H20ZM87 161V160H86ZM88 161V162H89ZM120 161H122V162H120ZM30 162V163H29ZM97 162V163H96ZM99 162V163H98ZM101 162V163H100ZM152 162H153V160H152ZM157 162V161H156ZM159 162V161H158ZM157 162V163H158ZM26 163V164H25ZM83 163H85V162H83ZM91 163H92V165H91ZM94 163V164H93ZM149 163H150V161H149ZM148 163V164H149ZM157 163L155 164L154 163V165L152 166V164L153 163H150L151 164V166H150V164H149V168L150 167H152V168H154V171H156V170H158V171H161L162 173L164 172V171H162V168L163 167H165V166H167L168 165V163H166V161H164V162H160V164H162L161 166H160V164H158L159 166H157ZM164 163L166 164V165H164ZM205 163H207V164H209L210 165V163H211V168L209 167L208 169L206 168V167H208V165L207 164H205ZM217 163H219V164H217ZM222 164V166H221V164ZM229 163H233V162H229ZM11 164H13V165H11ZM96 164H100L99 166H96ZM121 164L123 165V167L124 168H122V166H121ZM138 164V165H137ZM206 165V166H203V165ZM213 164V165H212ZM9 165V166H8ZM17 165H19V166H17ZM103 165V164H102ZM128 165H130V166H128ZM131 165H132V167H134V168H132L131 167ZM157 166V168H156V166ZM164 165V166H163ZM233 164H231L230 166L232 167H230L231 169L230 170H234L236 167L233 165ZM13 166V167H12ZM41 166V165H40ZM92 166V167H91ZM93 166H95V167H93ZM109 166V165H108ZM129 167L130 169H131V171H130V169L129 168H126V167ZM141 166V167H140ZM155 166V167H154ZM219 166V167H218ZM237 166V165H236ZM241 167H242V165H240ZM239 165H238V167L236 168L237 170L238 169H240L241 167H240ZM107 167V168H106ZM137 167V168H136ZM140 167V168H139ZM162 167V168H161ZM214 167H215V169H216V171L215 170H213L214 169ZM224 169V172H223V170H222V168ZM228 167V166H227ZM240 167V168H239ZM15 168V169H14ZM151 168V169H152ZM161 168V169H160ZM167 168V167H166ZM203 168V169H202ZM207 170H206V169ZM245 168V167H244ZM243 167H242V169H244ZM10 169V170H9ZM26 169V170H25ZM108 169V170H109ZM126 169V170H125ZM138 170V172L136 171V173L135 172H133V170ZM140 169H142V170H140ZM156 169V170H155ZM164 169V168H163ZM192 169V168H191ZM205 169V170H204ZM209 169H211L210 171H211V173H214L213 175L210 173V171H209ZM219 169H221V170H219ZM242 169H240L239 171H240V174L239 175H241V173L242 172H244V173H246V170H243L242 171ZM7 170V171H6ZM34 170V171H33ZM153 170V169H152ZM165 171H166V169H164ZM37 171V172H36ZM82 171H86V173L87 172H89L90 174H84L83 175V173H85V172H82ZM103 170H100V172H102ZM126 171H127V173L129 174V175H127V173H126ZM153 171V172H154ZM158 171H156V172H154L155 174L158 172ZM200 171H204V172H200ZM207 171V174H208V172L210 173V176L212 177H210L209 176V178H208V176H207V174L205 173ZM218 171V172H217ZM242 171V172H241ZM115 172V171H114ZM125 172V173H124ZM141 172V173H140ZM152 172V173H153ZM161 172H159L160 174H161ZM223 172V173H222ZM232 171H229V173H231ZM234 172V171H233ZM231 173L232 175L234 174V176L235 175H237L238 176V172L236 173V171H235V173ZM37 173H40V174H37ZM82 173V174H81ZM99 173V172H98ZM116 173V172H115ZM131 173L133 174V176L131 175ZM138 173V174H137ZM153 173V174H154ZM158 173V174H159ZM203 173V175H205V176H203V175H201ZM205 173V174H204ZM219 173L222 175H220V177H219ZM243 173V175L245 176V174ZM12 174V175H11ZM110 174V173H109ZM137 174V175H136ZM143 175V176H145L146 175V178H143V176H141V175ZM150 174H151V172H150ZM155 174H154V176L153 177H157V176H155ZM139 175V177H137ZM157 175V174H156ZM197 175L200 177L199 179H198V177H197ZM209 175V174H208ZM216 177H215V176ZM116 176V177H115ZM136 178H135V177ZM141 176V177H140ZM201 176H203V178L201 177ZM7 177H9V178H7ZM11 177V178H10ZM110 177V176H109ZM131 177L133 178V179H131ZM151 178V179H153V182H154V178ZM206 177H207V180L208 181H206L205 179H206ZM217 177H219V178H217ZM223 179H222V178ZM7 178V179H6ZM43 178V179H42ZM157 178H160V176L159 177H157ZM156 178V179H157ZM202 178V179H201ZM205 178V179H204ZM213 178H214V180H215V182H214V180H213ZM246 178V177H245ZM244 178V179H245ZM1 179H3V180H1ZM6 179V180H5ZM108 179V180H107ZM217 179V180H216ZM243 179V180H244ZM12 180V181H11ZM122 180H124V182H126V185L128 186V188L131 190V191H133V192H131L128 188L126 189V190H128V192H125V188H126V185L125 186H123L125 183L122 181ZM159 180V179H158ZM203 180V181H202ZM219 180L221 181V182H219ZM246 180V179H245ZM3 181H5V182H3ZM7 181V182H6ZM28 181V182H27ZM32 181V182H31ZM103 181L104 182H106L107 183V185H105L106 183H104L103 184ZM120 181H122L123 182V185H122V182H120ZM131 181V182H132ZM143 181H145V183L143 184ZM152 181V180H151ZM157 181V180H156ZM160 181V180H159ZM218 181V182H217ZM234 181V182H233ZM10 182V183H9ZM15 182V183H14ZM18 182V183H17ZM92 182V183H93ZM152 182V186H150L151 188L150 189H154V187L156 186H158V185H160L159 184V182L158 183H156V182H154V183H156L155 184V186H154V183ZM204 182H208V184H206V183H204ZM211 182V183H210ZM223 182V183H222ZM225 182V183H224ZM245 182H247V180L245 181ZM245 182H244V184H245ZM40 183V184H39ZM83 183V182H82ZM128 183V184H127ZM165 183L167 184V187L169 188L170 187V189L172 188V185H171V183L169 184V183H167V182H163L162 184H164L163 186H162V184H161V189L159 188V186H158V188H156V190L158 191V193L159 194H157L158 196L159 195H162L161 197H163V199H164V197H165V199H166V197L168 196V194H169V192L171 191L170 189H168L167 187H166V185H165ZM202 183V184H201ZM220 183V184H219ZM223 185H222V184ZM249 183V182H248ZM248 183H246L245 185H244V187H247V186H249V184ZM39 184V185H38ZM89 184V185H88ZM102 184V185H101ZM141 184H142V186H141ZM168 184H169V186H168ZM196 184V185H195ZM205 184V185H204ZM209 184H211V186L209 185ZM212 184H213V186H212ZM216 184L217 185H219L218 186V189H220L221 188V190H223L225 187H228V189L227 188H225L222 192H223V194H221V191L220 190H218L217 189V187H216V189L218 190H216L215 189V186H216ZM236 184H238L237 186H236ZM9 185V186H8ZM26 185V186H25ZM37 185H38V187H37ZM91 185V186H90ZM105 185V186H104ZM117 185H118V187H117ZM134 187H132V186ZM146 185H148V184H146ZM171 185V186H170ZM204 185V186H203ZM226 185V186H225ZM228 185V186H227ZM84 186V187H83ZM86 186V187H85ZM89 186V187H88ZM107 186V187H106ZM142 188H141V187ZM208 186H210V187H208ZM230 186V187H229ZM4 187V188H3ZM22 187V188H21ZM105 188V190H104V188ZM112 187V188H113ZM125 187V188H124ZM146 187V190L147 191H150V189L148 190L147 188V186H145ZM144 187V188H145ZM167 188V189H163V188ZM207 187V188H206ZM5 188H8V189H5ZM10 188V189H9ZM40 190H39V189ZM53 188V187H52ZM85 188V189H84ZM88 190H87V189ZM93 188V189H92ZM97 188H100V189H97ZM106 188H108V189H106ZM118 188H120V189H118ZM124 189V191L122 192L121 191V189ZM132 188H133V190H132ZM143 188V190H145ZM191 188H192V186H191ZM211 188V189H210ZM233 189L234 191H236V190H241L242 191V189L241 188H239V189ZM18 189V190H17ZM56 189V188H55ZM54 188H53V191L55 190ZM89 189H90V192H91V197H94V198H92L91 199V197H90V194H89ZM91 189L94 191H91ZM117 189V190H116ZM122 189V190H123ZM134 189L136 190V192L134 191ZM141 189V190H140ZM165 191V193H164V196H163V194H161L162 192H164L163 190ZM210 190V191H208V190ZM10 190V191H9ZM122 192H120V191ZM160 190H162V192L160 193ZM166 190H169V191H167V193H166ZM212 190V191H211ZM216 190V191H215ZM6 193H5V192ZM27 191V192H26ZM56 191V190H55ZM105 191V192H104ZM116 191H118V192H120V195H119V193L118 192H116ZM137 191H139V192H137ZM140 191H142L141 193H140ZM152 191V190H151ZM207 191V192H206ZM214 191V192H213ZM227 191V193H228V198H229V194H230V192H228ZM237 191V193H239ZM240 191V192H241ZM14 192V193H13ZM46 192V193H45ZM129 193V194H127L128 195V197H126V195H124L123 193ZM153 192H155V189L153 190ZM220 193L221 195L218 197V193ZM95 193H97V194H95ZM101 193H99L100 195H101ZM139 193V194H138ZM150 193H152V192H149L148 193V195L150 194ZM156 193V192H155ZM155 193H154V195H155ZM211 193H214V195L213 194H211ZM236 193V192H235ZM89 194V195H88ZM94 194V195H93ZM131 194H133V195H131ZM136 195V197H135V195ZM137 194H138V196L139 197H137ZM153 194V193H152ZM151 194V195H152ZM167 194V195H166ZM198 194V193H197ZM197 194H194V195H196L193 199H192V197L194 196V195H192V196H190V202L191 203H187V205L188 204H190L191 206H189V209H190V207H194V205H192L194 202H193V200L195 201V200H197L198 198V195ZM209 194H211V195H209ZM215 194H216V197L217 198H215V200H214V197H215ZM5 195V196H4ZM84 195V196H83ZM86 195V196H85ZM96 195V196H95ZM104 195H101V196H104ZM206 195V196H205ZM225 195H226V193H225ZM231 195H233V193L231 194ZM239 195V194H238ZM238 195L236 194V195H233V197L234 196H237V198H238V200H237V198H236V200H234L236 203L239 201V199L242 197V195H243V193L241 194L240 193V197H238ZM17 196V197H16ZM97 196L100 198L99 199V201H101V203L100 204H96V201H98L97 199ZM123 196L125 197V198H123ZM129 196H131V197H129ZM147 196V195H146ZM156 196V195H155ZM212 196H213V199H212ZM224 196V195H223ZM8 197V198H7ZM89 197H90V199H89ZM160 197V198H161ZM201 197H199L200 199H201ZM205 197H206V200H205ZM210 197V198H209ZM226 197V196H225ZM243 197H244V195H243ZM7 198V199H6ZM20 198V199H19ZM24 198V199H23ZM88 198V199H87ZM126 198H127V200H126ZM140 198V199H139ZM143 198V197H142ZM156 198V197H155ZM158 198V197H157ZM197 198V199H196ZM219 198V199H218ZM228 198H227V202L228 201H231L230 200V198L231 199H234V198H232V197H230L229 198V200H228ZM246 198V196L244 197V199H243V201H242V205L243 204H245V199ZM39 199V200H38ZM81 199V200H80ZM94 199H95V201H94ZM103 199V200H102ZM124 199L126 200L125 202L126 203H124L123 202V204L121 203V201H124ZM159 199V198H158ZM162 199V200H163ZM164 199V201H165V203H166V200ZM199 199V200H200ZM207 199H209V200H207ZM211 199V200H210ZM222 199L223 200H221L218 204H220V203H222L223 201H224V199H226V198H223L222 197ZM3 200V201H2ZM14 200H15V202H14ZM83 200V201H82ZM92 200H93V202H92ZM135 200V199H134ZM198 201L199 203L197 204V203H195V204H197V205H195V208H194V210L196 209V206H198L199 204V207H203V201ZM214 200V201H213ZM2 201V202H1ZM23 201H25V202H22ZM29 201V202H28ZM38 201V202H37ZM82 201V202H81ZM133 201V200H132ZM153 201V200H152ZM158 201V200H157ZM163 201V202H164ZM211 201V202H210ZM234 201H232V202H234ZM247 201H248V199H247ZM5 202H6V204H5ZM44 202V201H43ZM91 202H92V204H91ZM234 202V203H235ZM18 203V205H16ZM84 203H86V204H84ZM152 203H154V202H152ZM157 203V202H156ZM152 204L153 206H155V205H158V204ZM162 204L163 205V210H162V206L160 207L161 208V210L164 212L165 210H164V207H165V205L166 204ZM208 203V204H209ZM233 203V205L231 204V202L230 203H228V204H231V208H232V211H234L235 210V212L236 213H233V214H238L239 212H237V210H236V208L233 210V208L235 207L234 205L236 204H234ZM247 203V202H246ZM23 204H24V206H23ZM44 205H46V203H43ZM42 204V205H43ZM208 204H205L204 205V208L208 205ZM216 204V203H215ZM218 204H216V206L218 205ZM223 204L225 205V202H223ZM222 204V205H223ZM227 204V205H228ZM8 205V206H7ZM10 205H12V206H10ZM26 205V206H25ZM91 206V208H92V211H90L91 210V208H90V206ZM93 205H94V207L96 208V210H95V208H93ZM99 205V206H98ZM128 206H129V204H127ZM150 205H151V203H150ZM224 205L222 206V207H224ZM25 208H27V211H26V208L24 209L23 207ZM29 206H30V208H29ZM72 207V210H71V207ZM82 206V207H81ZM86 206V207H85ZM124 206V207H123ZM131 206H132V203H131ZM187 206V207H188ZM219 206H221V204L220 205H218V208H219ZM226 206V205H225ZM234 206V207H233ZM246 206V205H245ZM7 207H9L10 208V211H8V208ZM34 207H35V209H34ZM39 207V208H38ZM150 207V206H149ZM152 207V206H151ZM208 207V206H207ZM206 207V208H207ZM244 207V206H243ZM0 208H2L1 206H0ZM86 208H88V210L86 209ZM99 208H100V210H99ZM107 208V207H106ZM105 208V209H106ZM141 209V212H140V214H142V215H138V209ZM146 208V205L144 206V209ZM148 208V207H147ZM147 208H146V210H147ZM155 208V207H154ZM154 208H152V211H153V209ZM204 208H203V210H204ZM205 208V213H206V210H208V209H206ZM217 207H215V209H213L212 211L214 212V214H213V212L212 213H210V214H208V213H206L207 215H210V216H208L210 219H208V217H207V220H206V215H205V213L203 212V210H202V208H201V211H202V218L204 217L205 218V220L204 219H198V218H195L196 220V223L197 222H199L200 224H198V226L197 227H200L199 225H201V227H200V229L202 228V231H204V232H202V234L204 233H206L205 232V228H206V225H207V222H208V225L209 226H211L212 225V228L210 227V229H209V232L211 233V235H210V233H206V235H210V236H201L200 237V235H201V231L200 230H197V232H199L200 231V233H197V232H195V233H197V235L198 236H196L195 237V244L197 245H195V247H196V249L198 248V246H199V243H197V240L198 239H200L201 240V242H200V240H199V242H200V249H201V247H202V249L203 250H205V244L203 245V243H202V239H204V241L205 240H207L208 241V239H209V237L211 238V236H212V234L214 235L215 233H218V232H220V233H218V234H215V237L217 236H219V240L221 241V239H222V241H223V238L225 237L224 235V232H221V227H222V224L223 225H227L225 222H227V220H229V221H231L232 220V218L234 217V215L233 214H231L233 217H231V215H229V210H227V209H229V208H227V207H224V208H219V210L218 209H216ZM226 208V211H228V214L226 215L224 212H223V210ZM246 208H248V206L246 207ZM15 209L16 210H19L18 212H23L22 213V216H20V214L18 215V217H17V214H18V212L16 211V213L17 214H15V212L13 213V219H15V221L13 220V225L11 224V225H7L8 223L10 224V222H12V218L10 219V216L9 215H11L10 213H12L13 212V210L15 211ZM199 209V208H198ZM240 209V208H239ZM104 212H103V211ZM120 210L122 211V212H120ZM126 210H127V206H126ZM138 212H136V211ZM154 210H156V208L154 209ZM160 210V209H159ZM160 210V211H161ZM190 210H192V211H194L192 208L190 209ZM210 210V209H209ZM208 210V211H209ZM215 210H216V213H215ZM249 210V209H248ZM33 213H32V212ZM54 211V212H55ZM60 211V212H59ZM73 211V212H72ZM101 211H102V214H101ZM140 211V210H139ZM149 211V210H148ZM151 211V210H150ZM150 211L149 212H146L147 213V215L148 216H150V218L147 216V221L146 222H144V224H143V227H145V226H148V227H150V223L152 224L153 223V221H155V219L153 220V218H151L152 216L154 217V218H156L159 214H160V212H158V208H157V212L156 211H154V213L156 212V213H158V214H155L156 215V217H155V215H152V214H154L153 212L152 213H150ZM196 211H197V209L195 210V213H196ZM201 211H200V209H199V211H197V213H196V216H200V213H201ZM218 211V212H217ZM220 211H221V214H225V216L224 215H220L221 216V218H222V220H223V218H225L226 216H230L229 218L231 219H228V217L226 218V221H224L223 223L221 222V224H220V222H219V225H221L220 226V228L218 229L219 231H217V232H213L212 233V231H214V229H215V231L217 230V227L214 225L213 226V223H214V221H213V223H212V221H211V219H215V220H217V221H221V219H216V218H214V216L215 215H217V214H220ZM239 211V210H238ZM7 212H9V213H7ZM26 212V213H25ZM38 212H39V210H38ZM37 212V213H38ZM58 212V213H57ZM89 212V213H88ZM91 212H93V214L91 213ZM97 212V214H98V217L95 219V217L97 216V214H95V213ZM106 212V213H105ZM199 212V213H198ZM211 212V211H210ZM86 213V214H85ZM100 213V214H99ZM109 213H111V212H109ZM135 213H137V214H135ZM195 213H193L194 215H195ZM232 213V212H231ZM25 214V215H24ZM34 214V215H33ZM54 214V215H55ZM84 214V215H83ZM87 214H89V216L87 215ZM95 214V215H94ZM135 214V215H134ZM145 214V213H144ZM204 214V215H203ZM211 214H213L212 215V217L213 218H211ZM26 215H27V220H26ZM28 215H29V218H28ZM152 215V216H151ZM11 216V217H12ZM32 216H33V218H32ZM36 216V217H35ZM74 216V217H73ZM94 216V217H93ZM146 216V215H145ZM160 216V215H159ZM159 216L157 217L158 219H159ZM15 217V218H14ZM20 217V218H19ZM71 217H73V218H71ZM83 217V218H82ZM92 219H91V218ZM136 217V220H138V218ZM216 217V216H215ZM237 217H238V215H236V217H235V219H237ZM18 218H19V220H18ZM82 218V219H81ZM86 218V219H85ZM103 218H105V217H103ZM123 218H126V217H123ZM149 218V219H148ZM217 218H218V216H217ZM220 218V217H219ZM10 219V220H9ZM57 219V220H56ZM95 219V220H94ZM99 219V220H98ZM132 219V218H131ZM140 219V218H139ZM141 219V220H142ZM144 219V220H145ZM235 219L233 218V220L231 221V224H232V226L230 227V226H228L229 228H228V231L226 230L227 229V227H225V226H223V229L225 230V232L227 231V232H229V229H231L232 227H233V225H234V223L236 224V221H235ZM238 219H239V217H238ZM19 222H18V221ZM29 220V223H27V221ZM97 220V221H96ZM101 220H102V218H101ZM143 220V221H144ZM151 220V221H150ZM153 220V221H152ZM209 220V221H208ZM240 220V219H239ZM238 220V221H239ZM6 221H8L7 222V224H6ZM24 221V222H23ZM87 221H88V223H87ZM97 222V224H95L96 222ZM150 223H149V222ZM202 221V222H201ZM204 221H207V222H204ZM211 221V223L209 224V222ZM217 221H215V223H217L218 224V222ZM229 221H228V223H229ZM237 221V222H238ZM14 222H15V224H14ZM53 222H54V224H53ZM56 222H58V223H56ZM75 222V223H74ZM77 222V223H76ZM91 222H93V223H91ZM99 222V223H98ZM142 222V221H141ZM204 222V223H203ZM243 223V221H240L239 222V224L241 225L242 223ZM90 223H91V225H90ZM120 223V225H118ZM129 225H128V224ZM143 223V222H142ZM149 223V224H148ZM155 224L157 223V221L156 222H154ZM202 223V224H201ZM206 223V224H205ZM214 223V224H215ZM225 223V224H224ZM24 224V225H23ZM37 224L39 225L38 226V228L36 227L37 226ZM52 224H53V226H52ZM93 224V225H92ZM108 224V225H109ZM121 224H122V226H121ZM128 225V228L126 227V226H124V225ZM147 224V225H146ZM230 224V223H229ZM238 224V223H237ZM15 225V226H14ZM19 225V226H18ZM90 225V226H89ZM97 225V226H96ZM112 225H110V226H112ZM145 225V226H144ZM153 225V224H152ZM151 225V226H152ZM9 226V227H8ZM11 226H13V227H16L15 229L13 228V230H16V231H11L12 230V228H11ZM44 228H43V227ZM52 226V227H51ZM55 226V227H54ZM76 226V227H75ZM87 226H89V229H88V227ZM94 226V227H93ZM123 226H124V229H123ZM154 226V225H153ZM203 226H204V229H203ZM209 226H207V230H208V227ZM218 226V225H217ZM235 226V225H234ZM237 226H239V225H237ZM27 227V228H26ZM31 227V228H30ZM47 227H51L50 229L48 228L47 229ZM57 227V228H56ZM84 229H83V228ZM106 227H109V226H106ZM131 227L132 228H134L133 230L131 229ZM142 227V226H141ZM148 227H146V228H148ZM164 227H166V226H164ZM163 227V228H164ZM225 227V228H224ZM11 228V229H10ZM43 228V229H42ZM74 228V229H73ZM120 230H119V229ZM129 229V233H133V235L131 234V235H128L129 236V238H127L128 236L126 235V233H128V230L127 229ZM237 227H235V228H232L231 229V231L234 229H236ZM38 229V231L41 229V232H39V233H41L42 235H45L44 237H45V241H48L47 243L43 240V236H41V235H39V234H37V231L35 232V230H37ZM45 229H47V231L48 230H50V232L48 231V234H44L45 232L44 231H46ZM75 229H76V231H75ZM86 229H88V230H86ZM95 229V231H93ZM97 229L99 230V231H97ZM123 229V230H122ZM127 231H126V230ZM256 229V228H255ZM23 230V231H22ZM29 231V232H26V231ZM44 230V231H43ZM107 229H105V231H106ZM119 230V231H118ZM125 230V231H124ZM210 230H212V231H210ZM233 230V231H234ZM237 230V229H236ZM235 230V231H236ZM47 231H46V233H47ZM78 231H80V232H78ZM83 231H85V232H83ZM90 231V232H89ZM93 231V232H92ZM135 231H136V233H135ZM223 231V230H222ZM230 231V235H231V237L230 238H232V234H235V238H239V235H238V237H236L237 236V234L238 233H232ZM256 231V230H255ZM254 231V232H255ZM14 232V233H13ZM20 234L19 236H22L21 238L19 237V236H17V234ZM43 232V233H42ZM75 232H77V233H75ZM85 234H83V233ZM87 232H89V233H91V234H89V233H87ZM95 232V233H94ZM99 232V233H98ZM137 232H138V234H137ZM139 232H140V234H139ZM186 232H187V230H186ZM227 232H226V234H227ZM253 232V233H254ZM259 232L260 231H257V233H258V236H259ZM16 234V236L17 237H19V240L21 239V244H23V241H22V239L23 240H25L24 242H25V244H23V245H21L19 242H17V243H19L18 244V246H17V244H13V240L12 239H14L13 238V236H15V235H13V234ZM50 233V234H49ZM56 233H57V235H56ZM93 233H94V235L96 236V237H94V235H93ZM144 232H142V234H143ZM146 233V232H145ZM158 233H160V231L158 232ZM158 233L157 232H155V234H153V235H155L154 237L156 238H154V237H152L153 239H155V241L154 240H152L151 242H152V244L154 243V242H156L157 241V237H160V235L159 236H157L158 235ZM221 233H222V237H220L221 236ZM252 233V234H253ZM256 233V234H257ZM10 234H12V235H10ZM23 234V235H22ZM67 234V235H66ZM76 234V235H75ZM99 234V235H98ZM134 234H135V236H134ZM136 234H137V239L139 238L138 236H140V240L138 239V241L136 240ZM147 234V233H146ZM152 234V233H151ZM224 234V235H223ZM229 234V233H228ZM227 234V235H228ZM251 234V233H250ZM255 234V233H254ZM25 235V236H24ZM46 235H47V237H46ZM48 235H50V236H48ZM75 235V236H74ZM92 235V236H91ZM112 235V236H111ZM121 235H123V236H121ZM127 236L126 237V239L128 240V239H130V237L133 239V241L130 239L129 240V242L131 241V242H134V244L133 243H126V242H128L127 240H125V236ZM229 235V236H230ZM241 235V234H240ZM16 236H15V238H16ZM35 236V238H36V240H35V238H33ZM39 236H41L40 237V239H39ZM56 236V237H55ZM78 236V237H77ZM81 236H83V238H81ZM91 236V237H90ZM99 236H101V237H99ZM103 236H106V237H104L105 238V241H103ZM121 236V237H120ZM229 236H226L225 238H224V241L226 240V238H228ZM48 237H49V239H48ZM87 237H89V238H87ZM107 237H109L110 239H112L111 241H110V239H108ZM117 237H118V239H117ZM144 237H145V239H144ZM198 237V238H197ZM207 239H206V238ZM215 237L214 236H212V238L214 239H212L213 240V244H215V245H219V243H221L220 241H216V240H218V238H216V240H215ZM243 237V236H242ZM241 237V239H243ZM257 237V236H256ZM25 238V239H24ZM56 238V239H55ZM76 238V239H75ZM79 238H81L80 240H79ZM95 238V239H94ZM97 238H98V240H97ZM100 238V239H99ZM107 238V239H106ZM113 238H115V240L113 239ZM124 238V239H123ZM221 238V239H220ZM119 240L118 242H119V244H115L116 243V241L117 240ZM210 239V240H211ZM240 239V240H241ZM15 240V239H14ZM41 240H43L44 242H42ZM83 240V241H82ZM94 240H95V242H94ZM99 241L100 243H102V244H100L99 242H97V241ZM102 240V241H101ZM122 240V241H121ZM145 240H147V241H145ZM150 240V241H149ZM228 240V239H227ZM227 240H226V244L228 245V243H227ZM231 240H233V239H231ZM235 240V239H234ZM11 241H12V243H11ZM15 241H18V238L15 240ZM14 241V242H15ZM36 241V242H35ZM91 241H93V242H91ZM115 241V242H114ZM139 241H141V242H139ZM154 241V242H153ZM216 243H215V242ZM229 241V240H228ZM238 241V240H237ZM236 240H235V242H237ZM96 242H97V244H98V247H97V244H96ZM104 242H105V244L107 245V246H105L104 245ZM108 242V243H107ZM110 242H112L111 244H110ZM122 242V243H121ZM126 243V245H125V243ZM136 242H138V244L140 245L141 244V246H139V248L138 247H136V246H138V244L136 243ZM146 242V243H145ZM149 242V243H148ZM206 242V241H205ZM217 242H218V244H217ZM232 242H234V241H232ZM29 243V244H28ZM31 243V244H30ZM35 243V244H34ZM49 243H50V245H49ZM55 243V244H54ZM80 243V244H79ZM87 243V244H86ZM201 243H202V245H201ZM240 243H242V242H240ZM92 244V245H91ZM109 244V245H108ZM114 244H115V246H114ZM122 244V245H121ZM128 244H131V245H129L130 247H129V250L131 249V251H129V250H127L126 248H124V246L123 245H125L126 247H127V245ZM137 244V245H136ZM222 245L224 244L223 242L221 243ZM230 244V243H229ZM13 245H15V247L17 246L18 248H21L22 250H19L18 248V250L21 252V254L19 253V255L17 256V252H19L17 249H13L15 252H13V250H12V246ZM40 245H41V247H40ZM80 245V246H79ZM95 245V246H94ZM100 245H102V246H100ZM110 245H112V246H114V247H111ZM116 245L117 246H119V250L118 251H116L117 250V248L118 247H116ZM135 245V246H134ZM144 247H143V246ZM151 245V244H150ZM154 245V244H153ZM207 245V249L204 251V252H206V254H207V258H208V255H210L209 253H211V252H213V250L216 252V249H212L213 247H214V245H213V247L212 248H209V247H211L212 246V244H211V241H210V245H208V244H206ZM221 245V246H222ZM239 245V244H238ZM241 245H243V243L241 244ZM240 245V246H241ZM25 246H27V249L26 250H28V248H29V250L27 251V252H25ZM64 246V247H63ZM94 246V247H93ZM104 246V247H103ZM123 246V247H122ZM134 246V247H133ZM209 246V247H208ZM220 245H219V247L218 246H216V247H218L219 249L220 248H224V247H226L225 246V244H224V246H222L221 247ZM239 246V247H240ZM14 247V246H13ZM24 247V248H23ZM50 247V248H49ZM83 247H85V248H83ZM89 249H88V248ZM110 247V248H109ZM136 247V248H135ZM141 247V248H140ZM242 248H243V246H241ZM36 250H35V249ZM43 248V249H42ZM46 248L48 249V250H46ZM54 248V249H53ZM78 248H81V250L80 249H78ZM99 248H100V250H99ZM103 248H105V249H103ZM109 248V249H108ZM112 248V249H111ZM116 249L115 251L113 250V249ZM128 248V247H127ZM135 249V250H137V252L135 251V253H137L136 255H134V256H131V257H136V259H138V260H140V261H137L136 259L134 260V258H130V257H127L126 255H127V253L129 252V254L131 253V255H133L132 253L134 252L133 251V249ZM32 249V250H31ZM90 249L92 250V251H90ZM110 249H111V251H110ZM124 249V250H123ZM125 249H126V251H125ZM138 249H139V251H138ZM146 249V248H145ZM144 249V250H145ZM199 249V248H198ZM197 249V250H198ZM199 249V255L200 254H202L203 252L201 251ZM208 249H209V251H210V249H211V251L210 252H208ZM219 249H217V251L219 250ZM244 253H243V255L242 256H239V255H241L242 253V251H241V249L239 250V251H241V252H238V254L236 255V253H234L235 255H233L234 257H239V260H238V258L236 259V261H238L237 262V264H242L243 262H245L246 264H247V262L249 261L248 259H249V257H248V259L247 258H245L246 256H245V253H246V250H248L246 247H245V245H244ZM38 250V251H37ZM40 250V251H39ZM104 251L103 252V254L100 252V251ZM108 252H106V251ZM222 249H220V251H221ZM233 250V249H232ZM235 250V249H234ZM233 250V252H236V251H234ZM75 251V252H74ZM110 251V252H109ZM113 251V252H112ZM121 251H123V252H121ZM125 251V252H124ZM128 251V252H127ZM154 251V250H153ZM220 251H218V252H220ZM13 252V253H12ZM41 252V253H40ZM43 252V253H42ZM48 252H50V254L48 253ZM54 252V253H53ZM58 254H57V253ZM85 252V253H84ZM94 254H93V253ZM97 252H100L99 254L97 253ZM114 253V255L112 254V253ZM115 252H118V255H117V253H115ZM119 252H120V254H119ZM139 252H141V253H139ZM155 252H156V250H155ZM154 252V253H155ZM202 252V253H201ZM12 253V254H11ZM16 253V254H15ZM34 253V254H33ZM68 253V254H67ZM91 253V254H90ZM105 253H106V255H105ZM126 253V254H125ZM222 253V252H221ZM220 253V254H221ZM240 253V254H239ZM13 254L15 255V256H17V257H15V256H13ZM33 254V255H32ZM43 254H44V256H43ZM53 255V258H52V255ZM108 254V255H107ZM123 254H124V256H123ZM141 254V255H140ZM153 254V253H152ZM217 254H219V253H217ZM219 254V255H220ZM248 254V253H247ZM246 254V255H247ZM27 257H26V256ZM46 255H48V257L46 256ZM74 255V256H73ZM91 255V256H90ZM100 255V259H99V256ZM109 255H110V257L113 259V258H115L116 260H114L113 259V262H111L112 261V259H110V261L108 262V260H109ZM116 255V256H115ZM121 255V256H120ZM204 255H205V253H204ZM219 255H217V257H219ZM223 255V254H222ZM220 255V258H217V259H219V260H221V261H219L218 262V264L220 263V264H224L223 263V261L225 262V261H227V260H232L233 258H230V256H227V255ZM56 256V257H55ZM67 256V257H66ZM89 256V257H88ZM104 256H107L106 257V259H105V257ZM115 256V257H114ZM117 256H120V257H117ZM123 256V257H122ZM130 256V255H129ZM149 256L150 255H147V257H148V259H150L149 258ZM203 256V255H202ZM206 256V255H205ZM225 256H227L228 257V259H227V257H226V259H223L222 257H225ZM232 256V255H231ZM248 256V255H247ZM12 257L14 258V259H12ZM24 257V258H23ZM42 257V258H41ZM47 257V258H46ZM55 257V258H54ZM72 257L74 258V259H72ZM82 257H83V260H84V262H82L83 260H82ZM85 257V258H84ZM94 257V258H93ZM97 257V258H96ZM103 257V258H102ZM120 258L119 259V262L117 261L118 259L117 258ZM128 258V259H126V260H130L129 262L127 261L126 262V260H125V258ZM147 257H145V259L147 258ZM57 258V259H56ZM76 258V259H75ZM123 258V259H122ZM202 258H204V257H202ZM206 258V257H205ZM204 258V259H205ZM207 258H206V260H207ZM210 259L212 258V255L209 257ZM209 258H208V260H209ZM240 258H242V259H240ZM243 258H245L244 259V261H243ZM22 259V260H21ZM26 261H25V260ZM36 259V260H35ZM51 259H52V262H51ZM56 259V260H55ZM106 261V263H105V261ZM142 259V260H141ZM203 259V260H204ZM223 259V260H222ZM248 261H247V260ZM31 260V261H30ZM39 260V261H38ZM43 260H44V263H42L43 262ZM63 260H65V261H67V263L66 262H64ZM69 260V261H68ZM72 260V261H71ZM74 260H77V261H74ZM95 261V263H94V261ZM124 260V261H123ZM206 260H204L203 262H206ZM207 260V262H210V261H208ZM50 261V262H49ZM54 261V262H53ZM74 261V262H73ZM91 261V262H90ZM102 261V262H101ZM114 261H115V263H114ZM197 261H200V263L199 262H197ZM197 261L195 262V264H197V263H199V264H202L201 263V259L200 260H198L197 259ZM218 261V260H217ZM217 261H215V262H217ZM230 261H228V262H226L227 264L228 263H230ZM236 261L234 260L233 262L234 263H236ZM241 261V262H240ZM243 261V262H242ZM34 262V263H33ZM49 262V263H48ZM108 262V263H107ZM140 262V263H139ZM213 264H214V261H211ZM143 263V264H144ZM233 263V264H234ZM249 263V262H248ZM146 264V263H145ZM204 264V263H203ZM206 264H210V263H206Z\"/></svg>",
    "mask_w": 264,
    "mask_h": 264
}]
</instances>
